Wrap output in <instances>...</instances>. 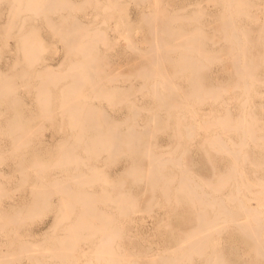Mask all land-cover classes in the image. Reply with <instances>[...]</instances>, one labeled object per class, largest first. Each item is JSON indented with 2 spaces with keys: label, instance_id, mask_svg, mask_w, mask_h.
<instances>
[{
  "label": "rangeland",
  "instance_id": "obj_1",
  "mask_svg": "<svg viewBox=\"0 0 264 264\" xmlns=\"http://www.w3.org/2000/svg\"><path fill=\"white\" fill-rule=\"evenodd\" d=\"M8 3H7V2ZM15 2H16V0H14ZM14 1L13 2H11V0H0V24L1 25H3V24H6L7 25V21H9V19L11 20V22L12 23H15L14 24V26H13V24H12V26L10 27V28H12V29H14V30H10V32H9V30H4V32L6 31V33H8V35L10 36V34H11V32H12V34H11V38L7 35V34H4L2 31H3V28H5V27H3L2 29H0L1 31H0V34L1 35H3V36H1L0 35V73H1V75H0V77H6V78H10L9 80H7V81H9V82H4L5 83V85L7 84H11L12 82L11 81H13V83H12V85H10L11 86V88H10V86L8 85V89H12V92L8 95L7 94V96L8 97H6V98H3V97H5V96H0V138H1V140H0V154H1V152H3V153H5V154H3L2 153V156L0 155V158H2V157H4L3 159H2V161L0 162V181H3V183H5V185L2 183L1 184V182H0V187H2V188H0V195L2 194V196H0V213H2L3 211H4V213L3 214H5V215H3V214H1V215H3L2 217L0 216V223H3V226H2V228L0 227V246H2V247H0V254H3V255H1L2 257H0V259H2V260H0V263H1V261L2 262H4L5 264H8V263H6L5 261L6 260H9V261H11L10 263L11 264H32V262H33V264H37L38 262H39V264H68V263H70V264H74L75 262H76V264H79V263H83V261H86V262H91L92 264H102L99 260H97L96 259V261L93 259V257H94V255L92 254V253H94V251H95V254H96V251H97V249L98 248H100V245H97V243L99 244V242L100 241H98V240H100V239H98L99 237H101V236H105V235H107V234H105V233H107V231H108V233H109V231H111V230H106V228H109L110 227V229H113L112 231H113V233H114V235H115V229H114V227L113 226H115V228H116V225H117V228H116V230L118 229L119 230V232H118V234L116 235L117 237L115 238V242H119L118 244L117 243H115V244H113L115 247H118V245H119V247H122L123 245L122 244H124L125 243V245L123 246L124 248L126 247V249H133V250H136V251H143V250H145L146 249V251L148 250L150 253H154L157 249H161V248H164V246H167L168 244H172V245H174V246H177V243H173V242H171V240L169 239V238H173L174 236H175V238L177 237V234H175V233H169L171 230H174V231H176L179 227H182V222H183V220H184V218H185V215H189L190 214V210H188V208H186L185 207V205L187 206V203H182V204H180V205H178L177 203H175L174 202V200H175V197L174 196H176V194H179V192H180V190H179V188L178 187H175L176 185H179L181 182H180V179L178 180V178L179 177H182V176H180V175H182V172H179L178 171V173H173V172H175L176 171V168L179 170L182 166H185V167H189V170L191 171H187L188 172V174H186L187 175V178H188V180H189V182H191L190 180H192L193 181V183L195 184L196 183V185H198V186H201L202 187V192H200L201 190V188L200 187H195L194 189H195V192L198 190L199 191V193L200 194H204L205 195V193L208 195V194H210L209 196H214L215 194L217 195L218 194V196H219V193L218 192H216V193H214L213 192V190H211V188H209L208 187V190L206 189L207 188V186L205 187V184H203V181H205V183H206V181H207V179H208V181H209V179H211V181H214V182H217L216 180H217V178L218 177H225V178H227V171H228V169L230 168V166L234 163H232V159L234 158L233 156H235V159L233 160V161H236V156H237V154L239 155L238 156V159H237V162H236V166L237 167H239V168H241L242 167V169H243V165L245 164V165H249L250 166V170H249V167H248V165L247 166H245L244 167V169L243 170H245V171H243V175L245 176V178H244V176H243V178H242V176L240 177V180H242V182H243V179H244V181L246 182V181H248V182H250V176L252 175V177H254L253 179L251 178V180H253V182H254V180L256 181V179L258 180V179H261V177H263V174L264 173H259V171H260V169L261 168H263L264 167V165H262V163H264L263 162V160H264V154H263V152H264V148L262 147V146H264V144H261V145H259V143H264V136H263V134H264V120H262V119H264V95H263V93H264V51H263V53H262V50H264L263 49V45H264V42H262V41H264V40H262V39H264V36H263V34L264 33H262V32H264L263 31V28H262V24L264 25V21L262 22V20H263V18H264V14H262L261 13V11H262V9H264V5H263V7H260V6H257V5H259V3L262 5V1L263 0H254V2L252 3L251 1L252 0H246V1H244L243 0V2H242V0H240V2L241 3H243V5L242 4H240V9H241V7H242V9H244L243 11H244V13L247 11V9H248V11L246 12V13H248L247 14V16L248 17H246V16H239L240 18H238L237 20H236V17H238V15L239 14H241V13H238V15L237 16H234V14H237L236 12H237V10H239V6H236L235 7V4H234V7H233V3H236V2H232L231 3V1L229 2L228 0L227 1H225V0H220L221 1V3H220V1L219 0H217V1H219V2H217L216 0H212V1H210L209 0V2L207 3V4H205V0L203 1V0H199V1H197V0H160V1H158V0H155V1H153V2H155L156 3V6H155V3H153L151 0H142L141 2L143 3V6H142V3L140 2V1H138V0H104V1H102V0H96L97 2H99V4H96V7L97 8H95L94 7V2H95V0H91L92 2H91V4H90V0H89V4H88V0L86 1L87 3H83L82 4V2H83V0H71V1H67V0H61V1H63V6H64V8H65V6H66V3H65V1L66 2H76V4H77V2L80 4H82V5H79V6H83L82 8H83V10H82V8H78V9H80V10H75V9H73L72 11H71V8H70V12H69V14L71 13L73 16H71V14H70V16H69V14L67 13V11H68V9L69 8H65L64 9V11H63V6H62V3H61V1L59 2L58 0H55V1H58L59 3H57V5H56V7L55 8H57V6H59V8L57 9V10H59V9H61L62 11H61V14L62 15H60L59 13H60V11H58L57 12V10L54 8V6H55V3H54V0H52L53 2H49V1H51V0H47V2H46V6H44L43 4L45 3V1H43V0H38V3H39V5H38V3L37 2H35V0L34 1H32V0H30L32 3H34V5H38L39 7L41 6H44V7H42V9H46L47 7H48V5L49 6H52L51 5V3H54V6L53 7H51V9L50 10H48L50 7H48L47 8V10L49 11V12H51V13H49V12H47V11H45V10H43V13H45L44 15L43 14H39V15H37V17L35 18V16H36V14L34 15V17L32 16L34 13H35V11H33L34 10V8L32 7L31 9H32V11L34 12L31 16H30V14L31 13H27V12H22L23 11V9L24 8H29L30 9V7H31V4L30 3H28V6H27V0H20V2L18 3V4H20V6H22V5H24V3H26V7H24V6H22L21 8H23L22 9V11H21V8L17 5V3H15L17 6H18V8H16L17 10L20 8V11L22 12H20L21 14L20 15H18V13H17V10H16V14H14L13 12H14V9H15V4H14ZM21 1H23V2H21ZM29 0H28V2H30ZM43 3V4H41V2ZM80 1V2H79ZM82 1V2H81ZM85 1V0H84ZM102 1V2H101ZM130 1V2H129ZM170 1V2H169ZM185 1V2H184ZM192 1V2H191ZM194 1H196V2H194ZM200 1H201V3H202V5L200 4ZM204 3H203V2ZM214 1V2H213ZM238 1V0H237ZM4 2V3H3ZM10 2H11V4H12V6L10 5ZM101 2V3H100ZM134 2V3H133ZM137 4H136V3ZM151 2L153 3V4H151ZM160 2V3H159ZM164 2V3H163ZM194 2V4H195V8H194V6H191V5H193V4H190V3H193ZM206 2H207V0H206ZM213 2V3H212ZM222 2H223V5H224V7H223V5H222ZM228 2V5L226 4V3ZM244 2H245V4H244ZM258 3L257 5H256V3ZM1 3H3V4H1ZM22 3V4H21ZM47 3H49V4H47ZM61 3V4H60ZM70 3H67V4H69V6H67V7H70L71 5H72V3L70 4ZM107 3V4H106ZM133 3V4H132ZM168 4V5H166V4ZM173 3V4H172ZM200 4L201 6H198V4ZM217 3V4H216ZM229 3H230V7H229ZM238 3V2H237ZM61 5V7H60V5ZM131 4V5H130ZM150 4V5H149ZM160 4H162V8L160 9L159 7H160ZM166 6H165V5ZM187 4V5H186ZM219 4V5H218ZM249 5V6H245L244 7V5ZM264 4V3H263ZM33 5V4H32ZM78 5V4H77ZM104 5H106V7L108 8V10H106L105 11V9L103 8V10H104V12L102 13V7H104ZM139 7H137V6ZM153 5V6H152ZM164 5V6H163ZM176 5H177V7L178 8H176ZM184 5H186V7L183 9V6ZM190 5V6H189ZM214 5H215V8H214ZM216 5H218L219 6V8H218V6H216ZM232 5V6H231ZM238 5V4H237ZM258 7V9H260V10H258L257 9V7ZM3 6V7H2ZM16 6V7H17ZM74 6H75V4H74ZM150 8H149V7ZM155 6V7H154ZM159 6V7H158ZM226 6H228V7H226ZM251 6L253 7V8H251ZM9 7V8H8ZM11 7H14L13 8V10H10V9H12ZM37 7V6H36ZM41 7L39 8L40 10H42L41 9ZM105 7V8H106ZM147 7H148V9H147ZM154 7V9H156V11L154 10V9H152ZM157 7V8H156ZM180 7H182L181 9H182V11L180 12L178 9H180ZM225 8V9H223V8ZM233 7V8H232ZM54 8V9H53ZM75 8V7H74ZM92 8H94V10L92 9ZM169 10H168V9ZM173 8V9H172ZM189 8V9H188ZM193 8V9H192ZM203 8V9H202ZM254 8H255V10H254ZM262 8V9H261ZM163 9V10H162ZM168 11V14H166L167 13V11ZM177 9V10H176ZM187 9V10H186ZM191 9H192V11H191ZM197 9V10H196ZM221 9V10H220ZM222 9L224 10V12H225V10L226 9H228V10H230L229 12H228V10L226 11L227 13H228V16H232V14H233V12H234V14H233V17H231V20H233L234 21V19H235V22H237V24L234 22V24L236 25V26H238V27H236L235 25H234V27L236 28V29H238L239 30V34L238 35H235L234 33H236L237 32V30L236 29H234L233 28V26H231V25H228L229 27H227V28H229V29H231L234 33H233V35L234 36H238L237 38L239 39H237L236 37V39L238 40V41H236V42H241L243 39H244V37H243V35L244 34H247V33H245L247 30H248V34L247 35H249L248 36V38H245L246 40L244 41L243 40V42H241V43H239V44H243V43H245L246 41V43L245 44H243L242 46L245 48H243L244 50H241V45H240V47H238L239 48V50L238 51H244L243 52V54H244V57H242V53H239L238 55H237V53H236V51L237 50H234L235 48H234V46H235V44H236V46H237V43H234L233 44V42H231L232 40L231 39H233V35H231V30H228V29H226L225 27H226V24H224L225 25V29H221L222 27V25H220V27H219V23H223L224 21V18L226 17V12L224 13V14H226V15H224L223 13V19H222V21L223 22H221V20H219V19H221V18H219L220 17V12H222ZM235 9H237L236 10V12H235ZM9 10V11H8ZM25 10V9H24ZM35 10H37V12H38V9H35ZM54 10V11H53ZM96 10V11H95ZM155 12H157V11H159L161 14H159L158 12H157V16L155 17V15L153 14V12L154 11ZM165 10V11H164ZM201 10H203V12L201 11ZM214 12H213V11ZM219 10V11H218ZM253 10H254V12H256V13H254L253 12ZM10 11H11V13H13V15H17L16 17L15 16H13L14 18H11L12 16V14L10 15ZM13 11V12H12ZM25 11H27V10H25ZM31 11V10H30ZM45 11V12H44ZM54 13H53V12ZM108 11H109V13H108ZM142 11H145V12H142ZM149 12L150 11V15H152L153 14V16L156 18V20H155V18H153V16L151 17L152 19H154L155 20V24H151L152 25V27L153 26H156V28H152L153 29V31L155 32L156 31V33L158 34V30L160 29V27L158 28V26H160V25H158L159 24V22H158V15L159 16H161V15H166L168 18H170L171 20V22H169V23H171V24H169V25H167L168 27H172V25H173V28L171 29V27H170V29H171V31L172 30H174L173 31V36L171 35L172 33L171 32H169V34L172 36V37H170V38H167L168 37V35L169 34H165L164 36L166 37L165 39L164 38H162V36L160 37V36H157V34L155 35L156 37H154L155 39H158V40H161L162 41V39H163V41H164V43H166L167 45L166 46H164V45H162L163 47L162 48H160V47H155L154 45H153V42H155L154 40H153V32H152V34H151V32L149 33V31H151V30H149V28H147V26H148V22L147 23H145L144 21H142V16L145 14H148L147 12ZM173 12V14L172 13H169V12ZM186 11V12H185ZM188 11L190 12H192V14H193V12H197V11H201L202 13H203V16H201L202 18L201 19H198L197 17V15H200V14H202V13H200V12H198L199 14H197L196 15V13H195V17H196V19H198V20H196V21H194V19L193 20H189V21H192L191 23L187 20V22L185 21V19L184 20H179V22H177V20L181 17V16H183V15H185V16H183V17H189L190 15V18L192 17V14H190L189 16L187 15L186 16V14H189L188 13ZM207 11V12H206ZM208 11H209V13H208ZM213 12V14H214V16H215V18L217 17L218 18V20L217 21H215L216 19L214 18V16H212L211 14H212V12ZM231 11H232V13H231ZM241 10H239V12H240ZM242 11V12H243ZM9 12V13H8ZM89 12H91V13H89ZM97 13L96 15L94 14V13ZM98 12H99V16H98ZM107 14H106V13ZM138 14H137V13ZM142 12V13H141ZM152 12V13H151ZM154 12V13H155ZM164 12H166V13H164ZM179 12H180V14H181V16L180 15H178L179 14ZM185 12V13H184ZM190 12V13H191ZM218 12V13H217ZM6 13H7V15H6ZM144 13V14H143ZM163 13V14H162ZM184 13V14H183ZM209 16H212V18L211 17H208V15ZM229 13H231V14H229ZM244 13H242V14H244ZM249 13H251V14H249ZM260 13V14H259ZM25 14H29V15H27V21L25 20L24 21V19H22L24 22H27V23H24L23 21V23L24 24H22L21 23V18L22 17H24V15ZM38 14V13H37ZM63 14H65V15H63ZM68 16H67V15ZM129 14V15H128ZM140 14H141V16H140ZM174 14L176 15V16H174ZM183 14V15H182ZM253 14H258V16L260 17H256V15H254L253 16ZM8 15H9V17H8ZM45 15H46V17H47V20L48 21H44V18H45ZM58 15H59V18H57L58 17ZM77 17H76V16ZM86 15V16H85ZM94 15V16H93ZM105 16V19H107V21L103 18L104 16ZM131 15V16H130ZM137 15H138V18H137ZM150 15H149V18H150ZM170 15H172V16H174V18H175V23L173 22L174 20H172V16H170ZM217 15V16H216ZM6 16L8 17V19L6 18ZM11 16V17H10ZM30 16V17H29ZM52 18H51V17ZM63 16H65V17H63ZM66 16H67V18H66ZM90 16V17H89ZM92 16V17H91ZM139 16L141 17V21H140V19H139ZM170 16V17H169ZM179 16V17H178ZM193 16V17H194ZM225 16V17H224ZM227 16V17H228ZM49 17V18H48ZM62 17H63V19L64 20H62ZM74 17V18H73ZM95 17V18H94ZM112 18V20H110L109 22H108V18ZM126 17V18H125ZM129 17H130V19L132 20V18L134 19V20H130L129 19ZM143 17H147V19H148V15L147 16H143ZM194 17V18H195ZM226 17V18H227ZM235 17V18H234ZM251 17V19H249ZM263 17V18H262ZM16 18V20L15 21H13V19H15ZM24 18H26V16L24 17ZM30 18V19H29ZM31 18H32V20H31ZM34 18H35V20H34ZM39 18V19H38ZM109 18V19H110ZM128 18V19H127ZM173 18V19H174ZM200 18V17H199ZM234 18V19H233ZM246 18V19H245ZM261 18H262V20H261ZM29 19V20H28ZM46 19V18H45ZM53 19V20H52ZM65 19H67V20H65ZM74 19H76V20H78V23L80 24V25H77V24H73L72 22L73 21H75ZM80 19V20H79ZM120 19H121V21H120ZM136 19V20H135ZM145 20H146V18H144ZM143 19V20H144ZM151 19V20H152ZM189 19V18H188ZM214 19V20H213ZM229 19V18H228ZM227 19V20H228ZM240 19V20H239ZM256 19V20H255ZM259 19V20H258ZM73 20V21H72ZM100 20H102L101 22H103L102 23V25H101V23L100 24H98L99 22H100ZM115 20V21H114ZM139 20V21H138ZM204 20V21H203ZM211 20V21H210ZM226 20V19H225ZM227 20L225 21V22H227ZM247 20V21H246ZM248 20H250V21H248ZM255 20V21H254ZM6 21V22H5ZM17 21H19L18 23H17ZM52 21H55V23L54 22H52ZM72 21V22H71ZM114 21V22H113ZM150 21V20H149ZM215 21V22H214ZM230 21V20H229ZM251 21H252V23H251ZM260 21V22H259ZM10 22V23H11ZM46 22H51V24L48 26V24H46ZM57 22L59 23H61V25H60V27H59V24H57ZM66 22V23H65ZM68 22V23H67ZM70 22V23H69ZM84 22H86V24L84 23ZM90 24H89V23ZM144 22V23H143ZM174 24H173V23ZM177 22V23H176ZM189 22V23H188ZM198 22V23H197ZM211 23V25H210V23ZM212 22H213V24H212ZM240 22V23H239ZM261 22H262V24H261ZM9 23V22H8ZM62 23L63 24H65V25H62ZM107 23V24H106ZM111 23V24H110ZM112 23L114 24L113 26H115L114 28H113V26H112ZM150 23H154V21H152V22H150ZM186 23V24H185ZM188 23V24H187ZM254 23V24H253ZM34 25V26H32V25ZM40 24H41V26H40ZM55 24V26H53ZM56 24L58 25V26H56ZM68 24V25H67ZM84 26H83V25ZM89 24V25H88ZM97 24V25H96ZM116 24V25H115ZM123 24V25H122ZM146 24V25H145ZM168 24V23H167ZM176 24H178V25H180V26H178V25H176ZM201 24V25H200ZM218 24V25H217ZM228 24V23H227ZM241 26V27H239V25ZM261 24V25H260ZM21 26L20 28H18V26ZM24 25V26H23ZM39 25V26H38ZM46 25H47V27H46ZM69 25H71V26H69ZM94 25H96V26H94ZM99 25V26H98ZM110 25V26H109ZM178 27V29L179 30H177L176 29V27ZM186 25V26H185ZM193 25H195V28H196V26L198 27V26H200V27H198V29H200V30H196V32L198 31H200V32H203V36L200 34V36L201 37H204V39L203 38H199V37H197V39L196 40H193L192 41V39H191V41H192V43H191V41H190V38L192 37V36H190V34L189 33H191V31H188L189 29L190 30H192L191 28H194V26ZM208 25H210L211 27H208ZM256 25V26H255ZM7 26H9V24L7 25ZM6 26V27H7ZM38 26V27H37ZM51 26H53V28H57V27H59L60 29H62L61 28V26H64V28L65 27H67V28H69V27H71V29H72V27L74 28L75 27V30H78V31H80L81 30V28L82 27H88V29L86 30V28H84L85 29V32L87 31V34L89 33V35H87L85 38L84 37H81V39H80V41H82V42H80V41H78V44H77V46L78 45H82L83 46V44L82 43H84L85 44V40H86V38H89V36L91 37V36H94L96 39H94V40H97L99 37L98 36H100V38H99V40L100 41H102V40H104L102 43L100 42V41H98L97 40V42H95V41H90L89 39H87V42H89V43H87L88 45L90 44V45H93L94 43L97 45V43H98V45H97V47H94L93 49H97V51H99V52H97L96 54H97V56H96V59H98V61L99 62H103V64H105L106 66H108L107 64L109 63V66L108 67H104V66H101L102 65V63L100 64L99 62H97V60L96 61H94V65H96V67L98 66V64H100L99 65V67H100V70H102L101 72L103 73V74H105L106 76H108V75H111L112 73L111 72H113V74H115L119 79H116L117 77L114 75V76H109L110 78L112 77V80L113 79H115L114 81H109V77H108V79L105 77V75L104 76H101L100 77V75H99V73H100V70L98 69V72H96V73H98V74H96L95 76H97V78L96 77H94V74L95 73H93V80H90V79H88V80H90V82L92 81L93 83H95V81H96V85L99 87V85H100V89H98V87L97 86H95L96 87V90H94V93L96 94V95H98V99L97 100H99L98 102H97V100L94 98V97H92V95H93V93H92V95H91V88L89 89L88 87H86V86H88V84H91L89 81H87V77H86V75H82V76H80V75H77L78 73L76 72L77 70H75L74 71V73H69V74H71V78H72V80H71V78H69V74H68V72H67V76H68V78H67V80L65 81L64 79H63V81H62V78H61V76L59 77V76H56L57 74H55L58 70H59V68H60V70L58 71L60 74H62V72L61 71H63V72H65L64 70H66V69H69V68H71V69H75V65H76V62H77V59L79 58V61L80 60H82V62L81 63H85V62H90L89 60H86V58H83V56H82V58H81V54L79 53V51L75 54V55H72L75 51H73V53L70 55V53H68L69 51H68V49L71 47V45H73V44H75V46H76V43L74 42L73 44H71L72 43V41L71 40H75V41H77L78 39H79V37L81 36V34H80V32H77L76 34H80L79 36L78 35H76L75 37H73V35H71V36H69V34L71 33H73L72 32V30H70V32H68L69 34H67V37H70V39L73 37V39H68L67 37H65L66 39H68L69 41H71V43H68L69 41H66L63 37V35H61L62 33H61V31H63V29L62 30H59V28L58 29H55V31L57 30H59L58 31V33H59V35L60 36H58V34H57V32H55L54 31V29H53V31L50 29V27ZM91 26V27H90ZM112 26V27H111ZM121 26H122V28H121ZM150 26V25H149ZM148 26V27H149ZM167 26H165V28L167 27ZM182 26H184V28L185 29H187V31L186 30H183L184 28L182 27ZM203 26V27H202ZM214 26H215V28H214ZM259 26H261V27H259ZM42 29H41V28ZM81 27V28H80ZM95 27L97 28V31L95 32V31H93V32H95L96 34H97V32H98V34L101 32L102 34H103V32H104V34H103V36H105L103 39H101V36H102V34L101 35H98V36H96V34H92L93 32H91L90 33V31H92V30H90L89 31V29H93V30H95ZM101 27H102V29H101ZM110 29H109V28ZM125 27V28H124ZM151 27V26H150ZM167 27V28H168ZM181 27V28H180ZM207 27V28H206ZM244 27V28H243ZM258 27H259V30H258ZM1 28V27H0ZM8 28V27H7ZM7 28H5V29H7ZM10 28H8V29H10ZM35 30H34V29ZM49 28V29H48ZM77 28V29H76ZM100 28V29H99ZM143 28H144V30H143ZM147 28V29H146ZM176 29V31H175V29ZM189 28V29H188ZM211 28V29H210ZM219 28V29H218ZM243 29V30H245V29H247V30H245V32L243 33V35H242V33L240 32V29ZM19 29H22L21 31L19 30ZM28 29V30H27ZM44 29V30H43ZM83 29V28H82ZM108 29V30H107ZM121 31H120V30ZM169 29V28H168ZM168 29L167 30H165L166 32H168ZM180 29H182L181 31H184L185 32V34L187 35V33L189 34V35H187V39L186 40H189L190 41V43H188V41H186V42H183V40H185V39H183L182 41L180 40V38H182V37H180L177 33H178V31H180ZM203 29V30H202ZM207 29H208V31H207ZM212 29H213V31L214 30H216L217 32H219V34L217 33V35H216V31H215V33H213V31H212ZM255 29L257 30V33L259 34V35H257L256 34V32H255ZM20 31L19 32V34H15V33H18V32H16V31ZM39 30V31H38ZM69 30V29H68ZM103 30V31H102ZM105 30V31H104ZM116 30V31H115ZM117 30H119L118 32H117ZM126 30V31H125ZM137 32V33H135V31ZM219 30V31H218ZM222 30H225L226 31V34H227V31H230V32H228V36L229 35H231V36H225V32H223ZM253 30V31H252ZM260 30H262V31H260ZM26 31H28V33H30V35L28 34V33H26ZM30 31H32L33 33H34V36H33V33H32V35H31V32ZM65 31H67L66 29H65ZM89 31V32H88ZM129 31V32H128ZM193 31H195V30H193ZM193 31H192V35H193ZM3 34H2V33ZM41 32V33H40ZM84 31H83V33H85ZM128 32V33H127ZM187 32V33H186ZM198 32H197V35H195V36H199L198 35ZM210 32V34H206V33H209ZM221 32V33H220ZM250 32H251V34H250ZM253 32H255V34L253 33ZM260 32V33H259ZM25 33V34H24ZM55 33V34H54ZM108 33V34H107ZM125 33V36H126V34H127V38H125V40H124V34ZM211 33H212V36H213V38L211 37ZM26 34H28L29 36L28 37H26ZM40 34V35H39ZM52 34H53V36L54 37H52ZM57 34V35H56ZM92 34V35H91ZM119 34V35H118ZM138 34L140 35V37L138 36ZM144 34V35H143ZM150 34V35H149ZM179 34H181V32H179ZM184 34V33H183ZM195 34V33H194ZM206 34V35H205ZM220 34H222V36L224 37V38H229L228 39V42H227V40L225 41V42H223V41H221V39H222V37L221 36H218V35H220ZM15 35V36H14ZM20 35H24L23 37H25L26 39H29V41L31 42V40L33 39V41H32V44H33V42L34 41H36L37 43H38V45H37V43H36V45H35V43L32 45L31 43H29V41H28V43H23V42H27L26 41V39L24 38V39H22L23 37H21V41H20V39L18 40V38H20L19 36ZM56 35V36H55ZM159 35V34H158ZM160 35H162V34H160ZM175 35V36H174ZM177 35H178V37H177ZM215 35V36H214ZM241 35V36H240ZM254 35H255V37L256 36H258L257 38H258V40L256 41V39H255V37H254ZM262 35V36H261ZM8 36V37H7ZM32 36V37H31ZM102 36V37H103ZM106 36H108V37H106ZM121 36V37H120ZM137 36L139 37L138 39H137ZM141 36H142V38H141ZM151 36H152V38H151ZM188 36L190 37V38H188ZM239 36H240V38H239ZM30 37H31V40H30ZM62 37V38H61ZM77 37V38H76ZM98 37V38H97ZM120 37V38H119ZM149 37V38H148ZM180 37V38H179ZM184 37V36H183ZM186 37V36H185ZM193 37H194V35H193ZM218 37V38H217ZM242 37V38H241ZM247 37V36H246ZM74 38H76V39H74ZM93 38V37H92ZM106 38H109V40L107 39L106 40ZM141 38V39H140ZM174 38V39H173ZM177 38H179V39H177ZM198 38L199 39H201V40H199L198 41ZM206 38V39H205ZM219 38H221L220 40H219ZM252 38H253V40H252ZM261 38V39H260ZM9 39V40H8ZM62 39V41H60ZM64 39V40H63ZM153 41H152V40ZM170 39H171V41H173V42H171V44L169 43L170 42ZM176 39V40H175ZM203 39V40H202ZM240 39H242V40H240ZM250 41H249V40ZM8 40V41H7ZM124 40V41H123ZM128 41V42H130V43H132V44H134L135 43V47H137L136 49L138 50V51H140V53L139 52H137V50L134 48V45H132V47H131V45H129V43H128V45L130 46V48H134V50H136V53L133 51V50H131V51H129L128 49L126 50V51H123V49H124V47H125V49H126V45H127V43L125 42V41ZM138 40V41H137ZM149 40H151V41H149ZM177 41V40H180V42H182V43H184V44H186L187 45V47H188V45L189 46H191L192 47V49L193 50H197L198 52H200V53H205L206 55V57H211V58H209V60H212V64L211 63H209V60H208V63L209 64H207V58L205 59V58H203V57H205V56H202V54H200L199 53V57H201L200 59H202L203 61H204V59H205V61L206 62H204V65L205 66H207V68H205L204 67V69L202 68V70L200 69L199 71H198V69H197V71H196V74L194 73V72H190L191 70V68L190 67H188L187 66V70H186V68H185V72L182 70V72L184 73H179V74H177V76L175 75V73L174 72H178L180 69H182V68H180V63H181V57L179 56L178 58H177V56L176 55H178V54H181L182 55V51H183V45H182V43H180L179 41H177L178 42V44L180 43V45H178V44H174V43H176L175 41ZM212 40V41H211ZM217 40V41H216ZM260 40V41H259ZM5 41H7V45L5 46L4 45V43H5ZM39 41H40V43H39ZM60 41V42H59ZM64 41H66V42H64ZM110 41V42H109ZM136 41V42H135ZM160 41V42H161ZM163 41L161 42V44H163ZM206 41H208V42H206ZM211 41V42H210ZM219 41V42H218ZM233 41H234V39H233ZM251 41L253 42V44H255L256 42V44L255 45H253L252 43H251ZM259 41V42H258ZM19 42H21V47L24 45L25 47H24V49L26 50V52H27V49H26V46L27 45H29V46H27L28 48H30L31 47V52L33 53L32 54V56H33V59H34V61L35 62H33V60H32V58H30V57H32L30 54H29V56L30 57H28L27 55H25V59L24 60H22V56L21 55H23V57H24V51H22L23 49V47L21 48L20 47V45H19ZM80 42V43H79ZM151 42V43H150ZM203 42H205V44L203 43ZM212 42H214V43H217L218 42V44H214V43H212ZM221 42V43H220ZM223 42V43H222ZM227 42V43H226ZM229 42H231L232 44H233V46H231L232 44H229ZM249 42H250V44H249ZM261 42L263 43V45H259V44H261ZM62 43H64V44H62ZM150 43V44H149ZM157 43H159V42H157L156 41V45H157ZM169 43V44H168ZM209 45H207V44ZM220 43V44H219ZM259 43V44H258ZM31 44V45H30ZM86 44V46L89 48V50H91L90 48H92V46L91 47H89L88 45ZM94 44V45H95ZM105 44H107V46L105 45ZM125 44V45H124ZM142 44V45H141ZM150 46H149V45ZM198 46H197V45ZM212 44H214V46H211ZM223 44L225 45V46H223ZM258 44V45H257ZM34 45H35V47H39V50L36 48L35 49V47H34ZM48 45V46H47ZM68 45H69V47H68ZM79 46L80 48L82 47V46ZM93 45V46H94ZM138 45V46H137ZM142 46V47H139V46ZM146 45H148V47L146 46ZM160 45V44H159ZM158 45V46H159ZM172 45V46H171ZM222 45V47H220ZM248 45H250V46H248V50H247V52H246V49H247V46ZM258 47H257V46ZM18 47V49L16 48V47ZM85 45L83 46L84 48L86 47ZM152 46V47H151ZM168 46H170L168 49H167V47ZM173 46H180V50H179V47H177V51L175 50H173V52H172V49H170V48H173ZM193 46H196L195 48L193 47ZM202 46V47H201ZM235 46V47H236ZM239 46V45H238ZM252 46V47H251ZM263 46V47H262ZM65 47V48H64ZM79 47L77 48V47H74L73 46V48H75V49H79ZM100 47V48H99ZM139 47V48H138ZM146 47H147V49H146ZM149 47H151V49L152 50H157V51H168V52H166V54H165V52H164V54H165V59L163 60V59H161L162 61L160 62L159 61V66H157L158 64H153V65H155L156 66V68L154 69L153 68V70H154V74H155V72H156V75L159 73L160 74V76H155L154 74V77L153 76H150V78H149V75L151 74L152 75V72L151 73H149V75H145V74H147V73H143L142 72V69L143 68H145V69H143L144 71L146 70L147 71V69L148 68H150V66H152L151 65V60H152V62L154 63V59H156V58H151L150 59V56H152V55H150L149 54V56H148V54H145V55H143V53H148V51L147 50H149L148 48ZM191 47H189V48H191ZM227 47H231V48H234V49H231V50H233V52H235L234 54H233V52L231 51V50H229ZM262 48V49H260V48ZM2 48V49H1ZM16 48V50H17V52H16V50H14ZM19 48H21L20 50H19ZM32 48L33 49H35L36 51H37V53H35L36 51L35 50H32ZM45 48H47V49H45ZM50 50H49V49ZM87 48V49H88ZM127 48H129L128 46H127ZM145 48V49H144ZM209 48H210V50L211 51H209ZM218 49V50H213V49ZM228 49L229 50V52H228V50H226V49ZM86 49V48H85ZM85 49H82V50H85ZM86 49V50H87ZM93 49L91 50V51H89L90 53L88 54L89 56H94V54H95V50H94V52H93ZM161 49H163V50H161ZM201 49H203V50H201ZM208 49V51H206ZM258 49V50H257ZM259 49H260V51H261V54L262 55H260V51H259ZM19 50V51H18ZM29 50V51H30ZM49 50V51H48ZM66 50V51H65ZM80 50V49H79ZM85 50V52H86V54H87V51ZM144 50H146V51H144ZM192 50V51H193ZM195 50V51H196ZM201 50V51H200ZM221 50H223V51H221ZM226 50V51H225ZM251 50V51H250ZM255 50H257V51H255ZM21 51V52H20ZM68 51V52H67ZM81 51V50H80ZM144 51V52H143ZM179 51V52H178ZM180 51H181V53H180ZM191 51V52H192ZM195 51H193L192 53H189V54H191L192 56H194V54L196 55V53H198V52H195ZM205 51V52H204ZM213 51H215L214 53H213ZM218 51V52H217ZM258 51H259V54H257L258 53ZM65 52H67L66 54H65ZM71 52V51H70ZM143 52V53H142ZM150 52V51H149ZM152 52V51H151ZM150 52V53H151ZM154 52V51H153ZM195 52V53H194ZM207 52V53H206ZM222 54H221V53ZM18 53V55H16ZM84 53V52H83ZM92 53V54H91ZM100 53V54H99ZM129 53V54H128ZM194 53V54H193ZM210 53V54H209ZM224 53H226L227 54V56H226V54H224ZM232 53V56L230 55ZM14 54H15V56H14ZM25 54H27V53H25ZM85 54V53H84ZM104 54V55H103ZM154 54V53H153ZM168 54H169V58L167 57V59H170V60H166V55L168 56ZM214 56H213V55ZM221 54V55H220ZM241 54V57H242V59H243V61H245V60H248V61H245V64L246 65H249L247 68L245 67V65H244V67L246 68V69H253V71L254 70H256V71H251L250 70V72H248V71H245L244 69H239L240 71H238V69L236 68V66L237 65H234L235 66V68L234 67H232V65L233 64H231L232 63V61H230L231 59H233L236 55L238 56L237 57V59L239 58V55ZM247 54V55H246ZM255 54H256V56H255ZM107 55V56H106ZM128 55V56H127ZM204 55V54H203ZM208 55V56H207ZM223 55V56H222ZM232 57H230V56ZM234 55V56H233ZM260 55V56H259ZM27 56V57H26ZM88 56V57H89ZM99 56V57H98ZM171 56V57H170ZM175 56V57H174ZM219 56V57H218ZM225 56H226V58H225ZM246 56H248V57H246ZM255 57V60H254V58H252V57ZM258 56V57H257ZM15 57H16V59H15ZM85 57V56H84ZM100 57H102V58H100ZM105 57H107V58H109V59H107V60H105ZM128 57V58H127ZM174 57V58H173ZM196 58H197V56H195ZM198 57V58H199ZM215 58V60H214V58ZM222 57V58H221ZM223 57L225 58V59H227L228 58V61L230 62H228L227 60L224 62V59H223ZM241 57L239 58V61H235V63L237 62V63H239L238 64V67L240 68H243V66L241 65L243 62H242V60H241ZM257 57V58H256ZM262 57H263V59H262ZM81 58V59H80ZM95 58V57H94ZM147 58V59H146ZM172 58V59H171ZM175 58H177V59H175ZM180 58V59H179ZM195 58V60H200V59H196ZM246 58V59H245ZM249 58V59H248ZM14 59H15V61H14ZM20 60V62H17L18 60ZM32 60V62H33V65H32V63H31V65L30 64H27V63H25V62H28V63H30L31 62V60ZM90 59H91V57H90ZM173 59H174V62L177 60V63H173ZM179 59V60H178ZM220 60V62H218L217 60ZM223 61H222V60ZM253 59V60H252ZM25 60H27V61H25ZM30 60V61H29ZM72 60V61H71ZM73 60L75 61L74 62V64L72 65V62H73ZM93 60V59H92ZM109 60V61H108ZM138 60V61H137ZM139 60L141 61L140 63H142V65L140 66V63H139ZM144 62H143V61ZM172 60V61H171ZM200 61V62H202L203 63V61ZM234 60H236V57L234 58ZM240 60H241V62L242 63H240ZM25 61V62H24ZM85 61V62H84ZM164 61H165V63H164ZM178 61H179V63H178ZM198 61H197V64H198ZM257 61H262L263 62V64L260 62V64L259 63H256ZM69 62L71 63V64H69ZM92 62V61H91ZM90 62V63H91ZM97 62V63H96ZM108 62V63H107ZM149 62V63H148ZM170 62H172L173 63V65H172V63H170ZM213 62H215V63H213ZM222 62V63H221ZM224 62V63H223ZM251 63V64H247V63ZM15 63H16V65H15ZM81 63H79V65L81 64ZM155 63H158L157 62V60L155 61ZM162 63V64H161ZM218 63V64H217ZM229 65H228V64ZM257 64L258 66L257 67H255V65L254 64ZM12 64H13V66L15 67V69H14V67L12 66ZM20 64V65H19ZM30 65L29 66V68H27L26 69V67H25V65ZM85 64H89V63H85ZM139 64V65H138ZM146 64V65H145ZM150 64V65H149ZM221 64V65H220ZM226 64V65H225ZM19 65V66H18ZM26 65V66H27ZM68 65V66H67ZM77 65H78V63H77ZM77 65H76V68H79V67H77ZM92 66H94L93 64H91ZM143 65H144V67H143ZM165 65V66H164ZM175 65H177V67L179 68H176V66ZM200 65H202V64H200ZM200 65H198L199 67H200ZM212 65V66H211ZM228 65V66H227ZM10 66V67H9ZM21 66H23L24 68H22ZM66 66H67V68H66ZM87 66V65H86ZM163 66L165 67V68H167V71H169V72H167L166 71V69L165 68H163ZM174 66H175V68H174ZM210 66V67H209ZM224 66H225V68H227V67H229V69L227 68V71H226V69H224ZM227 66V67H226ZM251 66H252V68H251ZM253 66H254V68H253ZM261 66V67H260ZM13 68V70H12V68ZM17 67V68H16ZM51 68V71H49L50 72V74H48V72H46L47 71V69H49L50 70V68ZM84 67V66H83ZM141 67V68H140ZM143 67V68H142ZM160 68V69H157V68ZM216 67V69H214ZM220 67H223V68H220ZM259 67V68H258ZM11 70H10V69ZM30 68H32V69H30ZM65 68V69H64ZM85 68V67H84ZM84 68H82V69H84ZM91 68V67H90ZM103 68V69H102ZM105 68H108V69H105ZM140 69V70H137V69ZM212 68V69H211ZM257 68V69H256ZM9 69V70H8ZM21 69V70H20ZM23 69H24V71H26V70H29L30 72H28V71H26L25 73L27 74V75H30L29 77L27 76V75H25V73H23L24 71H23ZM37 69V70H36ZM57 71H56V70ZM80 69V68H79ZM79 69H78V71H79ZM86 69V68H85ZM96 69V70H97ZM136 71H135V70ZM171 69V70H170ZM174 69V70H173ZM196 69V68H195ZM207 69V70H206ZM209 69V70H208ZM223 69H224V71H223ZM7 72H6V71ZM18 70H20V71H18ZM38 70H40V71H38ZM46 70V71H45ZM52 70H53V74H51V72H52ZM107 70V71H106ZM116 70H118L119 72H121V73H119L118 71H116ZM126 70H128V71H126ZM151 70V69H150ZM152 70V71H153ZM156 70V71H155ZM176 70V71H175ZM241 70H244L245 72H248L247 74L248 75H250L248 78L245 76V72H243L244 74V76H245V78H243V75H241V74H239V73H241L242 71ZM4 71V72H3ZM17 72V76H14V75H16V73L15 72ZM35 71H37V72H39L38 74H40V75H38L37 74V76H36V74L35 73H37V72H35ZM67 71V70H66ZM80 71H81V69H80ZM84 71V70H83ZM87 71V70H86ZM95 71V70H94ZM115 71V72H114ZM135 71V72H134ZM157 71H159L158 73H157ZM166 73H165V72ZM192 71H195V70H193V68H192ZM209 71V72H208ZM211 71V72H210ZM222 71V72H221ZM234 71H236V73H238L239 75H241V76H239L238 74H234ZM12 72H14V73H12ZM55 72V73H54ZM57 72V73H58ZM69 72H71V70L69 71ZM190 72V73H189ZM198 72V73H197ZM208 72V73H207ZM229 72V73H228ZM3 73H6V74H4L3 75ZM10 73V74H9ZM24 74L26 77H22V79H21V77H20V75H22V74ZM29 73V74H28ZM66 73V72H65ZM64 73V74H65ZM83 73V72H82ZM85 73V72H84ZM106 73H108V74H106ZM117 73H119V74H117ZM128 73V74H127ZM143 73V74H142ZM164 73V74H163ZM211 73H212V75H211ZM220 73H221V75H220ZM227 73H228V75L230 74L232 77H230V75H229V77H228V75H227ZM7 74H8V76H10V77H8L7 76ZM13 74V75H12ZM19 74V75H18ZM46 74V75H45ZM101 74V73H100ZM102 74V75H103ZM126 74V75H125ZM166 74V75H165ZM167 74H169V75H167ZM182 74H183V77H182ZM203 74V75H202ZM205 74V75H204ZM255 74V75H254ZM258 74V75H257ZM6 75V76H5ZM43 75V76H42ZM45 75V76H44ZM48 75L49 76H51L52 75V78L50 79V77H48ZM55 75V76H54ZM59 75V74H58ZM72 75H74L73 77H74V79L75 78H79L81 81H82V83H81V81L80 80H78V79H76V81L78 80V82H76V85H77V83L79 84L78 86H80L81 87V92H82V94H85L86 96H87V98H86V96H85V98L84 99H86V100H84V99H82L83 97H84V95H81L77 90V92H76V94H75V92H72V94H75V95H77V94H80V97H82V98H79V97H77V96H75L74 97V95H73V97H69L70 99L71 98H76L77 99V101H75L76 103H77V106H78V104H79V106L78 107H75L74 105H76V103L75 104H72V106H71V104H70V107H72V108H70V110H71V112H69V111H67V112H69L70 114H72V115H74V117L76 118V116H75V114H77V117L79 116V114H80V116H82V118H78V119H75L74 121H75V123L73 122V119H71V118H73V116L72 115H69L68 113H66V111L64 110V109H66L67 108V104L69 105V103H67L66 104V102L67 101H69L70 99L67 97V94L65 93V92H68V91H66V89L64 88V87H66L67 88V86L69 85V88H67V89H71V91H73V90H75L76 89V86H74L75 84V80L73 79V77H72ZM87 75H88V73H87ZM91 75H92V73H91ZM90 75V76H91ZM99 75V76H98ZM185 75V76H184ZM189 75V76H188ZM197 77H196V76ZM208 75V76H207ZM210 75V76H209ZM224 75V76H223ZM234 75V76H233ZM260 75V76H259ZM263 75V76H262ZM41 76V77H40ZM89 76V77H90ZM123 76V77H122ZM173 76V79L175 78V80H172V77ZM199 78L200 79V81L198 82V83H201V81H202V89H199L200 90V92L202 91V90H205L206 91V89L208 90V88L211 90L212 89V91L214 92H212V91H209V92H207V93H212L213 94V99H211L210 97V100H209V98H206L208 95H205L206 97V99H207V101H206V103L203 101H201L200 103L202 104H199V102H196L195 101V98L194 99H192V101L189 99L188 101H186V103L188 104L186 107H185V109H184V106L182 105V103H181V99H182V97H183V95L185 96V95H187L190 91H192L191 90V88H193L191 85H189L190 84V80H191V78ZM262 76V77H261ZM13 77V78H12ZM20 79H19V78ZM34 77H36V79L34 78ZM43 77H47V78H45L46 80H45V83H46V81L47 80H54V78L56 79V78H58V81H59V84H57V86L55 87V89L53 88L54 87V85H49V83L47 84V85H49L47 88L48 89H45V87H46V84H43V82H44V78ZM54 77V78H53ZM92 77V76H91ZM122 77V78H121ZM132 77V78H131ZM148 77V78H147ZM153 77V78H152ZM159 77H161L160 79H159ZM177 77V78H176ZM179 77H181V78H179ZM187 77H189L188 79H187ZM203 77H205V78H203ZM207 77V78H206ZM236 77L238 78V77H241V79L238 81V79H236ZM37 78H40V81L42 82L41 84H40V81H39V79H37ZM60 78V79H59ZM95 78V79H94ZM106 78V79H105ZM138 78V79H137ZM139 78H141V79H139ZM144 78L146 79V80H144ZM163 78V79H162ZM203 78V79H202ZM227 78V79H226ZM233 78V79H232ZM255 78H257V79H255ZM262 78V79H261ZM2 79V78H1ZM12 79V80H11ZM16 79H18V80H16ZM29 79V82L31 83V86H30V83L27 81ZM34 79V80H33ZM97 79V80H96ZM103 79H105V80H103ZM124 79H126V81L124 80ZM128 79V80H127ZM150 79V80H149ZM157 81H156V80ZM176 79H177V81H176ZM205 79H207L206 81H204ZM211 79V80H210ZM219 79H221V80H219ZM231 79V80H230ZM251 79H255L256 81H257V86H256V84H255V82L256 81H254V83H252L253 81H250V82H248L247 83V81L248 80H251ZM3 80V79H2ZM22 80H23V82H22ZM36 80V81H35ZM74 80V81H73ZM100 80V81H99ZM101 80H103V82L101 81ZM136 80V81H135ZM156 82H155V81ZM159 80L161 81L162 80V82H159ZM171 80H172V82H171ZM215 80V81H214ZM224 80V81H223ZM227 80V81H226ZM234 80V81H233ZM258 80H259V82H258ZM17 81V82H16ZM20 81L22 82L21 84H20ZM25 81H26V84H25ZM57 81V80H56ZM54 82L55 84L57 83V82ZM62 81V82H61ZM65 81V82H64ZM70 81V82H69ZM84 81V82H83ZM98 81H99V85H98ZM119 81V83H117ZM133 81V82H132ZM144 82V84H143V82ZM147 81V82H146ZM149 81V82H148ZM151 81H152V83H155V84H152L153 86H151L150 87V85H151ZM175 81V82H174ZM189 81V82H188ZM218 81H220V83H217ZM263 83H262V82ZM11 82V83H10ZM18 84V85H16V83ZM71 82L73 83L72 85H70L71 84ZM89 82V83H88ZM113 82V83H112ZM138 82H140V83H138ZM146 82V83H145ZM164 82H165V84H164ZM169 82L170 83V86L171 87H176L177 86V84H178V86L176 87V88H172L174 91H176V92H173L172 90L170 91V89L169 90H163L161 87H158L159 86V83L160 84H164L165 86H163V87H165L166 89L167 88H171V87H169L168 86V84L167 83ZM209 82V83H208ZM215 82V83H214ZM225 82V83H224ZM227 82V83H226ZM229 82V83H228ZM234 82H237V83H233ZM0 83H2L1 82V80H0ZM15 83V84H14ZM65 83H68V85L66 86V84ZM84 83H88L87 85L86 84H84ZM105 84V86H104V84ZM129 83L131 84L130 86H129ZM149 83H150V85H149ZM192 83V82H191ZM204 83V84H203ZM230 83H231V85L233 86H231L230 85ZM244 83H246V84H248L249 86L251 85L250 83H252V84H254L255 86L253 87V88H251V86L250 87H248V85H246L247 86V90L248 91H250L251 89V93H253V95H250V93L248 92V95H247V92H245V89H244V92L243 91H241L240 89H242L243 88V84ZM16 85V86H14V85ZM23 84H25L26 86L28 85L29 87H26L25 85H23ZM37 84H40L41 86H45L42 90L40 89V85H39V91H40V93H41V91H42V94L43 95H46V96H49L48 97V99H50V103H49V100L48 99H46L47 101H48V103H49V108H48V111H43L44 109H43V106L42 105H44L45 107L48 105V103H47V105L45 104V102H47L44 98V100H45V102H39V101H41V99L42 98H40L41 97V95L39 94V91H37ZM43 84V85H42ZM83 84V86H81ZM115 84V86H112V85H114ZM140 84V86H144V89H146V90H144L143 88H140V87H138V85ZM143 84V85H142ZM147 84V85H146ZM186 84V85H185ZM211 84V85H210ZM220 84V85H219ZM240 84H242V85H240ZM259 84V85H258ZM4 84L1 86V84H0V87L2 88V91H3V86H5ZM21 85L22 86H24L25 88H21ZM37 85V86H36ZM93 84H91V85H89V86H92ZM107 85V86H106ZM155 85H157V89L156 90H158L159 88V91H157L156 92V90L154 91V89H152V87L153 88H156V86ZM174 85V86H173ZM176 85V86H175ZM200 85H198V86H200ZM213 85H214V87H213ZM220 86V87H216V86ZM260 85H263V86H260ZM12 86H14V87H12ZM20 86V87H19ZM34 86H36V87H34ZM72 86V87H71ZM73 86L75 87V89L73 88ZM93 86V87H94ZM125 86V87H124ZM135 86H137V87H135ZM146 86H147V88H146ZM182 86V87H181ZM190 86H191V88H190ZM200 86V87H201ZM212 86V88H210ZM222 86V87H221ZM228 86V87H227ZM238 86V87H237ZM253 86V85H252ZM5 87H7V86H5ZM50 87V88H49ZM60 87L61 88H63V89H65V92H64V95H63V93H62V89H61V91L59 90L60 89ZM85 87V88H84ZM102 87H103V90H101L102 89ZM106 87V88H105ZM111 87V88H110ZM114 87V88H113ZM129 87V88H128ZM180 87V88H179ZM185 87V88H184ZM229 87H231L230 89L231 90H228L229 89ZM0 88V89H1ZM18 88V89H17ZM19 88H20V90H19ZM34 88V89H33ZM42 88V87H41ZM78 88V90H80V88L79 87H77ZM82 88L84 89V91H86V92H84L83 90H82ZM113 88V89H112ZM115 88H118V90L117 89H115ZM122 88V89H121ZM128 88V89H127ZM134 88L137 90H134ZM138 88H140L139 90H140V92L138 91ZM183 88V89H182ZM204 88V89H203ZM213 88H215V90L213 89ZM216 88H219L218 89V91H219V93H220V97H221V95H222V98H220L219 96V98L215 95V93H217L218 94V92H216ZM220 88H222V89H224L225 91V93L224 92H222L223 90H221ZM234 88V89H233ZM238 90V92L237 91H235L236 89ZM245 88V87H244ZM248 88H250V89H248ZM6 89V88H5ZM8 89H6V90H4L3 92L5 93V91L6 92H8L9 90ZM15 89V90H14ZM44 89H45V91H44ZM86 89H89L90 91L88 92ZM117 90V91H119L120 89V91H119V93L118 92H114L115 90ZM180 89V90H179ZM233 89V90H232ZM254 89V90H253ZM52 90H53V92H55V90H56V94L54 93V95H56L55 97H57L56 98V100H53V98L51 97L52 96ZM98 90H101L102 92L100 93V92H98ZM105 90V91H104ZM123 90V91H122ZM129 90H131V91H129ZM134 90V91H133ZM150 90V91H149ZM163 92H161V91ZM178 90V91H177ZM181 90L184 92H182L181 93ZM188 90V91H187ZM221 90V91H220ZM228 90V91H227ZM240 90V91H239ZM243 90V89H242ZM246 90V91H247ZM15 91V93H16V95H15V93H13ZM44 91V92H43ZM70 91V92H71ZM104 91V92H103ZM106 91L107 92H109V94L108 93H106ZM114 92V96H113V92ZM168 93H167V92ZM187 91V92H186ZM195 91H197V90H195ZM230 91H232V95H229V94H231V92ZM260 91H261V93H260ZM10 92V91H9ZM30 92V93H29ZM36 92V94H37V92H38V94H39V97L38 98H40L39 100H38V102L39 103H36L37 101H35L34 99V97H36L37 98V96H34V93ZM51 92V93H50ZM61 92V93H60ZM69 92V96H72V94ZM84 92V93H83ZM98 92V93H97ZM129 92V93H128ZM138 92V93H137ZM152 94H150V93ZM153 92V93H152ZM159 92H160V95H159ZM172 92V93H171ZM227 92H229V93H227ZM234 92V93H233ZM239 92L241 93L242 92V98H244L245 96V98H248L249 99V97H250V99L252 98V100L250 101V99H249V101H248V99H247V103H245L246 101H242V100H240L239 98H240V95L241 94H239ZM255 92V93H254ZM257 92V93H256ZM2 93V92H1ZM0 93V94H1ZM13 93V95H11ZM22 93V94H21ZM88 93V94H87ZM117 93H118V95H117ZM122 93V94H121ZM133 95H132V94ZM137 93V94H136ZM156 93V94H155ZM162 93V94H161ZM164 93H166V95L164 94ZM169 93H170V95H169ZM194 93V92H193ZM197 93H199L198 91H197ZM197 93H195V94H197ZM206 93V94H207ZM223 93V94H222ZM236 93H238L239 94V96H238V101H240L241 103H242V106L243 107H247L248 108V111L246 112V110H245V108H242V106L241 105H239V104H241V103H237V101H236V99H237V95H236ZM244 93V94H243ZM19 94L20 95H22V96H19ZM35 94V95H36ZM58 94V95H57ZM71 94V95H70ZM107 94H108V96H110V98L109 97H107ZM122 96H121V95ZM131 94V95H130ZM135 94V95H134ZM143 94H145V95H143ZM147 94H149V95H147ZM157 95L158 97H156V96H154V95ZM173 94V95H172ZM175 94V95H174ZM179 95V94H182V96L181 95H179V97L177 96V95ZM201 94V93H200ZM203 94V93H202ZM226 94H227V96H226ZM246 94V95H245ZM261 94L263 95V96H261ZM3 95V94H2ZM18 95V96H17ZM43 95H42V97H43ZM64 96V98H62L61 96ZM95 95V97H97ZM116 95V96H115ZM137 95V96H136ZM141 95H143V97L141 96ZM162 95L164 96V98H162V100L160 101L159 99H157L156 100V98H159V96H161L162 97ZM169 97H168V96ZM191 95V93L189 94V96ZM193 95V94H192ZM211 95V94H210ZM209 95V96H210ZM224 95H225V97H224ZM233 95L236 97L235 99H233L234 97H233ZM243 95H244V97H243ZM250 95V96H249ZM46 96H44V97H46ZM94 96V95H93ZM106 96V97H105ZM126 96H128V98H130L129 100H130V102H128L127 100V97ZM131 96H133V97H135V98H133V97H131ZM172 96V97H171ZM174 96V97H173ZM176 96V97H175ZM194 96V95H193ZM204 96V95H203ZM230 97L229 99L231 100V102H233V103H231L230 101H229V99H227L226 97ZM233 98H232V97ZM13 97V98H12ZM21 97V98H20ZM55 97H54V99H55ZM58 97H59V99H58ZM60 97H61V100L62 99H64V101H62V102H64V105H61L60 104ZM66 97V98H65ZM101 97V98H100ZM120 97V98H119ZM160 97V98H161ZM212 97V96H211ZM254 97V98H253ZM261 97H263V98H261ZM34 98V99H33ZM69 100H68V99ZM105 98V99H104ZM113 98V99H112ZM123 98V99H122ZM125 98V99H124ZM139 98V99H138ZM154 99V102H153V99ZM172 98H174V99H172ZM204 98V97H203ZM217 98V99H216ZM232 98V99H231ZM241 98V99H242ZM11 99H13V102H14V99H15V101H16V99H18L17 101H16V105L14 104V106H13V104L11 105V103H10V100ZM42 99V100H43ZM66 99V100H65ZM76 99H74V100H76ZM92 99V100H91ZM101 99V100H100ZM103 99V100H102ZM115 99H117V101H118V99H119V101L121 102H117V101H114ZM127 99V100H126ZM132 99V100H131ZM171 99V100H170ZM225 99H227V100H225ZM52 100V101H51ZM74 100H72V102L74 103ZM78 100H81L80 102L78 101ZM89 100H91V101H89ZM94 100V101H93ZM96 100V101H95ZM111 102H110V101ZM140 100H141V103H138V102H140ZM174 100V102H172ZM178 100V101H177ZM200 100V99H199ZM216 100H218V101H216ZM225 100V101H224ZM243 100H245V99H243ZM9 101V102H8ZM56 103L55 105L57 106H55L54 104H51V103H54V102ZM84 101V102H83ZM86 101V102H85ZM104 101H106V102H104ZM127 101V102H126ZM136 103H134V102ZM138 101V102H137ZM149 101V102H148ZM156 101H157V103H158V105H157V103H156ZM180 101V102H179ZM222 102V103H220L221 104V106H220V104H219V102ZM27 102V103H26ZM32 102V103H31ZM90 102V103H89ZM93 103V105H92V103ZM108 102H110V103H108ZM116 102V103H115ZM123 102V103H122ZM125 102V103H124ZM160 102H162V103H160ZM209 102V103H208ZM212 102V103H211ZM245 104H244V103ZM248 102H250L249 103V105H250V107H249V105H248ZM253 104H252V103ZM3 103V104H2ZM82 103H84L83 105H82ZM87 103H88V105L90 104V107L87 105ZM107 103V104H106ZM117 103H119L118 105H117ZM130 103H133V104H130ZM171 103L172 104H175V103H177V104H179L178 106H181L180 108L179 107H177V108H173L172 106H170V107H172L171 109H167L171 114H169V112L165 109L166 108V106H167V108H168V104H170L171 105ZM181 103V104H180ZM191 103H192V105L194 106H192V113L190 114L189 113V111L188 110H190L191 108H189V106L191 105ZM197 103V104H196ZM204 103V104H203ZM211 103V104H210ZM223 103H225V105L223 104ZM228 103H231L232 104V106H233V108H230L231 107V105H229ZM29 104V105H28ZM103 105V106H98V105ZM126 104V105H125ZM129 106H128V105ZM138 104V105H137ZM142 104H144L143 106H142ZM149 104V105H148ZM152 104V105H151ZM153 104H155V106L153 105ZM161 104V105H160ZM176 104V105H177ZM209 104V105H208ZM226 104H228L227 105V107H226ZM237 104V105H236ZM247 104V105H246ZM51 105H52V107H51ZM85 105H86V108L88 109L87 111H85ZM109 105H111V106H109ZM115 105V106H114ZM133 105L135 106L134 108H136L137 106L139 107L140 105H141V107H139L138 109H142V111H144L143 110V108L145 107V109L147 108L148 109V111L147 112H142V111H137L136 113H138L137 115H136V113H135V115L136 116H138V117H134V120L135 121H133V117L131 118V121H130V118L129 117H131L132 115H133V113L132 112H134V111H129V110H135L134 108H132L133 107ZM145 105H147V106H145ZM150 105H151V107H150ZM165 105V106H164ZM211 105H213V106H211ZM239 105V107L241 108V111H240V108L238 109V106ZM257 106L256 107V109H254L255 108V106ZM12 106L14 107V108H12ZM24 106V107H23ZM32 106V107H31ZM41 106V107H40ZM58 106H63L64 108H62L63 109V111H64V113H60L59 111H62V109L61 110H57V113H56V109H59V107ZM75 108H74V107ZM83 106V107H82ZM130 106H131V108H130ZM153 106L156 108H153ZM156 106H160V108L158 107H156ZM174 106V105H173ZM253 108H252V107ZM260 106H263V107H260ZM10 107V108H9ZM79 107H81V108H79ZM95 107V108H94ZM143 107V108H142ZM164 107V108H163ZM175 107V106H174ZM210 107V108H209ZM212 107V108H211ZM236 107V108H235ZM260 107V108H259ZM21 110H20V109ZM40 108V109H39ZM83 108V109H82ZM151 108V109H150ZM182 108H183V111H181L182 110ZM189 108V109H188ZM200 108V109H199ZM203 108V109H202ZM226 108V109H225ZM249 108H250V117L252 116V115H254L251 119H253V121L252 120H249L250 119V117H246V115H247V113H249ZM263 108V109H262ZM23 109H24V111H23ZM54 109H55V111H54ZM68 109V108H67ZM89 109H90V111H89ZM104 109V111L107 113V117H109L108 119H106V118H104V119H101V116H103L104 114H105V112L104 111H102V110ZM114 109V110H113ZM137 109V110H138ZM151 111H150V110ZM179 109V110H178ZM181 109V110H180ZM195 109V110H194ZM204 109H205V111H204ZM228 109V110H227ZM239 110V111H236V110ZM242 109H244L243 111H242ZM20 110V111H19ZM28 110L30 111V112H28ZM35 111V112H33V111ZM45 110H46V108H45ZM50 110V111H49ZM53 110V111H52ZM69 110V109H68ZM112 110V111H111ZM154 111V114L157 116V120H156V118H155V120H156V122H157V124H155V125H153L151 122L149 123V120L151 119V118H148V116L150 117V115H152L153 114V111ZM163 110V111H162ZM165 110L167 111V112H165ZM171 110V111H170ZM200 110V111H199ZM208 110H209V112H211L210 114H212L213 112L215 113V114H213V115H209V112H208ZM211 110V111H210ZM14 111V112H13ZM74 111V112H73ZM108 111V112H107ZM150 111V112H149ZM162 111V112H161ZM177 111H180V113L179 112H177ZM190 111V112H191ZM197 113H196V112ZM222 111V112H221ZM225 111V112H224ZM227 111H228V113H227ZM232 111V112H231ZM256 111H257V113H256ZM5 112V113H4ZM33 112V113H32ZM43 113V115L44 114H46V115H49V114H51L50 116H54L55 115V113H56V115H57V117L56 116H54L55 118H53L52 119V121H53V124H51L50 122H52V121H47L46 119H48L50 116H48L46 119L44 118V117H42V118H40L41 116L39 115V113ZM51 112V113H50ZM75 112H77V113H75ZM85 112V113H84ZM86 112L88 113V112H90V113H88L87 115L88 116H85L84 114H86ZM104 114H103V113ZM152 112V113H151ZM160 114H159V113ZM181 112H182V114H181ZM195 112V114H194V116H193V113ZM234 112H236V113H234ZM246 112V113H245ZM32 113V114H31ZM40 113V114H41ZM52 113H54L53 115H52ZM75 113V114H74ZM79 113V114H78ZM101 113L103 114V115H101ZM111 115H110V114ZM112 113H113V116H115V118L112 116ZM146 114L145 116H144V114ZM157 113L159 114V115H157ZM163 113H165L164 115L165 116H163ZM177 113H178V116H177ZM188 115L184 120L183 119H181V115H182V118L183 117H185V115ZM224 113H227V114H224ZM233 113V114H232ZM239 113H243V115H241V114H239ZM251 113H253L252 115H251ZM260 113H261V115H260ZM263 113V114H262ZM23 114H25V115H23ZM31 114V115H30ZM34 114L36 115V117L34 116ZM61 116H63V115H69V116H72V117H69L70 119H68V117L66 116V118H65V116H63V117H60V115ZM63 114V115H62ZM130 116H129V115ZM162 114V115H161ZM197 114V115H196ZM224 116H223V115ZM257 114H259V116H260V118H258L259 116H257ZM13 115V116H12ZM33 115V116H32ZM125 115H127V117H125ZM166 115H169V118H168V120H165V119H167L166 118ZM170 115H171V120H170ZM190 115L191 116H193V118L191 117L190 118ZM215 115V116H214ZM226 115V116H225ZM227 115H228V117H227ZM231 115V116H230ZM234 115V116H233ZM239 115H240V117L241 116H245L244 117V119H245V122H247V123H251V124H253V127H252V125H249V126H251V127H248V124H247V126L245 125V123H243V121H241V123H240V120H238V119H240V117H239ZM24 116H26V117H24ZM79 116V117H80ZM94 116V117H93ZM129 116V117H128ZM159 116H160V118H161V116H162V118H161V120H160V118H159ZM210 116H212V118L210 117ZM215 118H214V117ZM221 116V117H220ZM248 116V115H247ZM261 116H262V119H261ZM24 117V118H23ZM30 117V118H29ZM89 117H90V119H89ZM104 117V116H103ZM111 117V118H110ZM146 117V118H145ZM151 117H155V116H151ZM165 117V118H164ZM233 117V118H232ZM243 117H242V119H243ZM9 119V120H7V119ZM44 118V119H43ZM52 117H50L48 120H50ZM56 118L58 119V121L56 120ZM86 118H88V119H86ZM115 120H114V119ZM124 118H128L129 120H127V122L125 123V121L126 120H124V123L125 124H122V127H121V123H122V120L124 119ZM136 118H138V119H136ZM144 118H145V120H144ZM178 118H180L181 120H182V122L180 121V119H178ZM208 118H209V120H211L212 121V123H211V121L209 122V120H208ZM211 118V119H210ZM224 119L223 121L224 122H226V124H224L223 123V121H222V123L224 124L223 125V127H225V128H228V127H230V125H231V128L233 127V129H234V127H239V128H241V124H243V127H248L247 129H249V128H251L252 129V132H253V130H254V132L256 131L255 129L257 128V131L255 132V133H253V134H251V130L249 129V131L246 129H243V130H245V132L244 131H242V134H245L244 136L246 137V138H244V136H242V139H241V129H239V132H240V134H239V132H237L236 131V134L235 133H232V132H234L235 130H233V129H231V128H229L228 130H229V132H227V134H228V136H225V132L226 131H228L227 129L225 130L223 127H221V126H219V124H222V123H220V121H219V123H218V121H217V123L215 124L213 121H216V119ZM227 118V119H226ZM236 118V119H235ZM238 118V119H237ZM257 118V119H256ZM14 119V120H13ZM55 119V120H54ZM60 119H62L64 122H65V124L63 123V121L62 120H60ZM84 119L85 120H87V122L86 121H84ZM101 119V120H100ZM122 119V120H121ZM149 119V120H148ZM153 119V118H152ZM177 119V123H176V120ZM241 119V120H242ZM248 119V120H247ZM23 120V121H22ZM40 120V121H39ZM77 120H78V123H76L77 122ZM110 120H111V122H110ZM120 120V121H119ZM148 120V121H147ZM155 120H150V121H154L153 123H156L155 122ZM163 120H165V121H167L166 123H165V121L163 122ZM204 120V121H203ZM229 120H230V122H229ZM235 120V121H234ZM7 121V122H6ZM28 121H30V122H28ZM39 121V122H38ZM46 121L48 122V123H46ZM60 121V122H59ZM68 121V122H67ZM103 121V122H102ZM107 121V122H106ZM115 121V122H114ZM129 121H130V123H129ZM146 121H147V123H146ZM189 121H191L192 123L193 122H195L194 124H193V128H191V130H189V131H191V133H192V131H193V133L192 134H194V135H192V134H188V131H187V134L190 136H187V134H184L183 136L180 134L181 133V129L183 130V131H185L184 130V126H185V129L186 130H188V128H189V126L190 125H192V123H190ZM203 121V122H202ZM207 121V122H206ZM228 121V122H227ZM239 121V123H237ZM256 121V122H255ZM10 122H11V124H10ZM15 122V123H14ZM45 122V123H44ZM73 122V124H75L76 125V127L75 128H77V129H74V127H73V125L71 126V123ZM90 123V125H88L89 123ZM93 124H92V123ZM106 122V123H105ZM133 122V124L136 122V126L134 127V125L132 126V123ZM139 124H138V123ZM170 122V123H169ZM174 122V123H173ZM197 122V123H196ZM200 122V123H199ZM234 124H233V123ZM7 123L8 124H10L9 125V127H5V125H7ZM35 123V124H34ZM62 123H63V125L64 126H62ZM67 123H68V125H70L69 127H67L68 125H67ZM114 123V124H113ZM116 123H117V125H116ZM119 123V124H118ZM149 124L148 126H147V128H145L144 127V124ZM168 123L170 124L169 126H168ZM181 123H182V125H181ZM189 123H190V125H189ZM215 125H214V124ZM230 123V125H228ZM41 124H42V126H41ZM49 128H46V130H45V125ZM49 124H51V125H53V128L51 129V126H49ZM77 124H79L78 126H77ZM103 124H104V126H103ZM105 124H106V126H105ZM143 124V125H142ZM176 124L178 125V124H180V125H178L177 127H175L176 126ZM198 124H199V127H200V125H201V127H200V129H199V127H197L198 126ZM11 125H12V127H11ZM17 125H19V126H17ZM32 125V126H31ZM38 125V126H37ZM55 125V126H54ZM61 125V126H60ZM81 125V126H80ZM84 125H86V126H84ZM107 125H109V127H110V131L111 130H113V131H111V133L110 134H112V132H114V134H115V132L116 131H114V127H116V128H120V130H118L117 129V132H116V134L119 136V137H117V135H115L116 136V140L114 141L113 140V138H111V137H113V135L114 134H112V135H110V134H108V130H109V127H108V129H106L107 128ZM124 125H125V128H124ZM128 125V128H130L131 127V129H130V132H132V133H130L129 132V129L128 128H126V126ZM141 125V126H140ZM153 125V127L151 128V126ZM163 126V129L161 128V126ZM165 125H167L166 126V128H165ZM195 125H196V127H195ZM203 125V126H202ZM207 125H211L210 127L208 126V128H206L207 127ZM226 125V126H225ZM238 125H241V126H238ZM258 125V126H257ZM14 126H17V128L16 129H14ZM23 126V127H22ZM66 126V127H65ZM99 127V128H97L98 129V132H97V130L95 129L96 127ZM113 128H112V127ZM138 126H140V128L138 127ZM150 126V127H149ZM156 126L158 127V128H156ZM159 126H160V128H159ZM181 126V127H180ZM219 126V127H218ZM228 126V127H227ZM257 126V127H256ZM5 127V128H4ZM18 127H20V128H18ZM27 127V128H26ZM33 128L34 129V127H35V131H37L36 133H38V134H36L35 132H33L34 130H32V133H30V131H28L29 129L28 128ZM60 127V128H59ZM70 127H72L73 128V130L70 128ZM133 127H134V129H133ZM142 127H144V128H142ZM188 127V128H187ZM202 127H204V129L206 128V130H204V129H201ZM254 127H256L255 129H254ZM263 127V128H262ZM8 128H11V129H9L10 131H12L13 129V131L10 133L11 134V136H10V138H9V136H8V132L9 131H7L8 130ZM27 130H26V129ZM44 128V129H43ZM69 128H70V130H69ZM91 128H92V130H91ZM122 128V129H121ZM135 128H137V131H134L135 130ZM138 128H139V130H138ZM176 128H179V129H177L176 130ZM196 128H197V130H196ZM221 128V129H220ZM263 129V132H262V134H261V132L260 131H262V129ZM2 129V130H1ZM17 129H19L18 130V132H17ZM21 129V130H20ZM30 129V130H31ZM37 129H39V130H37ZM54 129V130H53ZM62 129V130H61ZM64 129H67V130H64ZM126 129V131H127V129H128V133L132 136V137H130V135L128 134V136H127V133H126V131H123V130H125ZM156 129L158 130V129H160V131H158V132H155L156 131ZM207 129H208V131H209V134H208V131H207ZM212 129H215V131H217V133L214 131L213 133H214V135H212ZM218 129H220V130H218ZM223 129V130H222ZM230 129H231V131H230ZM235 129H237V128H235ZM15 130H16V132H15ZM45 130V131H44ZM61 132H60V131ZM64 130V131H63ZM72 130V131H71ZM93 130H94V132H93ZM116 130V129H115ZM122 130V131H121ZM143 130H145L144 132H143ZM154 132H153V131ZM165 130V131H164ZM174 130V132H172ZM225 130V131H224ZM233 130V131H232ZM260 130V131H259ZM21 131V132H20ZM26 131H28L29 132V134L30 135H27V137L29 136V138H27L26 136H24V142H23V145H25L26 143V145H25V147L26 148H24L21 152H19L18 150V152H19V154H17V151H16V149H15V146H17L16 144H18L16 141H14L13 140V135H14V137H16V136H20V135H22V134H24ZM42 131V134L40 133ZM71 131V132H70ZM77 131H80V132H78L77 133ZM87 131V132H86ZM90 131H92V132H90ZM105 131L107 132V133H105ZM139 131V132H138ZM176 131H178V133L176 132ZM196 131H199V133L198 132H196ZM207 131V132H206ZM223 131H224V133H223ZM7 132V133H6ZM15 132V133H14ZM21 134H20V133ZM24 132V133H23ZM74 132V134L75 133H77V134H75V135H72V133ZM84 132V133H83ZM105 133V135H104V133ZM122 132H124V133H122ZM160 132V133H159ZM171 132V133H170ZM196 132V133H195ZM220 132H222L221 134H220ZM18 133H19V135H18ZM27 133V132H26ZM26 133H25V135H26ZM45 133V134H44ZM69 133H71V136H73L72 138H71V136H70V134ZM92 133V134H91ZM126 133V134H125ZM137 133V136H138V139H137V141H138V144H135V143H137V142H135V143H132V141L134 142V140H136V134ZM149 133H152V134H149ZM155 133H157V134H155ZM174 135H173V134ZM219 133V134H218ZM250 133V134H249ZM256 133H258V134H256ZM9 134V135H10ZM15 134H17V135H15ZM28 134V133H27ZM67 134H69V136H68V138H67ZM85 134H88V136L89 137H87V135L85 136ZM90 134V135H89ZM97 135V134H99V136L97 137V136H95V135ZM108 134V137H105L106 135ZM172 134V135H171ZM177 134L178 135H180L179 136V138H181V139H179L178 138V140L180 141V143H178L177 141L178 140H176L177 139ZM197 134H199V135H197ZM224 134V135H223ZM226 134V135H227ZM233 134V135H232ZM239 134V135H238ZM255 134V135H254ZM36 135V136H35ZM44 135H46V136H44ZM145 135V136H144ZM149 135V136H148ZM150 135H151V137L154 135H156L155 136V138H154V136L151 138L150 137ZM167 135V136H166ZM169 135V136H168ZM172 136V139H171V136ZM209 135V136H208ZM211 135V136H210ZM215 135H217L218 137L217 138H220L221 139V141H223V143H225V146L223 147L222 145H221V143L219 144V140L220 139H216V141L218 140V144H216L215 146L217 147V148H219V149H223V151H221L222 153H224V154H222V153H220V150L219 149H215L214 147V144H213V146L212 147H208V142L209 141H211L210 139L212 138H215L216 136ZM236 135H238V136H236ZM248 135V136H247ZM251 135L253 136V138H254V140H253V145H254V147H256L257 145H259L258 147L260 148V150H259V148L258 147H256L255 149H254V147H253V145L251 146V144H250V142H252V137H251ZM259 135H261V136H259ZM23 136V135H22ZM34 136V137H33ZM78 136H80L81 137V140L83 141H80V140H78L79 139V137ZM104 136V137H103ZM158 136V137H157ZM175 136V137H174ZM182 136V137H181ZM192 136V137H191ZM194 136V137H193ZM202 138H201V137ZM206 136H208V137H206ZM213 136V137H212ZM223 136H225V137H227V139H228V141L223 137ZM234 136V137H233ZM18 137L17 138H15V140H17L18 141ZM33 137V139L31 140V138ZM47 137V138H46ZM58 137L59 138H61V139H58ZM75 137H77V138H75ZM93 137V138H92ZM97 137V139H95ZM102 137V142H105V141H103V140H106V143H102L101 141H100V138ZM131 139L130 140V142H129V138ZM149 137H150V140H149ZM167 137H169L168 138V140L166 139ZM206 137V138H205ZM209 137H210V139H209ZM223 137V138H222ZM229 137V138H228ZM238 138V140H237V138ZM249 137H251L250 139H251V141H250V139L248 140L247 138H249ZM259 137H261L260 139H262L261 141L259 140L258 141V138ZM20 138L21 137H19V140H20ZM36 138V139H35ZM43 138V139H42ZM64 138H67V139H64ZM86 138V139H85ZM91 138V140H89ZM135 138V139H134ZM160 138V140H158ZM185 140H184V139ZM198 138V139H197ZM200 138V139H199ZM203 138H205V140H206V142H204V139ZM235 138H236V141H234L235 140ZM243 138H244V143L245 144H247V145H245V146H243L242 145V143H241V145L243 146V147H241V145H240V143L238 142V141H243ZM257 138V139H256ZM2 139H3V141H2ZM12 139V140H11ZM23 139V138H22ZM22 139H21V141H22ZM63 139V140H62ZM74 139H77L78 141H79V144H77V145H79V146H77V148H80V149H76V152L78 153V155H77V153L75 152V146H76V143L78 142L77 140V142L76 141H74ZM92 139H94V140H92ZM114 141V142H112V140ZM115 139V138H114ZM118 139V140H117ZM144 139V140H143ZM152 139V140H151ZM169 139H171V141L169 140ZM58 140V141H57ZM61 140V143H63V144H61L62 146H59L60 144L58 143L59 141ZM69 140H71V141H69ZM85 140V141H84ZM191 140H192V143H191ZM195 140V141H194ZM198 140V141H197ZM201 140V141H200ZM202 140H203V142H202ZM224 140H226L227 142H225ZM231 140V141H230ZM248 140V141H247ZM30 141V143H28ZM32 141V142H31ZM34 141V142H33ZM45 141H47V142H44ZM49 141V142H48ZM92 141H96V144L98 145V142L97 141H99V143L101 142V144H99L98 146H96V144L95 145H93L95 142H93V143H91ZM117 141V142H116ZM154 141V142H153ZM176 141V142H175ZM183 143H182V142ZM257 141V142H256ZM3 142V143H2ZM11 142H14L13 143V147H12V145L10 144ZM20 142V141H19ZM67 142V143H66ZM70 142V143H69ZM72 142V143H71ZM116 142V144L119 142V145H117L116 146V144H113V143H115ZM161 142V143H160ZM168 142L170 143V144H168ZM212 142H214L213 140L211 141V143ZM229 142V143H228ZM230 142H232V143H230ZM237 142V143H236ZM21 143V142H20ZM74 143V145H72ZM84 143H86L85 145H84ZM109 143H112L113 145H115V147L117 148L118 146H120V147H118V148H120V152L121 153H123L122 155L120 154V152H118V151H116V152H113L112 153V149H109V148H114V147H111V146H113L112 144H110L109 146H108V144ZM140 143V144H139ZM149 143V144H148ZM155 143V145L157 146H154V145H150V144H154ZM160 143V144H159ZM163 143V144H162ZM176 143H178V146H177V144ZM195 143V144H194ZM196 143H198V144H196ZM201 143V144H200ZM217 143V142H216ZM233 143H234V145L235 144H239L240 145V147L241 148H238V146H237V149H241V151H242V149H244L245 147V151L243 150L242 152H240V150L238 151V152H240V154H242V155H240L238 152L236 153V155H234L233 154V156H231L230 154L229 155H226V153H225V147L229 144V146H227V152H229V151H231V149H233V147H234V150H233V152H235L237 149H236V147L233 145ZM257 145H256V144ZM31 144V145H30ZM34 144H35V146H34ZM36 144H38V145H36ZM44 144V145H43ZM58 144V145H57ZM69 144V146H67V145ZM106 145L107 147H108V149L110 150H107V147L105 146V148H106V151L104 150V146L103 145ZM127 144V146H125ZM144 145V147L146 148L147 147V144L149 145V146H151V147H149L150 148V150H152L151 152H152V154H154L155 155V157H156V154L155 153H157V155L159 156V155H161V161H162V163L164 162V164H163V166L165 167V171H167V172H165V171H162V170H164L163 169V167L161 166V169H160V174H162V175H165L166 174V176H167V174H168V176H170V177H166V178H164L165 179V181L166 180H168L169 179V181H171V182H169L168 181V193H167V191H165V187H163V185H161L162 187L160 188V181L162 180V184H163V182H164V179H156L157 181H159V182H155L156 180L155 179H152L151 180V177H150V180H149V176L148 177H145L148 173L147 172H149V169L151 170L150 171V173L149 174H151V172L152 173H155V171L154 170H152V167H154V166H156L157 164H153V166H149L148 167V162H149V164L151 163V160H150V158L148 159V156H152V154H150L149 152H148V156H146L145 154H143V151H142V149H143V145ZM159 144V145H158ZM172 144V145H171ZM174 144V145H173ZM176 144V145H175ZM181 144H183V146L181 145ZM199 144H200V146H199ZM204 146H206V148L205 147H203V145ZM232 144V145H231ZM250 144V145H249ZM20 145V144H19ZM27 145H29V146H27ZM43 145V146H42ZM47 145L49 146L48 148H47ZM55 145H57V146H59V147H57V146H55ZM93 145V146H92ZM130 145V146H129ZM167 145V146H166ZM169 145V146H168ZM192 145V146H191ZM6 146L8 147V148H6ZM22 146V145H21ZM21 146H19V150L21 149V148H23V147H21ZM34 146V147H33ZM65 146V148H66V146H67V148L69 149V151H68V149L66 150L65 148H63V149H65L64 150V154L63 153H60V152H62L63 151V149H62V151H61V148L62 147H64ZM70 146H72V148H73V153H72V151H71V147ZM84 146H85V148H84ZM101 146H103V147H101ZM132 146V147H131ZM154 146V147H153ZM162 148H161V147ZM168 148H170L171 149V147H174V146H177V149L175 150H173V152H171L172 151V149L170 150V149H168V150H166V147ZM171 146V147H170ZM182 146V147H181ZM185 146V147H184ZM201 146L203 147V148H201ZM39 147H41V148H39ZM46 147V148H45ZM55 147V148H54ZM61 147V148H60ZM82 147L84 148L83 149V151H85V152H83L82 151ZM97 147V148H96ZM102 149H101V148ZM127 147H129L128 149H126ZM159 147V148H158ZM164 147V148H163ZM183 148L182 150H180V151H182V153L181 152H179L178 151V149H181V148ZM197 147H199V149L197 148ZM230 147V148H229ZM232 147V148H231ZM251 149H250V148ZM10 148L14 151H12V150H10ZM39 148V149H38ZM60 148V150H58ZM71 148V149H70ZM134 148V149H133ZM136 148H138V149H136ZM155 148V149H154ZM189 150H188V149ZM195 149V150H192V149ZM201 148V149H200ZM211 148H212V150H211ZM225 148V149H224ZM263 148V149H262ZM9 150V151H7V150ZM34 149V150H33ZM126 149V150H125ZM165 149V150H164ZM188 150V151H186V150ZM198 149V150H197ZM202 149H204V150H202ZM230 149V150H229ZM248 149V150H247ZM31 152H30V151ZM87 150V151H86ZM104 150V151H103ZM118 150V149H117ZM128 150V151H127ZM144 150V149H143ZM153 150H155V151H153ZM185 150V151H184ZM192 150V151H191ZM200 150V151H199ZM208 150V151H207ZM214 150V151H213ZM258 150L259 152H256V151ZM262 150V152H260ZM27 151H28V153H27ZM34 151V152H33ZM65 151H67L68 153H72L71 155H69L68 153V155H69V157H68V159H70V160H68V159H62V157L61 156H63V158H67L66 156H67V154H66V156L64 157V155H65ZM71 151V152H70ZM91 151H96L97 153H96V155H95V152H91ZM113 151H114V149H113ZM126 151V152H125ZM135 151V152H134ZM147 151H148V149H147ZM159 151V152H158ZM163 151H165L164 153L166 154V153H168L169 151H170V153H169V155H170V157L169 156H167V155H165L164 153H163ZM167 151V152H166ZM176 151H177V154H178V152L179 153H181L180 155L178 154V156L180 157V160H179V163L178 162H176V164L178 165L179 164V166L180 167H178L176 164V166L175 165H171L170 163H168V160H165V159H167V158H170L169 159V161H173V162H175L174 160V158H176L177 160H178V156L177 157H174V156H176L177 154H176ZM184 151V152H183ZM196 151V152H195ZM205 151H207V152H205ZM216 151V152H215ZM23 152H26V153H23ZM74 152H75V156L77 157L78 156V158L81 160V162H83L82 164H84V165H86L87 167H83V165H80L81 164V162H79V164H78V162H77V160H76V162L77 163H75V161L73 160L74 159ZM80 152V153H79ZM83 152V153H82ZM89 152V153H88ZM104 152V153H103ZM111 152V153H110ZM128 152V153H127ZM154 152V153H153ZM198 152V153H197ZM218 152V153H217ZM14 153V154H13ZM86 153H88L87 155H85ZM105 153H109L110 155H106ZM116 153V154H115ZM119 153V154H118ZM145 153L147 154V152H146V150H145ZM159 153V154H158ZM174 153V155H173V159H172V154ZM184 153V154H183ZM197 153V154H196ZM207 154V156H206V154ZM257 155H256V154ZM261 155H260V154ZM21 154V155H20ZM62 154V155H61ZM90 154V156H92V154H93V156L92 157H90V156H88ZM198 154H199V156H198ZM244 154H246L247 156H249L250 154H251V156H249V159L247 160V156H245L246 157V159H245V162H241V160L243 159V158H241L242 156H244ZM15 155V156H14ZM97 155H98V158L100 159H98V158H96L97 157ZM103 155V156H102ZM106 155V156H105ZM133 155V156H132ZM135 155V156H134ZM145 155V156H144ZM186 155V156H185ZM188 155V156H187ZM194 155H195V157H194ZM216 155H217V157H219V158H217L216 157ZM256 155V156H255ZM21 156V157H20ZM29 156V157H28ZM72 156V157H71ZM83 156V158L81 159V157ZM96 156V157H95ZM126 156V157H125ZM164 156H167L166 158L164 157ZM183 156V157H182ZM185 156V157H184ZM192 156V157H191ZM211 157V159H210V157ZM222 156H224V157H222ZM229 156V157H228ZM254 156V157H253ZM257 156H258V160H257ZM260 156H263V158L262 157H260ZM20 157V158H19ZM27 157V158H26ZM44 157V158H43ZM47 157V158H46ZM55 157H57V159H56V161H55ZM71 157V158H70ZM75 157V158H76ZM86 157H88V158H86ZM103 157H104V162H105V164L107 163L108 164V160H109V164L106 166L104 163H103ZM108 157H109V159H108ZM145 157H147V159L145 158ZM153 157L154 156H152V158L151 159H153ZM154 157V158H155ZM160 157V156H159ZM165 159H164V158ZM182 157V158H181ZM209 159H208V158ZM220 157H221V159H220ZM232 157V158H231ZM256 157V158H255ZM21 158H22V160H21ZM29 158V159H28ZM93 158V159H92ZM107 158V160L105 161V159ZM112 158H113V160H112ZM121 158V159H120ZM123 158V159H122ZM125 158V159H124ZM133 158V159H132ZM241 160H240V159ZM37 159V160H36ZM58 159H61V161L62 160H64V162H66V163H71L70 165L71 166H69V168L71 169H69L68 168V166L67 165H65V166H63V165H61V167H59V169H58V165H57V163L56 162H61L60 160H58ZM85 159V160H84ZM87 159H89V161L88 162H86V160ZM98 159V160H97ZM119 159V160H118ZM127 159H128V161H127ZM130 159V160H129ZM132 159V160H131ZM135 159V160H134ZM158 159V158H157ZM159 159V160H160ZM194 159V160H193ZM208 159V160H207ZM263 159V160H262ZM1 160V159H0ZM18 160H19V163H18ZM52 160H53V162H52ZM58 160V161H57ZM68 160V161H67ZM90 160H91V162H90ZM125 160V161H124ZM134 160V161H133ZM150 160V161H149ZM176 160V161H177ZM181 160H182V162H181ZM202 160V161H201ZM215 160H216V162H215ZM225 160V161H224ZM226 160H228V161H226ZM244 160V159H243ZM250 160V161H249ZM255 162H254V161ZM4 161V162H3ZM21 161V162H20ZM79 161V160H78ZM133 161V162H132ZM144 161V162H143ZM247 161V162H246ZM17 162V163H16ZM23 162V163H22ZM37 162H39L38 163V167H35L36 165H35V163L37 164ZM51 162H52V165H53V163L55 164V168L54 167H52L53 168V170L51 169L50 170V166H52L51 165ZM86 162V163H85ZM124 162V163H123ZM130 162H132V163H130ZM193 162H194V164H193ZM218 162V163H217ZM231 162V163H230ZM241 162V163H240ZM258 162V163H257ZM25 163V164H24ZM32 163H34V164H32ZM48 163V164H47ZM58 163V164H59ZM63 163V162H62ZM61 163V164H62ZM90 163H92L91 164V167H93V169L95 168V170L96 171H99V174L100 173H102V176L103 175H106V177L104 178L103 177V179H105V181L106 182H104V181H101L102 180V177L99 175V174H93L92 172H91V167H90ZM95 163V164H94ZM105 165L104 167L102 166L103 164ZM111 163H113V165L111 164ZM115 163V164H114ZM160 163V165H162L161 164V162H159ZM21 164V165H20ZM39 164H41V166H39ZM43 164H47V165H44L43 166ZM99 166V167H97V165ZM125 164V165H124ZM126 164H128V165H126ZM144 164H145V168H143L144 167ZM181 164H182V166H181ZM184 164V165H183ZM211 164V165H210ZM218 164L220 165V166H218ZM229 164H230V166H229ZM238 164H239V166H238ZM241 164H242V166H241ZM254 164V165H253ZM2 165V166H1ZM18 165H19V167L20 168H22L21 170L22 171H19L20 169L18 168ZM32 165V167L31 168H29L30 166ZM50 165V166H49ZM100 165H101V167H102V169L100 168ZM151 165V164H150ZM159 165V164H158ZM201 165V166H200ZM223 165V166H222ZM225 165V166H224ZM227 165V166H226ZM253 165V166H252ZM258 165V166H257ZM259 165H262V166H259ZM45 166L47 167L48 166V171L46 170V168H45ZM62 166L64 167V168H62ZM74 166H76V167H74V169L75 168H78L80 171H78L77 169H73V167ZM88 166H89V168L90 169H88ZM121 166H123V167H121ZM126 166V167H125ZM213 168H212V167ZM229 166V167H228ZM241 166V167H240ZM255 166H257V168H255ZM27 167H28V169H27ZM40 167H43L45 170H43V168H41V170H42V172H44V173H46V172H48V173H46V174H44L43 173V176H42V173L41 172H37V171H39L40 170ZM50 167V168H49ZM125 167V168H124ZM131 167V169H132V171H133V173L132 172H129L130 170H129V168ZM134 167V168H133ZM148 167V169H146ZM160 167V166H159ZM228 167V168H227ZM246 167H248V169L246 168ZM258 167L260 168L259 170H258ZM12 168H13V171L14 172H12ZM15 168H18L17 169V171H16V169ZM24 168H26L25 170H27V172L29 171V173H27L26 172V175H24V177L23 178H21L22 177V175L25 173V171H24ZM33 168H35V169H33ZM38 168H39V170H38ZM60 168H62V170L60 169ZM69 170H68V169ZM82 168V169H81ZM99 170H98V169ZM167 168H168V170H167ZM171 170H170V169ZM172 168H173V170H172ZM216 168V169H215ZM31 171H30V170ZM33 169V170H32ZM59 171H58V170ZM89 171H88V170ZM114 169V170H113ZM137 171H136V170ZM221 169V170H220ZM227 169V170H226ZM248 171H250V172H248ZM251 169H253V171H255L256 169H257V171L258 172H256L255 171V173L253 172V174H252V171H251ZM1 170H4V171H1ZM36 171L37 173H35V172H33V171ZM40 170V171H41ZM57 171V173L55 172V171ZM61 170V171H60ZM81 170L83 171V172H81ZM105 170V171H104ZM121 170V171H120ZM148 170V171H147ZM193 170V171H192ZM214 170V171H213ZM216 170V171H215ZM218 170V171H217ZM225 170V171H224ZM261 170H263V171H260V172H264V168L263 169H261ZM16 171V172H15ZM24 171V172H23ZM51 171V172H50ZM62 171H66V172H62ZM70 171V172H69ZM77 171V172H76ZM104 171V172H103ZM109 171V172H108ZM114 171V172H113ZM115 171H118V172H115ZM126 171V172H125ZM134 171H135V173H134ZM147 171V172H146ZM172 171V172H171ZM221 171V172H220ZM247 171V172H246ZM7 174H6V173ZM20 172V173H19ZM60 172V173H59ZM70 174H69V173ZM73 172V173H72ZM94 173H95V171H93ZM121 172H123V173H121ZM137 172V173H136ZM141 172V173H140ZM145 172L147 173L146 175H145ZM164 172V173H163ZM221 173V174H219V173ZM226 174H225V173ZM249 173V174H246V173ZM5 173L6 175H3V174ZM8 173H10L9 175H8ZM53 173V174H52ZM66 173H67V175H66ZM76 173V174H75ZM78 173H81V175L83 174L84 175V177L86 178V177H89V175H91V176H93L94 178H95V176L94 175H98L99 176V178H100V180H98V181H101V182H98L99 183V185L102 187H100L99 185H98V183H95L96 182V180L97 179H99V178H97L95 181L93 180V178L91 179V177H89L90 178V180H91V184L89 183H87V179H89V178H87V179H85L84 177H83V175H82V177L84 178V179H82V177H78V176H76V175H79ZM86 173H88V174H86ZM105 173V174H104ZM119 173V174H118ZM173 173V174H172ZM190 173V174H189ZM191 173H192V175H191ZM196 175H194V174ZM257 173V174H256ZM18 174L20 175V174H22V175H20V176H18ZM37 174H39V176L37 175ZM51 174V176H49V175ZM57 174V175H56ZM58 174H60V175H58ZM74 175L75 174V176L77 177V179L76 180H78V181H76L75 180V178L74 179H72V180H75L77 183L79 182V178H80V185H82V187H85V189H87L86 191H88L89 192V190L91 191L90 193H95L96 191V193H95V195H93V194H91V195H93L92 196V198H94V200L92 199V201H95L96 199H95V197L94 196H97L96 198H97V200L100 202L101 200H102V202L105 204V206L103 205H101V203L102 202H98V204L96 203V205H95V207H92L93 205H94V203L90 206V207H88L89 206V203L91 202L92 203V201H91V196H87V194L88 193H85V195L84 194H82V193H84L85 192V190H84V188H83V190H84V192H82L83 190H82V187L80 186V185H78V184H74V181H69V182H65V180H69L68 178L70 177V175ZM131 174H133L132 175V177L130 176ZM138 174H139V176H138ZM216 174H218V175H216ZM8 175V176H7ZM33 175H37L38 176V178L40 179L39 181H40V183H42V186L44 185V186H46L45 188H44V186L42 187L41 186V184H39V183H37V181H36V177L35 176H33ZM46 175V176H45ZM65 175V176H64ZM87 175V176H86ZM112 177H111V176ZM117 175V176H116ZM141 175V176H140ZM145 175V176H144ZM212 175H213V178H211L212 177ZM217 177H215V176ZM219 175H221V176H219ZM224 175V176H223ZM250 175V176H249ZM257 175V176H256ZM258 175H260L259 177H258ZM6 176V177H5ZM28 178H27V177ZM32 176H33V178H32ZM58 176V177H57ZM74 176V177H75ZM97 176V177H98ZM108 176H110V178L111 179H108ZM189 176V177H188ZM191 176H195L194 178L193 177H191ZM201 177L200 179H199V177ZM248 176H249V178H248ZM15 177V178H14ZM19 177H20V180L22 179V181H18V179H19ZM25 177H26V179H25ZM34 177H35V179H34ZM43 179H46V178H48L49 180H54L55 179V177H56V181L57 180H59V181H61V182H65L66 183V185H67V189H69L70 187H72L73 189L71 190V191H73V192H75V194L76 193H80V195H79V193L78 194H76V195H74V196H72L71 197V199H73V201H69L71 204H73V202H75V203H77L76 201L78 200L79 202H80V204H81V202L83 203V201L84 200H86V199H84L83 201H82V199H83V196H84V198H85V196L87 197V200L88 201H90L89 203H88V201L86 202V203H84V205H82L81 204V211L79 210V205L78 204H76V206L78 205V208L77 207H75L74 206V204H73V206H74V208H72L73 206L71 205H69L70 206V208H72L73 209V211H72V209H70L71 211H68L69 209L67 208V206H68V203H67V205H66V207H65V205H64V208H62L61 206H60V204L62 203V202H64L65 200H66V197H68V194L71 192L70 190H69V193H67L66 191V193H67V195L65 196L64 194H61V193H59V194H56L58 191H61V190H58V189H60V188H58L59 186H58V183L56 182V184H57V188L55 187V188H53L52 187V189L53 190H51L50 189V191H49V189L48 188H50L49 186H47V185H45V183L46 182H48L49 184L48 185H50V184H52V183H54V181L53 182H51L50 183V181L48 180V179H46V180H48V181H46V180H44L43 179V182L41 181V178ZM52 178V179H50V178ZM65 177H67V179L65 178ZM113 177H114V180H113ZM122 177H123V181H122ZM139 177H141V179L139 180V179H137V178H139ZM145 177V178H144ZM198 177V178H197ZM215 177V178H214ZM13 178V179H12ZM17 178V179H16ZM38 178H37V180H38ZM58 178V179H57ZM61 178V179H60ZM65 180H64V179ZM73 178V177H72ZM116 178H119L120 179V181H121V183H123V186L120 188V181H119V179H116ZM125 178V179H124ZM172 178H174V179H172ZM190 178H192V179H190ZM11 179V180H10ZM23 179H24V181L26 182H23ZM115 179L117 180V181H115ZM134 179V180H133ZM145 179H148L147 181L145 180ZM182 179V178H181ZM201 179H202V181H201ZM214 179V180H213ZM30 180V181H29ZM34 180H35V182H34ZM82 180H84L85 181V183L87 184V186L90 188V186L92 185H94L93 187L91 186V189H89L88 187H86L84 184L85 183H83V181ZM89 180V181H90ZM93 180V181H92ZM111 180V181H110ZM173 180V181H172ZM175 180V181H174ZM179 181V184H177V181ZM262 180H263V178H262ZM18 181V182H17ZM110 181V182H109ZM145 183H144V182ZM149 181H152L151 183L149 182ZM154 181V182H153ZM195 181V182H194ZM12 182H14V183H12ZM19 183V184H17L16 185V183ZM61 182H60V184H61ZM63 182V183H64ZM102 182H104L103 184H102ZM111 183L110 184V186H108V184L109 183ZM112 182H115V183H112ZM126 182V183H125ZM198 182V183H197ZM252 182V181H251ZM252 182V183H253ZM33 183V184H32ZM93 183H95V184H93ZM108 183V184H107ZM129 183V184H128ZM150 183V184H149ZM154 183H155V186L156 187H153L154 188V190H152L153 188L150 186V185H154ZM166 183V182H165ZM169 183H171V185L173 186V187H171L170 186V184ZM209 183V182H208ZM47 184V183H46ZM59 184V185H60ZM72 184V185H71ZM96 184L99 186H96ZM107 184V185H106ZM114 184V185H113ZM145 184V185H144ZM201 184V185H200ZM263 184H264V180H263ZM30 185H33V186H30ZM118 185V190H122L125 194H124V199H123V201H124V205L122 204L121 206L122 207H124V209L123 210H126V215L125 214H122V213H125V211L124 212H122L121 210H118V207H119V205L117 204V207H116V204L115 203H117L116 202V197H114L113 196V192H115V196L118 194V190H117V186ZM136 185V186H135ZM29 186H30V188H29ZM52 186H55V184L54 185H52ZM108 188H107V187ZM135 186V187H134ZM143 186V187H142ZM7 187V188H6ZM9 187H10V189H9ZM18 187V189H13V188H17ZM61 187V186H60ZM69 187V188H68ZM98 187V188H97ZM111 187V188H110ZM150 187L152 188L151 189V192H150ZM159 187V188H158ZM180 187H181V185H180ZM32 188V191L30 190ZM47 188V189H46ZM63 188V187H62ZM61 188V189H62ZM66 188H63V189H66ZM105 188H107L108 190H113V189H115V191L113 190L112 192H111V190L110 191H108L107 189H105L106 190V192H104L105 190L104 189ZM134 188V189H133ZM148 188V189H147ZM158 190H156V189ZM167 188V187H166ZM171 188V189H170ZM200 188V189H199ZM203 188H205V189H203ZM5 189V190H4ZM6 189H8L9 191H11V189L13 190V191H11V192H8ZM43 189H45V191L43 190ZM57 189V190H56ZM62 189V190H63ZM71 189V188H70ZM171 191H170V190ZM176 189H178L177 191L178 192H175L176 191ZM6 191L7 193H4V192H1V191ZM38 191L37 193H39V194H42V193H46V194H48V197L46 196V198H45V196L44 195H46V194H43V195H41L40 196V198H41V200H43L44 198L48 201V202H46V205L48 204V207L47 208H45V207H43V206H41L42 204L44 205L45 203V201L43 202V203H40L41 202V200L40 199H38L39 198V195H36V193H35V191ZM96 190V191H95ZM101 190V191H100ZM118 192H117V191ZM134 192H133V191ZM175 190V191H174ZM205 190H206V192H205ZM39 191H43L42 193L41 192H39ZM56 191V192H55ZM78 191V192H77ZM81 191V192H80ZM95 191V192H94ZM99 191H100V193L102 192V193H107V192H109V194L107 195V197L106 198H104L105 196L103 195V194H101V196H100V194H98L99 193ZM144 191V192H143ZM153 191V192H152ZM198 191L196 192V194H198L199 195V193H198ZM213 192V193H207V192ZM31 193V195L32 196H30V194L29 193ZM50 192H51V194H50ZM53 192H54V194H53ZM116 192H117V194H116ZM161 192V194H159ZM174 192H175V194H174ZM72 193V192H71ZM129 194V196L130 197H128V194ZM135 194V197L132 195V194ZM141 193V194H140ZM152 193V194H151ZM169 193H171L170 195H169ZM173 193V194H172ZM3 194H5V196L3 195ZM7 194V195H6ZM28 194H29V197H28ZM51 196H50V195ZM72 194H74V193H72ZM71 194V195H72ZM112 194V195H111ZM155 194H157V195H155ZM168 194V195H167ZM202 194V195H203ZM10 197H9V196ZM60 195V196H59ZM63 195V197L62 198H64L65 197V199H62L61 198V196ZM79 195V198L78 197H76V196H78ZM81 195H83L82 196V199L81 200H79L80 199V196ZM89 195V194H88ZM152 195V196H151ZM54 196V197H53ZM56 196H58V197H56ZM104 196V197H103ZM109 196L111 197V198H109ZM115 198H113V197ZM125 196L126 197H128V198H126L127 199V202L128 201H130V200H132L131 198H133V200H132V202L134 203V205L136 206H134V208H136V209H134L133 208V210L131 211V210H127V207L126 206H128V203H126V200H125ZM155 196L157 197V198H155ZM161 196V197H160ZM165 196H167V200L168 201H166V197ZM171 198H169V197ZM208 196V197H209ZM31 197H35V200L37 199V200H39V201H37V205H36V201L35 200H33L34 198H31ZM73 197H75V199L73 198ZM98 197H101V199H98ZM103 197V198H102ZM152 197V198H151ZM153 197H154V199H153ZM180 197V196H179ZM252 197V198H251ZM250 197V195H248V200L249 199H253V196H251ZM7 198V199H6ZM48 198V199H47ZM52 198V199H51ZM70 197H68L67 199H69ZM76 198H78V199H76ZM90 200H89V199ZM151 198V200L149 201V199ZM30 199V200H29ZM44 199V200H45ZM51 199V200H50ZM59 199V200H58ZM110 201L111 199V201H110V204H112V206L109 204V202L107 201ZM110 199V200H109ZM130 199V200H129ZM145 199V201L143 202V200ZM156 199V200H155ZM166 201H164V200ZM174 199V200H173ZM1 200H2V202H1ZM15 200H16V202H15ZM31 200H33L32 202H33V205L31 204V203H29ZM63 200V201H62ZM76 200V201H75ZM96 200V201H97ZM114 200V201H113ZM140 200V201H139ZM152 200H154V202H156V204L155 203H153V201ZM164 202H163V201ZM255 202H256V200L255 199H253ZM107 201V202H106ZM112 201L114 202V208H113V203H112ZM149 201V202H148ZM158 201H159V203H158ZM161 201V202H160ZM171 201H173L174 203H171V206L169 205V203L171 202ZM10 202V203H9ZM26 202H28L27 203V205L26 204H24V203H26ZM78 202V203H79ZM85 202V201H84ZM145 202H147V205H146V203ZM255 202H253V201H249L248 203H250V204H248L247 203V201H246V203L250 206L251 205V207H255V205H257V204H255ZM5 203V204H4ZM9 205H8V204ZM18 203V204H17ZM39 203V204H38ZM53 205H52V204ZM55 203V204H54ZM60 203V204H59ZM65 204H66V202H64ZM88 203V204H87ZM109 205H108V204ZM167 203H168V206H167ZM11 204V205H10ZM17 204V205H16ZM25 206H23V205ZM58 204V205H57ZM85 204H87V205H85ZM127 204V205H126ZM142 204V205H141ZM153 204H155V205H152ZM160 204V205H159ZM185 204V205H184ZM252 204H254V206H252ZM8 205V206H7ZM16 205V206H15ZM20 207H19V206ZM28 205H30V206H28ZM37 206V207H34L35 209H33V206ZM62 205V204H61ZM100 207H98V206ZM101 205V206H100ZM148 205H150V206H148ZM162 205H164V206H162ZM175 205L177 206L176 208H175ZM2 206V207H1ZM13 206V207H12ZM32 206V207H31ZM49 206H51V207H49ZM53 206V207H52ZM58 206H60L59 208H58ZM63 206V205H62ZM83 206V207H82ZM87 206V207H86ZM96 206H97V208H96ZM158 206L160 207H164V208H158ZM167 206V207H166ZM183 206V207H182ZM231 206V205H230ZM8 207V208H7ZM10 207V208H9ZM14 207H18L17 209H14ZM30 207H31V209H33L32 210V212H31V209H30ZM41 207V208H40ZM55 207V208H54ZM110 207V208H109ZM112 207V208H111ZM117 209H116V208ZM126 207V208H125ZM147 207V208H146ZM149 207V208H148ZM152 207H153V209H152ZM173 207V208H172ZM4 208V209H3ZM30 209V211H29V209ZM44 208V209H43ZM50 208H51V212H50ZM66 208L68 209V210H66ZM93 208V209H92ZM95 208V209H94ZM102 208H103V211L105 212V213H107V210H108V215H110V214H112V216H111V218H110V221L112 220V221H114V222H111L110 223V226H109V224H107L108 225V227L106 226L105 227V230L103 229V227L104 226H102L101 225V230H100V233L99 232H97L98 231V228H95V227H93L94 229H95V231H93V229H91L92 228V225L93 226H97V224L100 226V224L99 223H101L100 221H99V223H98V221L97 220H99L100 218L102 219V217H107L108 215L106 214L105 215V213H103L104 214V216H102ZM143 208V209H142ZM185 208H186V210H185ZM1 209H3V210H1ZM12 209H14V210H12ZM37 209V210H36ZM43 209V210H42ZM47 209V210H46ZM75 209V210H74ZM93 210V212H94V210H96V209H99V210H101V211H97V213H96V211H95V214H93V212H92V214H91V216L89 215V213H91L90 211H88V210ZM109 209H113V213H112V210H109ZM116 209V210H115ZM148 209V210H147ZM168 209H170V210H168ZM173 209V210H172ZM179 209H181L182 211H179ZM27 211V213L25 212V211ZM42 210V211H41ZM82 210L84 211H86L88 214L87 215H89V217L87 216V217H85L84 216V219L86 218H88L87 220H89V218L90 217H93L92 218V220H89V221H87L86 219H85V225L86 226H88L87 228L88 229H86V230H84L81 226H78L77 225V218L78 217H80V216H78V215H80L79 213H81L82 215L84 214V213H82ZM106 210V211H105ZM151 210V212H149ZM153 210V211H152ZM155 210H156V212H155ZM177 210V211H176ZM6 211V212H5ZM24 211V212H23ZM48 211V212H47ZM57 211H59L60 212V214H61V212H63V214H62V216L63 217H66L67 219H68V217H69V219L67 220L70 224H72V222H73V224L72 225H74V223H76L75 224V226H73V227H76V225L78 226L77 227V229L76 228H72L71 227V225L66 221V220H63L64 218H62V221H61V219L59 220V217H58V219H57V216H59L60 214L57 212ZM80 211V212H79ZM115 211V212H114ZM136 212L134 215L132 214V213H134V212ZM165 211V212H164ZM171 211V212H170ZM18 212V213H17ZM19 212H20V214H19ZM31 212V213H30ZM64 212H67L66 214H64ZM79 212V213H78ZM86 212H85V214H86ZM101 212V213H100ZM119 212L121 213V215H122V217L120 218L119 216H121L120 214H119ZM128 212V213H127ZM130 212H132L131 214H130ZM141 212V214L142 213H144V214H142V216H140L141 214H139ZM147 212H149V213H147ZM164 212V213H163ZM17 213V215H16V217L18 216V214H19V217H17L16 219L17 220H15L14 219V217H13V219L15 220V222L17 221V222H19L20 221V219L18 220V218H21V224H24L25 223V225H27V226H23L22 227V225L20 226H18V223H16L17 224V226H16V224L15 225H13L14 224V222H12L11 223V221H9L10 220V218H9V216L10 217H12V215L11 214H13V216H14V214H16ZM24 213L26 214L25 216H27L28 215V217H29V215H30V220L32 221L31 223H30V221H29V219L28 220H25L27 217H25L24 216ZM56 213V214H55ZM76 213H78V215L76 214ZM101 214V217L99 216L100 214ZM114 213H115V216H114ZM153 215H152V214ZM167 213V214H166ZM23 214V215H22ZM46 216H45V215ZM59 214V215H58ZM84 214V215H85ZM96 214H99L98 216L100 217V218H96V217H98V216H95ZM118 214V215H117ZM129 214V215H128ZM139 214V215H138ZM157 214H158V216H157ZM163 214H164V216H163ZM9 215V216H8ZM23 216V217H20V216ZM34 215V216H33ZM37 215V216H36ZM39 215H41L42 217H44V218H42L41 216H39ZM53 215H54V217H53ZM75 215H77L78 217L76 218V216ZM81 215V218H82V220H81V222H80V220H79V223L78 224H80V223H82V225H83V216ZM133 215V216H132ZM161 215V216H160ZM166 215H168V216H166ZM262 215H263V213H262ZM262 215H260V217H257V220H259V218L261 219V221L258 223V227L260 228H262V230H261V228H260V232L259 233H261L260 235H263L264 236V232H263V230H264V225H262V224H264V221H263V223H262V218H263V220H264V216H262ZM6 216V217H5ZM34 217V219H33V217ZM35 216H36V218H35ZM72 216H74L75 218H76V220H75V218L73 219L72 218ZM114 216V217H113ZM116 216H118V217H116ZM145 216V217H144ZM150 216V217H149ZM165 216H166V218H165ZM243 217V219L245 220L247 217H246V215H238V216H236V217H238L239 219H240V221L239 220H237V221H239V222H241V218ZM60 217H61V215H60ZM113 217V218H112ZM115 217H116V219H115ZM136 217V218H135ZM138 217V218H137ZM139 217H142V221H140L141 220V218H139ZM144 217V218H143ZM163 218L162 220H161V218ZM220 217H222V218H220ZM228 217V216H227ZM250 216H248V219H247V221L250 219V224L252 223L253 224V222H255V220H256V218H255V220L253 221V216H251L252 218H249ZM2 218V219H1ZM9 218V219H8ZM25 218V219H24ZM39 218H41V220L39 219ZM96 218V219H95ZM108 218V217H107ZM122 219V220H120V219ZM146 218V219H145ZM154 218V219H153ZM218 219L220 218V220H217V219H215V220H217L216 221V223H215V225H217V227H218V229L221 227V229H220V232H221V234H220V232H219V236L218 235H216V232H213L215 235H213V233H212V231L210 232V229H209V231H207V230H205L206 231V234H207V239H208V243H209V245H208V251L206 252V254H209L210 253V250H211V252L213 253L214 252V255L212 254V255H210L209 254V257L210 256H212V258L214 259V256H215V259L214 260H216V259H218L219 258V253H217V249H219V252H221V254H222V252H224V253H226L227 255H230L233 259H230L231 260V262L232 263H239V262H245V263H248V261H249V263H251V261L252 262H255L256 260L254 259L255 257H254V254H252V252L251 251H249V246L251 245L250 244V241H249V239L246 237V236H244V235H242V234H239L238 232H237V230H236V228L234 227L235 225H233L231 222L230 223H228L227 221L229 220V217L228 218H226V216H219V217H217ZM226 218V219H225ZM237 218V219H238ZM12 219V218H11ZM53 219V220H52ZM55 219H57V220H59V221H61V223H60V225L57 223V226H55L54 227V225L56 224V222H55ZM71 219V220H70ZM100 219V220H101ZM103 219H105V218H103ZM115 219V220H114ZM119 219V220H118ZM135 219V220H134ZM138 219H139V221H138ZM156 219H157V221H156ZM172 219H174V220H172ZM223 219H225V220H223ZM230 219H232V218H230ZM236 219V218H235ZM2 220H5V221H3L2 222ZM22 220H24V221H22ZM33 220L35 221L34 223H33ZM40 220V221H39ZM52 220V221H51ZM93 220H96V221H93ZM107 221L109 220V219H106ZM148 220V221H147ZM153 220H155V222L153 221ZM10 223H9V222ZM13 221V220H12ZM43 221V222H42ZM51 221V222H50ZM53 221H54V223H53ZM66 221V222H65ZM70 221H72V222H70ZM76 221V222H75ZM104 221V224H106L105 223V220H103ZM119 222V223H117V222ZM129 221V222H128ZM147 221V222H146ZM153 221V222H152ZM166 222V227L165 226H163L162 224L164 223L165 224V222ZM219 221L221 222H223V226H222V224H220L219 223ZM226 221V222H225ZM243 221V220H242ZM246 221V220H245ZM246 221V222H247ZM4 222L5 223H7L8 225H4ZM23 222V223H22ZM27 222L29 223V225L27 224ZM40 222H42V224L40 223ZM64 222L65 223H68L67 225H68V227H67V225L65 226H63V224H64ZM124 223L122 226L120 225V223ZM136 222H138V224L136 223ZM152 224H150V223ZM158 222V223H157ZM221 222V223H222ZM45 223V224H44ZM52 224V226H51V224ZM63 223V224H62ZM91 223V224H90ZM103 223V222H102ZM114 223V224H113ZM121 223V224H122ZM129 223H131L130 225H129ZM161 223V224H160ZM225 223V224H224ZM248 223H249V221H248ZM262 223V224H261ZM10 224V225H9ZM12 224V225H11ZM38 224V225H37ZM48 224H50V225H48ZM89 224V225H88ZM96 224V225H95ZM103 224V225H104ZM116 224V225H115ZM134 224V225H133ZM157 224H159V225H161L160 227L158 226V228H156V226H157ZM230 224V225H229ZM233 226H232V225ZM261 224V225H260ZM1 225V224H0ZM33 225V226H32ZM47 225L48 226H51L50 227V229L51 230H49V227H48V230L49 231H46L47 229ZM58 225H59V230H58ZM130 227H129V226ZM132 225V226H131ZM155 227H154V226ZM171 225V226H170ZM7 228H6V227ZM30 227V229H28L29 227ZM61 226V227H60ZM63 226V227H62ZM86 226L84 227V228H86ZM98 226V227H99ZM118 226H120V227H118ZM139 226H141V227H139ZM162 226H163V229H162ZM225 226H229L228 228L226 227L225 228ZM9 227H10V229H9ZM20 227H22V228H20ZM28 227V228H27ZM32 227V228H31ZM46 227V228H45ZM91 227V228H90ZM127 232V230L129 231V232H127V234H126V232H124L123 231V229ZM125 227H126V229H125ZM214 227H216V226H214ZM213 227V228H214ZM224 227V228H223ZM4 228V230H2ZM67 228H69V230L68 231H66L67 230ZM79 228H81V230L83 229V231H81ZM121 230H120V229ZM130 228V229H129ZM133 228H134V230H133ZM137 228V230H135ZM148 228V229H147ZM155 229V230H153V229ZM166 228V229H165ZM167 228H168V230H167ZM233 230H231V229ZM235 228V229H234ZM13 229H15V232H16V230H17V232L15 233V235H13L12 233H13ZM21 229V230H20ZM25 229V230H24ZM33 229V231H31ZM39 229V230H38ZM53 229H54V233H53ZM62 229V230H61ZM151 231H150V230ZM223 229V230H222ZM7 230H9V233H8V231ZM27 230V231H26ZM29 230V231H28ZM43 230H44V233H43ZM63 230H64V234H62V232H63ZM77 230H80V231H77ZM143 230V231H142ZM152 230H153V232H152ZM161 232H160V231ZM166 230V231H165ZM226 230H228V232H229V234H232V235H229L228 234V232H226ZM40 231V232H39ZM71 231V232H70ZM73 231V232H72ZM112 231H111V233H112ZM136 231H137V233H136ZM149 231V232H148ZM158 231H159V233H158ZM163 231V232H162ZM12 232V233H11ZM18 232L20 233V234H18ZM30 232V233H29ZM49 232H51V234L49 233ZM79 232H80V234H79ZM83 232V233H82ZM90 232V233H89ZM99 234V235H101V236H99L97 233ZM123 232V233H122ZM132 232V234L133 233H135V234H130ZM9 235H8V234ZM21 233H22V235H23V237H24V239H26V240H24L23 239V237H22V235H21ZM42 233H43V235H42ZM57 234V236H56V234ZM66 233L68 234V237L70 236L71 237V234H73V236L72 237H74L75 235H76V240H78L77 242H75V246H74V244L72 243H68V241H69V239H71V238H68V240H67V242L66 243H63V244H65L66 246H62L61 248L63 249V250H66L67 248H68V246H67V244L68 245H72L73 247H75V250H74V248H73V250L74 251H68V250H66L67 252H65V253H67V256H66V254H65V257H68V258H63L64 257V253H60L59 251L61 250L62 251V249L61 248H57V249H59V251L57 252V250L54 252H51L52 251V249H53V246H54V244H55V246H54V249L56 248V244H57V242L56 241H58V246L60 247V245H59V240L61 239V242H63L62 241V238L66 235ZM126 234V236H125V234ZM153 233H155V235L153 234ZM158 233V234H157ZM168 233V234H167ZM212 233V234H211ZM223 233H224V236H223ZM17 234V235H16ZM31 234V235H30ZM34 234H36V236L34 235ZM38 234V235H37ZM83 234V235H82ZM88 234H91V235H89V236H86V235H88ZM94 234V235H93ZM96 234H97V236H96ZM105 234V235H104ZM130 234V235H129ZM162 234H164V235H162ZM236 234H237V236H236ZM19 235V236H18ZM21 235V236H20ZM26 235H27V237H26ZM29 235H30V237H29ZM49 235H50V237L51 236H53V237H49ZM64 235V236H63ZM80 235V236H79ZM109 235V234H108ZM107 235V236H108ZM122 235V236H121ZM145 235V236H144ZM149 235V236H148ZM211 235V236H210ZM7 238H6V237ZM10 236V237H9ZM14 236L16 237V239L14 238ZM35 238H34V237ZM81 236H84L85 238H83V237H81ZM90 236H94V238H91ZM97 238H96V237ZM106 236V237H107ZM122 239L121 241H119L120 240V238ZM124 236H125V238H124ZM165 236H168V237H165ZM218 236V237H217ZM228 236V238H226V237ZM231 236H233V237H231ZM3 237V238H2ZM29 237V238H28ZM105 237V239H107ZM114 237V236H113ZM128 237V238H127ZM130 237V238H129ZM138 239H137V238ZM145 237H146V239H145ZM211 237V238H210ZM213 237H215V239L213 238ZM216 237H217V239H216ZM237 237V238H236ZM9 238V239H8ZM12 238V239H11ZM46 238H48L47 240H46ZM52 238H54V240L52 239ZM102 238V237H101ZM110 237H108V239H109ZM166 239L167 240V242H166V240H163V239ZM239 238H241L240 240H239ZM15 241H14V240ZM29 239V240H28ZM33 239V240H32ZM41 240V241H39V240ZM64 239V238H63ZM65 239H67L66 238V236H65ZM64 239V241H66ZM73 239V238H72ZM83 239V240H82ZM84 239H87V240H85L84 241ZM90 239H93L92 241L90 240ZM117 239H119V240H117ZM124 239V240H123ZM138 241H137V240ZM142 240V242H144V244L141 242V240ZM230 239H231V241H230ZM234 239H235V241H234ZM239 241H238V240ZM4 240V241H3ZM8 240H9V242H8ZM19 240H21V241H19ZM23 240V241H22ZM37 240V241H36ZM53 242H51V241ZM88 240H90L89 242H88ZM101 240H104V238H102ZM132 242H130V241ZM136 240V241H135ZM210 240V241H209ZM213 240V241H212ZM214 240H215V242H214ZM219 240L221 241L220 243H219ZM224 240V241H223ZM233 240V241H232ZM242 240V241H241ZM247 240V241H246ZM1 241H3V243L1 242ZM14 241V242H13ZM25 241H27V242H25ZM32 241L34 242L33 244H32ZM45 241V243H46V241H47V243H46V245H45V243H44V248H43V243L42 242H44ZM75 241V240H74ZM129 243H128V242ZM212 241V242H211ZM230 241V242H229ZM244 241V242H243ZM12 242V243H11ZM40 242V243H39ZM54 242H56V243H54ZM73 242V241H72ZM82 242V243H81ZM102 242H104V241H102ZM101 242V243H102ZM121 242H123V243H121ZM134 242V243H133ZM211 242V243H210ZM238 242H240V243H238ZM14 243V244H13ZM16 243V244H15ZM25 246V248H26V250L23 248L24 246H22V244ZM53 245H52V244ZM84 243V244H83ZM87 243V244H86ZM92 243H95V244H92ZM136 243V244H135ZM217 243H219V245L217 244ZM228 243V244H227ZM230 243H234V244H231V247H230ZM238 243V245L240 244V246H238V245H236ZM242 243V244H241ZM246 243V244H245ZM5 244V245H4ZM7 244V245H6ZM28 244H30V246L32 247V249H31V247L28 245ZM40 245V248H37L39 245ZM48 244V245H47ZM50 244L52 245V246H50ZM81 244V245H80ZM91 246H90V245ZM103 244H107V243H103ZM134 244L136 245V246H134ZM139 244V245H138ZM142 244V245H141ZM224 244V245H223ZM226 244V245H225ZM243 244H244V246H243ZM13 245V246H12ZM38 245V246H37ZM61 245H62V243H61ZM90 247H89V246ZM92 245H93V248H95L94 250H93V248H92ZM97 245V246H96ZM128 247H127V246ZM146 245V246H145ZM220 245H222V246H220ZM232 245H234L233 247H235V251H233L234 249H233V247H232ZM10 246V247H9ZM18 246V247H17ZM22 246V249L23 250H25V251H21V249L19 248V247H21ZM34 246H37V247H34ZM42 246V247H41ZM48 246H50V248L48 247ZM57 246V247H58ZM71 246V247H72ZM79 246L80 247H82L81 249H78L79 248ZM87 246L89 247V248H87ZM101 246H108V245H101ZM130 246H132V247H130ZM147 246H151L150 248L149 247H147ZM219 247V248H217L216 249V247ZM242 246V247H241ZM7 247V248H6ZM67 247V248H66ZM87 249H86V248ZM134 247V248H133ZM136 247V248H135ZM143 247V248H142ZM212 247V248H211ZM213 247H215V248H213ZM224 247V248H223ZM229 247V248H228ZM238 247H239V249H238ZM249 251V252H247L246 251V249ZM249 247V248H248ZM5 250V251H3V249ZM20 249V252H19V250H17V249ZM36 248V249H35ZM48 248V250H47V252H49V250H50V252H49V254H46L47 252H44L46 249ZM66 248V249H65ZM141 248V249H140ZM151 248H153V249H151ZM157 248V249H156ZM230 248H231V250H230ZM241 248V249H240ZM37 249H38V251L39 252H41L40 251V249L42 250V252L44 253L43 255H41L42 253H40L39 254V252L37 253ZM43 249H44V251H43ZM69 249V248H68ZM70 249H72V248H70ZM84 249H86L85 251H81V250H84ZM154 249H155V251H154ZM210 249V250H209ZM238 249V250H237ZM14 250V252H12ZM18 252V254L19 255H17V253H16V251ZM33 250H36V251H33ZM80 250V251H79ZM92 250H93V252H92ZM153 250V251H152ZM214 250V251H213ZM239 250H241V251H243V252H241V251H239ZM7 251H9V252H7ZM28 253H27V252ZM29 251H32V253H33V255H32V257H31V255L30 254H32V253H30ZM216 251V252H215ZM233 251V252H232ZM24 254H23V253ZM37 254H36V253ZM75 252V253H74ZM80 252V254L78 255V253ZM82 252H84V254L82 253ZM247 252V254L245 255V253ZM11 254V255H7V254ZM26 253V254H25ZM55 253V255H58V258L60 257V255H59V253L63 256L62 258H61V260L60 259H58L57 257H53V258H57L56 260L55 259H52V254H54ZM58 253V254H57ZM71 255H70V254ZM72 253L74 254V260H76L75 262L73 261V255H72ZM90 253H91V255H90ZM242 253V254H241ZM15 254V255H14ZM21 254L23 255L22 257L23 258H21ZM51 254V255H50ZM69 254V255H68ZM83 254V255H82ZM89 254V256L91 257V259L87 256ZM240 254H241V256L242 257H240ZM244 254V255H243ZM6 255L8 256V258L6 257ZM18 257H17V256ZM25 255H28V256H25ZM30 255V256H29ZM36 255V256H35ZM37 255H38V257H39V255H41L39 258L37 257ZM11 256L13 257H15V258H18V259H15V258H11ZM46 256H49V257H51V259L49 260V257H46ZM87 256V257H86ZM208 256V255H207ZM251 256H252V258H251ZM36 258L35 260H38L37 262H35V260H34V258ZM46 257V258H45ZM77 257V259H75ZM250 257V258H249ZM5 258H6V260H5ZM10 258L11 259H15V260H13V262H12V260H10ZM19 258H20V260H19ZM30 260L31 258V260L29 261L28 259ZM72 258V259H71ZM211 258V257H210ZM211 258V259H212ZM247 258H249V259H247ZM41 259H43L44 260V262L42 261H39V260H41ZM48 259V260H47ZM64 261H63V260ZM85 259V260H84ZM89 259H90V261H89ZM195 259V258H194ZM245 259V260H244ZM22 260V261H21ZM33 260V261H32ZM15 261V262H14ZM17 261L18 262H20V263H17ZM52 261H53V263H52ZM69 261V262H68ZM98 261V262H97ZM201 262V260H199L198 258L195 260V262ZM57 262H60V263H57ZM66 262H68V263H66ZM86 262L85 263H83V264H86ZM3 263V264H4ZM9 263V264H10ZM2 264V263H1ZM87 264H89V263H87Z\"/></svg>",
  "mask_w": 264,
  "mask_h": 264
},
{
  "label": "bare ground",
  "instance_id": "obj_2",
  "mask_svg": "<svg viewBox=\"0 0 264 264\" xmlns=\"http://www.w3.org/2000/svg\"><path fill=\"white\" fill-rule=\"evenodd\" d=\"M8 1H9V0H8ZM13 1H14V0H11V2H13ZM18 1L20 2V0H16V2L14 1V4L17 3V5H18L20 8H21L22 6L26 7V6H25L26 3H27V6H28V3H30V4H31L30 9H29V8H27V9L24 8L25 10H27V11H25L23 8H21V11H22V9H23L22 12H27V13L29 12V13H31L30 16L34 13L33 11H35V13H34L32 16L34 17V15L36 14V16H35V18H36L37 15H39L40 13L43 14V15L45 14V13H43V10L49 12L48 10H50L51 7L54 6V3H55V6H54V8H55L56 5H57V3H59L61 0H60V1L58 0L59 2L54 0V3H51L52 6H49L50 4L47 3V4H49L48 7H50L48 10H47L48 7H47L46 9H42V7L46 6L45 4H46L47 0H43V1H45L44 4L40 1L41 4L44 5V6H42V7L40 6L42 10L39 9L40 7L38 6V5H39L38 0H35V2L38 3V5H34V3H32L30 0H29L30 2H28V0H27V2L24 0L26 3H24V5H22V6H20V4H18V3H19ZM32 1H34V0H32ZM48 1H49V0H48ZM67 1H68V0H67ZM69 1H71V0H69ZM86 1H87V0H85V1L83 0V2H82V1H81V2H82V4H83V3H87V2H88V4H89V0H88L87 2H86ZM99 1H100V0H99ZM102 1H104V0H102ZM102 1H101V2H102ZM138 1L141 2L142 0H138ZM145 1H146V0H145ZM151 1H152V0H151ZM153 1H155V0H153ZM153 1H152V2H153ZM158 1H160V0H158ZM163 1H164V0H163ZM197 1H199V0H197ZM203 1H204V0H203ZM203 1H202V2H203ZM210 1H212V0H210ZM216 1H217V0H216ZM219 1H220V0H219ZM219 1H217V2H219ZM221 1H222V0H221ZM221 1H220V3H221ZM225 1H227V0H225ZM228 1H229V2L231 1V3H232V2H236V3H233V7H234V4H235V7H236V6H239V10H241V11L239 12V10L235 9V12H236V10H237V12H236L237 14H234V12H233L234 16H237L238 13H241V14L238 15V17H236V20H237L238 18H240V17H239L240 15H241V16L243 15V16L248 17V16H247L248 13H246V12L248 11V9H247V11H246L245 13H244L245 10L242 9V7H241V9H240V4L243 5V3L240 2V0H238V1H237V0H228ZM244 1H246V0H244ZM255 1H256V0H255ZM6 2H7V1H6ZM11 2H10V5L12 6ZM21 2H23V1H21ZM49 2H53V1L51 0V1H49ZM79 2H80V1H79ZM91 2H92V1L90 0V4H91ZM101 2H100V3H101ZM129 2H130V1H129ZM152 2H151V4L155 3V2H153V3H152ZM169 2H170V1H169ZM184 2H185V1H184ZM191 2H192V1H191ZM194 2H196V1H194ZM194 2H193V3H190V4H193V5H191V6H194V8H195L197 5L195 6L196 3L194 4ZM204 2H205V4H207V3L209 2V0H207V2H206V0H205ZM204 2H203V3H204ZM213 2H214V1H213ZM213 2H212V3H213ZM237 2H238V3H237ZM242 2H243V0H242ZM251 2L253 3L254 0H252ZM256 2H257V1H256ZM256 2H255V3H256ZM3 3H4V2H3ZM3 3H1V4H3ZM7 3H8V2H7ZM61 3H62V6H63V4H64L63 1H61ZM61 3H60V4H61ZM65 3H66L65 8H66V9L69 8L68 11H67L68 14H69V12H70L69 10H70L71 7H72V8H71V11H72L73 9H75V10L78 11V10H80V9H78V8H82V7H83V6H82V7L79 6V5H82V4H81V3L79 4L78 2H77L78 5L76 4V2H71L72 5H71L70 7H67V6H69V4H67V3H70V2H66V1H65ZM71 3H70V4H71ZM133 3H134V2H133ZM133 3H132V4H133ZM135 3H136V2H135ZM141 3H142V2H141ZM159 3H160V2H159ZM163 3H164V2H163ZM225 3H226V2H225ZM263 3H264V0L262 1V5H261L260 3H259V5H257L258 3H256V5H257V6H260V7H263V5H264ZM21 4H22V3H21ZM32 4H33V5H32ZM60 4H59V5H60ZM74 4H75V6H74ZM96 4H99V2H97V1L95 0V2H94V7H95V8H97V7H96ZM106 4H107V3H106ZM136 4H137V3H136ZM165 4H166V3H165ZM165 4H164V5H165ZM172 4H173V3H172ZM197 4H198V3H197ZM200 4L202 5L201 1H200ZM200 4H198V6H201ZM216 4H217V3H216ZM226 4L228 5V2H227ZM237 4H238V5H237ZM244 4H245V2H244ZM17 5H16V4L14 5V6H15L14 12L12 11L14 14H16V10H17L16 8H18ZM99 5H100V4H99ZM130 5H131V4H130ZM149 5H150V4H149ZM164 5H163V6H164ZM166 5H168V4H166ZM166 5H165V6H166ZM186 5H187V4H186ZM186 5L183 6V9L186 7ZM218 5H219V4H218ZM218 5H216V6H218ZM222 5H223V2H222ZM249 5H250V4H249ZM249 5H248V4H247V5H244V7H245V6H249ZM256 5H255V6H256ZM16 6H17V7H16ZM36 6H37V7H36ZM136 6H137V5H136ZM142 6H143V3H142ZM152 6H153V5H152ZM155 6H156V3H155ZM155 6H154V7H155ZM161 6H162V4H160V7H159V6H158V7L161 9V8H162ZM189 6H190V5H189ZM231 6H232V5H231ZM257 6H256V7H257ZM2 7H3V6H2ZM28 7H29V6H28ZM32 7H33V8L35 7L33 11H32V9H31ZM60 7H61V5H60ZM74 7H75V8H74ZM105 7H106V5H104V7H102V9H101V10H102V13L104 12L103 8L105 9V11L108 10V8H107V7L105 8ZM137 7H138V6H137ZM139 7H140V6H139ZM139 7H138V8H139ZM148 7H149V6H148ZM148 7H147V9H148ZM150 7H151V6H150ZM150 7H149V8H150ZM154 7H153L152 9H154ZM178 7H179V6H178ZM178 7H177V5H176V8H178ZM223 7H224V5H223ZM223 7H222V8H223ZM226 7H228V6H226ZM229 7H230V3H229ZM233 7H232V8H233ZM253 7H254V6H253ZM253 7L251 6V8H253ZM8 8H9V7H8ZM11 8H12V9H10V10H13L14 7H11ZM20 8L17 10L18 15H20V14L22 13V12L20 11ZM54 8H53V9H54ZM58 8H59V6H57V8H55V9L57 10ZM62 8H63V11H64V9H65L64 6H63ZM62 8H61V9H62ZM156 8H157V7H156ZM181 8H182V7H180V9H178V10H179V11H180V10L182 11ZM214 8H215V5H214ZM218 8H219V6H218ZM35 9H38V12H37V10H35ZM61 9L57 10V12L60 11V13H59L60 15H62V14H61V11H62ZM92 9L94 10V8H92ZM167 9H168V8H167ZM172 9H173V8H172ZM188 9H189V8H188ZM192 9H193V8H192ZM192 9H191V11H192ZM202 9H203V8H202ZM223 9H225V8H223ZM223 9H222V12H220L221 15H220L219 18H221V19H219V20H221V22H223V21H224V22H223V23H219V27H220V25H222V26H221L222 28L220 27L221 29H225V28H226V29H228V30H231V29L227 28V27H229L228 25H231V26H233L234 29H236V28L234 27V25H235V24H234V22H235V19H234V18H235V17L233 18L234 21L231 20V17H233V14H232V16L230 17V16H228V13L226 12L228 9L225 10V12H226L227 15L224 14L225 12H224ZM257 9H258V7H257ZM261 9H262V8H261ZM30 10H31V11H30ZM82 10H83V8H82ZM154 10L156 11V9H154ZM154 10H153V11H154ZM162 10H163V9H162ZM165 10H166V9H165ZM165 10H164V11H165ZM168 10H169V9H168ZM176 10H177V9H176ZM186 10H187V9H186ZM196 10H197V9H196ZM220 10H221V9H220ZM230 10H231V9H230ZM230 10H228V12H229ZM243 10H244V11H243ZM254 10H255V8H254ZM254 10H253V12H254ZM258 10H260V9H258ZM8 11H9V10H8ZM45 11H44V12H45ZM53 11H54V10H53ZM53 11H52V12H53ZM73 11H74V10H73ZM95 11H96V10H95ZM155 11H154V12H155ZM166 11H167V10H166ZM181 11H180V12H181ZM191 11H190V12H191ZM201 11L203 12V10H201ZM201 11H197V12L195 11V12H193V14H192V12L190 13V12L188 11L189 14H186V16H187V15L189 16L190 14H192V17H191V18H190L191 15H190L189 17H186V18L183 17V16H185V15H183V14H184L186 11L182 14L183 16H181V14H180V12H179L178 15H180L181 17L177 20V22H179V20L182 21V20H184V19H185L186 22H187V20L189 21V20H193V19H194V21H196V20H198V19H201V18H202L201 16H203V13H202ZM212 11H213V10H212ZM212 11H211V12H212ZM218 11H219V10H218ZM242 11H243V12H242ZM263 11H264V9H262L261 13H262ZM20 12H21V13H20ZM142 12H145V11H142ZM142 12H141V13H142ZM146 12H147V11H146ZM154 12H153V14H154V15L156 14L155 17L157 16V12H158L159 14H161L159 11H157V12H155V13H154ZM173 12H174V11H173ZM173 12L170 11L169 13H172V14H173ZM198 12H200V13H202V14L197 15V14H199ZM206 12H207V11H206ZM213 12H214V11H213ZM213 12H212V14H211L212 16H214ZM223 12H224V13H223ZM8 13H9V12H8ZM13 13H11V11H10V15L12 14V15H11L12 17L10 16L11 18H14L13 16H15V17L17 16V15H13ZM37 13H38V14H37ZM49 13H51V12H49ZM53 13H54V12H53ZM89 13H91V12H89ZM105 13H106V12H105ZM108 13H109V11H108ZM136 13H137V12H136ZM147 13H148V14H146V15L143 13V14H144L143 16H147V15H148V19H147V17H143V16H142V21H144V22L146 21L145 23H147V22L149 23L148 26H149V25L151 26V27H150V26H149V27L147 26V28H149V30H151V31H149V33L151 32V34H152V32H153V40H154V41L156 40L157 42H159V43H157V45H156V44H155L156 41H155V42H153V45H154L155 47H160V48H162V47H163L162 45L166 46V45H167V44H166L167 42L164 43V41H163V39H162L163 44H161V42H162L161 40H158V39H155V38H154V37H156L155 35H156L157 33H156V31L154 32L153 29L156 28V26H153V27H152V25L155 24V20H156V18L153 16V14H152V15L149 14L150 11L147 12ZM151 13H152V12H151ZM164 13H166V12H164ZM195 13H196V15L198 16V17H197L198 19H196V17L194 16ZM208 13H209V11H208ZM217 13H218V12H217ZM222 13H223L224 15H226V17L228 16L227 18L224 16L225 18H224L223 21H222V19H223V18H222V17H223V14H222ZM231 13H232V11H231ZM231 13H229V14H231ZM242 13H244V14H242ZM254 13H256V12H254ZM70 14H71V13H70ZM70 14H69V16H70ZM94 14L96 15L97 13L95 12ZM106 14H107V13H106ZM137 14H138V13H137ZM162 14H163V13H162ZM166 14H168V11H167ZM206 14H207V13H206ZM249 14H251V13H249ZM259 14H260V13H259ZM262 14H264V12H263ZM6 15H7V13H6ZM27 15H29V14H25V15H24V17L26 16V18H24V17L21 18V23H22V24L27 23V22H24L25 20L27 21V18H28ZM63 15H65V14H63ZM66 15H67V14H66ZM128 15H129V14H128ZM149 15H150V18H149ZM168 15H169V14H168ZM207 15H208V14H207ZM209 15H210V14H209ZM209 15H208V17H211V18H212V16H209ZM254 15H256V17L258 16V14H253V16H254ZM30 16H29V17H30ZM67 16H68V15H67ZM67 16H66V18H67ZM71 16H73V15L71 14ZM75 16H76V15H75ZM77 16H78V15H77ZM77 16H76V17H77ZM85 16H86V15H85ZM93 16H94V15H93ZM98 16H99V12H98ZM103 16H104V15H103ZM130 16H131V15H130ZM140 16H141V14H140ZM140 16H139V19H140V21H141V17H140ZM152 16H153V18H155V20L151 18ZM170 16H172V15H170ZM170 16H169V17H170ZM174 16H176V15L174 14ZM174 16H172V20H174L173 22L175 23V18H174ZM193 16H194L195 18H194ZM216 16H217V15H216ZM263 16H264V15H263ZM8 17H9V15H8ZM8 17L6 16L7 19H8ZM50 17H51V16H50ZM63 17H65V16H63ZM63 17H62V20H64ZM89 17H90V16H89ZM91 17H92V16H91ZM178 17H179V16H178ZM199 17H200V18H199ZM254 17H255V16H254ZM258 17H259V16H258ZM35 18H34V20H35ZM45 18H46V19H45ZM45 18H44V21H48V20L50 19V18L48 17L49 19L47 20L46 15H45ZM51 18H52V17H51ZM57 18H59V15H58ZM73 18H74V17H73ZM94 18H95V17H94ZM103 18L105 19V16H104ZM109 18H110V17H109ZM109 18H108V22H109L110 20H112L113 17L110 18V19H109ZM125 18H126V17H125ZM137 18H138V15H137ZM144 18H146V20H145ZM158 18H159V19H158V22H159L158 25H160V26H158V28L160 27V29L157 31L158 34H159V35L157 34V36H160V37L162 36V38L165 39L166 37H165L164 35H165V34H169V32H171L172 34H171V33H170V34L173 36V31H174V30L171 31V29L173 28V25H172V27L170 26L171 29H170V27L167 26V25L171 24V23H169V22H171V21H170L171 19L168 18L165 14H164V15H161V16L158 15ZM173 18H174V19H173ZM188 18H189V19H188ZM214 18H215V16H214ZM216 18H217V17H216ZM216 18H215V19H216ZM228 18H229V19H228ZM259 18H260V17H259ZM262 18H263V17H262ZM262 18H261V20H262ZM22 19H24V21H23ZM29 19H30V18H29ZM29 19H28V20H29ZM38 19H39V18H38ZM127 19H128V18H127ZM129 19H130V17H129ZM143 19H144V20H143ZM151 19H152V20H151ZM186 19H187V20H186ZM225 19H226V20L228 19L227 22H225V21H226ZM245 19H246V18H245ZM249 19H251V17H250ZM15 20H16V18L13 19V21H15ZM31 20H32V18H31ZM52 20H53V19H52ZM65 20H67V19H65ZM74 20H75V21L72 20L73 22L71 21L73 24H77V25H80V24H81V23H80V24L78 23V20H76V19H74ZM79 20H80V19H79ZM105 20L107 21V19H105ZM130 20H131V19H130ZM132 20H134V19L132 18ZM132 20H131V21H132ZM135 20H136V19H135ZM149 20H150V21H149ZM213 20H214V19H213ZM217 20H218V18H217L215 21H217ZM229 20H230V21H229ZM239 20H240V19H239ZM255 20H256V19H255ZM255 20H254V21H255ZM258 20H259V19H258ZM22 21H23L24 23H23ZM101 21H102V20H100V22H99L98 24L101 23V25H102L103 22H101ZM114 21H115V20H114ZM114 21H113V22H114ZM120 21H121V19H120ZM138 21H139V20H138ZM152 21H154V23H150V22H152ZM203 21H204V20H203ZM210 21H211V20H210ZM215 21H214V22H215ZM246 21H247V20H246ZM248 21H250V20H248ZM263 21H264V18H263L262 22H263ZM5 22H6V21H5ZM8 22H9V23H8ZM10 22H11V20L9 19V21H7V25L9 24V26H7L6 24H3V25H4V26H3V25H1V24H2V23H1V24H0V27H1V28H0V29H2L3 27H5V28L8 27V28H10V27L12 26V24H13V26H14L15 23H12V22L10 23ZM18 22H19V21H17V23H18ZM52 22L55 23V21H52ZM144 22H143V23H144ZM173 22H172V23H173ZM177 22H176V23H177ZM189 22L191 23L192 21H189ZM189 22H188V23H189ZM259 22H260V21H259ZM262 22H261V24H262ZM59 23H60V22H59ZM59 23L57 22V24H59ZM65 23H66V22H65ZM67 23H68V22H67ZM69 23H70V22H69ZM84 23L86 24V22H84ZM88 23H89V22H88ZM167 23H168V24H167ZM174 23H173V24H174ZM188 23H187V24H188ZM192 23H193V22H192ZM197 23H198V22H197ZM209 23H210V22H209ZM227 23H228V24H227ZM235 23L237 24V22H235ZM239 23H240V22H239ZM251 23H252V21H251ZM263 23H264V22H263ZM46 24H48V26H49V25L51 24V22H46ZM57 24H56V26H58ZM85 24H84V25H85ZM89 24H90V23H89ZM89 24H88V25H89ZM103 24H104V23H103ZM106 24H107V23H106ZM110 24H111V23H110ZM151 24H152V25H151ZM185 24H186V23H185ZM212 24H213V22H212ZM224 24H226V27H225ZM253 24H254V23H253ZM261 24H260V25H261ZM10 25H11V26H10ZM31 25H32V24H31ZM60 25H61V23L59 24V27H60ZM62 25H65V24L62 23ZM67 25H68V24H67ZM82 25H83V24H82ZM84 25H83V26H84ZM96 25H97V24H96ZM96 25H94V26H96ZM113 25H114V24L112 23V26H113ZM115 25H116V24H115ZM122 25H123V24H122ZM145 25H146V24H145ZM176 25H178V24H176ZM200 25H201V24H200ZM210 25H211V23H210ZM210 25H208V27H211ZM213 25H214V24H213ZM217 25H218V24H217ZM238 25H239V24H238ZM2 26H3V27H2ZM6 26H7V27H6ZM13 26H12V27H13ZM21 26H22V25H21ZM21 26L19 25L18 28H20ZM23 26H24V25H23ZM32 26H34V25H32ZM38 26H39V25H38ZM38 26H37V27H38ZM40 26H41V24H40ZM53 26H55V24H54ZM53 26L50 27V29H51L52 31H53V29H54V31H55V29H58V28H59V27H57V28H53ZM65 26H66V25H65ZM69 26H71V25H69ZM85 26H86V25H85ZM98 26H99V25H98ZM109 26H110V25H109ZM112 26H111V27H112ZM165 26H167L169 29H168L167 27L165 28ZM174 26H175V25H174ZM178 26H180V25H178ZM185 26H186V25H185ZM193 26H194V28H191L192 30H190V29L188 28V29H189L188 31H191V33H189V34H190V36H192L191 38L188 36V38H190V41H191V39H192V41H193V40H196L197 37H199V38H203V39H204V37H201V36H200V34H201V33L203 34V32H200V31L198 32V31H197L199 36H195V35H197L196 30H200V29H201V28L198 29V27H200V26H198V27L196 26V28H195V25H193ZM235 26H236V25H235ZM255 26H256V25H255ZM46 27H47V25H46ZM62 27L64 28V26H61V28H62ZM90 27H91V26H90ZM114 27H115V26H113V28H114ZM175 27H176V26H175ZM182 27L184 28V26H182ZM202 27H203V26H202ZM224 27H225V28H224ZM236 27H238V26H236ZM239 27H241V26L239 25ZM259 27H261V26H259ZM259 27H258V30H259ZM5 28H3V31H2V32H3L4 34H7V35H8V33H6L7 30H9V32H10V30L12 31V30L15 29V28H14V29H12V28H10V29L7 28V29H5ZM21 28H22V27H21ZM40 28H41V27H40ZM52 28H53V29H52ZM63 28H62V29H63ZM80 28H81V27H80ZM82 28H83V29H82ZM82 28H81V30H80L81 32H80V31H78V30H75V27H74V28L72 27L73 30L71 29V27H69V28L65 27V28L63 29V31H61V33H62L61 35L64 36L63 38H64L66 41H69L68 39H70V37H67V34H69L68 32H70V30H72V32H73L74 30H75V31H74L72 34L70 33L69 36H71V35L74 34L73 37H75L76 35L79 36V35L81 34V36L79 37V39H78L77 41H75V40H71V39H73V37L70 39V40L72 41V43H71V41H69L68 43H71V44H73L74 42H75V43L77 42V43H76V46H75V44L71 45V47L68 49L69 52H68V51H67V52L70 53V55H71V54L73 53V51L76 50V51L72 54V55H75V54L79 51V53L81 54V55H80L81 58H82V56H83V58H86V60H89L90 62H91V61H92V62L90 63V62H88V61H87V62L84 61L85 63H89V64H85V63L83 64V63H81L82 60L79 61V58H78V59H77V62H76V65H77V63H78L77 67H79V68L81 69V71H80L79 68H76V65L74 64V62H75L74 60H73V62H72V65H73V64L75 65V66H74L75 69H71V68L66 69L67 71L64 70L66 73L63 72V71H61L62 74H60V73L58 72V71L60 70V68H59L58 71L55 69V70L58 72V73H57V72H56V73L54 72L55 74H57L56 76H59V77H60V76L62 75V76H61L62 81H63L64 78L67 80L68 76H69V78H71V74L74 73L75 70H77V71H76V72L78 73L77 75H80V76H82V75H86V77L88 76V77H87V81L90 82V80H93V73H95V74H94V77L97 78V76H95V75L98 74V73H96V72H98V69L100 70L99 65H100L101 63H102L101 66H104V65H105V64H103L102 61L99 62L98 59H96V56H97L96 53L99 52V51H97L96 48H95L96 50L93 49V48H94V47H97L98 43H97V45L94 43V44H95V45L93 44L94 46H93V45H90L91 43H90L89 45L87 44V43H89L91 40H92V41H95V42H97V40L100 41V40H99L100 36H98V35H101L102 33H101V32H100L99 34H98V32H97V34L95 33V32L97 31V28H98V27H97V28L95 27V30H93V29H89V31L92 30V31H90V33L93 32V31H95V32H93L92 34H93V35L96 34V36L99 37V38L97 37V38H98L97 40H94V39H96V38L94 37L95 35H94V36H91V37L89 36V38H86L85 41L87 42V39H89L90 41L87 42V43L85 42V44L82 43L83 46H84V45L86 46V44H87L89 47L92 46V48H90V49H91V50L93 49V52H94V50H95V54H94V56H89L88 54L90 53L89 51H91V50H89V48H88L87 46H86L85 48H86V49L88 48V49H87L88 51H87V50H86L81 44H80V45L82 46L81 48L79 47L80 45L77 46L78 41H80L81 37H84V38H85L87 35H89V33L87 34V31L85 32V29H84V28H86V27H82ZM108 28H109V27H108ZM115 28H116V27H115ZM121 28H122V26H121ZM124 28H125V27H124ZM147 28H146V29H147ZM152 28H153V29H152ZM180 28H181V27H180ZM206 28H207V27H206ZM214 28H215V26H214ZM243 28H244V27H243ZM262 28H263V31H264V25H263V24H262ZM33 29H34V28H33ZM41 29H42V28H41ZM48 29H49V28H48ZM62 29L59 28V30H62ZM65 29H66L67 31H65ZM68 29H69V30H68ZM76 29H77V28H76ZM87 29H88V27L86 28V30H87ZM99 29H100V28H99ZM101 29H102V27H101ZM109 29H110V28H109ZM167 29H168V32L165 31V30H167ZM174 29H175V28H174ZM176 29L179 30L178 27H176ZM176 29H175V31H176ZM210 29H211V28H210ZM218 29H219V28H218ZM239 29H240V28H239ZM4 30H6V31L4 32ZM19 30L21 31L22 29H19ZM27 30H28V29H27ZM34 30H35V29H34ZM43 30H44V29H43ZM59 30H58V31H59ZM107 30H108V29H107ZM119 30H120V29H119ZM119 30H117V32H118ZM143 30H144V28H143ZM154 30H155V29H154ZM181 30H182V29H180V31H178V33H177L180 37H182V38L179 37L180 40L182 41L183 39H185V40H183V42L188 41V43H190L189 40H186V39H187V35H189V34L186 32V33H187V35H186L185 32H184V31H181ZM183 30H186V31H187V29H185V28H184ZM193 30H195V31H193ZM202 30H203V29H202ZM236 30H237L236 33H234V32H235L234 30H233L234 32L231 30V35H233V33H234L235 35H238V34H239V30H238V29H236ZM245 30H247V29H245ZM245 30L240 29V32L242 33V35H243V33L245 32ZM0 31H1V30H0ZM20 31L17 30L16 32H18V33H15V34H16V35L19 34ZM38 31H39V30H38ZM54 31H53V32H54ZM58 31L56 30L55 32H57L58 36H60V35H59L60 32L58 33ZM76 31H77V32H80V34H79V33L76 34V33H77ZM83 31H84L85 33H83ZM89 31H88V32H89ZM102 31H103V30H102ZM104 31H105V30H104ZM115 31H116V30H115ZM120 31H121V30H120ZM120 31H119V32H120ZM125 31H126V30H125ZM134 31H135V30H134ZM192 31H193V35H194V37H193V35H192ZM207 31H208V29H207ZM212 31H213V29H212ZM215 31H216V30H214L213 33H215ZM218 31H219V30H218ZM222 31L225 32V36H226V35L228 36V32H230V31H227V34H226V31H225V30H222ZM243 31H244V32H243ZM252 31H253V30H252ZM260 31H262V30H260ZM2 32H1V33H2ZM7 32H8V31H7ZM30 32H31V35H32L33 32H32V31H30ZM119 32H118V33H119ZM128 32H129V31H128ZM128 32H127V33H128ZM179 32H181V34H179ZM255 32H256L257 35H259V34L257 33V30H256V29H255ZM255 32H253V33L255 34ZM3 33H2V34H3ZM26 33H28V31H26ZM40 33H41V32H40ZM135 33H137V32L135 31ZM155 33H156V34H155ZM183 33H184V34H183ZM194 33H195V34H194ZM217 33L219 34V32L216 31V35H217ZM220 33H221V32H220ZM245 33L248 34V30H247ZM259 33H260V32H259ZM262 33H264V32H262ZM4 34H3V35H4ZM11 34H12V32H11ZM11 34H10V36L8 35L10 38H11ZM24 34H25V33H24ZM28 34L30 35V33H28ZM28 34H26V37L29 36ZM54 34H55V33H54ZM57 34H56V35H57ZM92 34H91V35H92ZM103 34H104V32H103ZM103 34H102V36H103ZM107 34H108V33H107ZM160 34H162V35H160ZM170 34L168 35L167 38L172 37ZM202 34H201V35H202ZM206 34H210V32H209V33H206ZM206 34H205V35H206ZM247 34H244V35H243V37H244L243 40H244V41L246 40L245 38H248V36H249V35H247ZM250 34H251V32H250ZM0 35H1V34H0ZM3 35H1V36H3ZM39 35H40V34H39ZM56 35H55V36H56ZM118 35H119V34H118ZM123 35H124V40H125V38H127L128 36H127V34H126V36H125V33H124ZM143 35H144V34H143ZM149 35H150V34H149ZM178 35H177V37H178ZM231 35H229V36H231ZM8 36H7V37H8ZM14 36H15V35H14ZM23 36H24V35H23ZM23 36L20 35V36H19L20 38H18V40L20 39V41H21V37H23ZM33 36H34V33H33ZM102 36H101V39H103V38L105 37V36H103V37H102ZM138 36L140 37L139 34H138ZM138 36H137V39L139 38ZM174 36H175V35H174ZM183 36H184V37H183ZM185 36H186V37H185ZM202 36H203V35H202ZM214 36H215V35H214ZM218 36H221V37H222V39L219 38V40L221 39V41H223V42H225L226 40H227V42H228V39L230 38V37L228 36L229 38L226 39V38L223 37L224 35L222 36V34H220V35H218ZM240 36H241V35H240ZM240 36H239V38H240ZM246 36H247V37H246ZM261 36H262V35H261ZM263 36H264V34H263ZM31 37H32V36H31ZM31 37H30V40H31ZM52 37H54L53 34H52ZM65 37H67L68 39H66ZM92 37H93V38H92ZM106 37H108V36H106ZM120 37H121V36H120ZM120 37H119V38H120ZM211 37L213 38L212 33H211ZM232 37H233L234 41H233V39H231V40H232L231 42H233V44H234V43H237V46H236V44H235V46H236V47L234 46L235 49H234V48H231V47H227V48H228V49L230 48L229 50H231V49L237 50V51H236L237 55H238L239 53H242V57H244L243 52L245 51V50H244L245 48H244L242 45L245 44L247 41H246L245 43H243V44H239V43L243 42V40L240 39V40H242L241 42H240V41H239V42H236V41L239 40V39L237 38L238 36H234V35H233ZM235 37H236L238 40H237ZM249 37H250V36H249ZM254 37H255V35H254ZM257 37H258V36L255 37L256 41H257L258 38H259V37H258V38H257ZM24 38H25V37H23L22 39H24ZM61 38H62V37H61ZM76 38H77V37H76ZM76 38H74V39H76ZM141 38H142V36H141ZM141 38H140V39H141ZM148 38H149V37H148ZM151 38H152V36H151ZM156 38H157V37H156ZM179 38H177V39H179ZM199 38H198V41L201 40V39H199ZM217 38H218V37H217ZM241 38H242V37H241ZM25 39H26V38H25ZM64 39H63V40H64ZM107 39L109 40V38H106V40H107ZM173 39H174V38H173ZM203 39H202V40H203ZM205 39H206V38H205ZM260 39H261V38H260ZM8 40H9V39H8ZM8 40H7V41H8ZM81 40H82V39H81ZM104 40H105V39H104ZM104 40H102V41H100V42L102 43ZM124 40H123V41H124ZM151 40H152V39H151ZM151 40H149V41H151ZM153 40H152V41H153ZM175 40H176V39H175ZM175 40H174V41H175ZM180 40H177V41L180 42ZM229 40H230V39H229ZM235 40H236V41H235ZM248 40H249V39H248ZM252 40H253V38H252ZM262 40H264V39H262ZM7 41H5L4 45H5V44L7 45ZM26 41H27V42H23V43H28L29 39H26ZM32 41H33V39L31 40V42L29 41V43L32 44ZM60 41H62V39H61ZM60 41H59V42H60ZM66 41H64V42H66ZM137 41H138V40H137ZM160 41H161V42H160ZM177 41H175V42H176V43H174L175 45L178 44ZM192 41H191V43H192ZM211 41H212V40H211ZM211 41H210V42H211ZM216 41H217V40H216ZM249 41H250V40H249ZM259 41H260V40H259ZM259 41H258V42H259ZM35 42H36V41H34L33 44H34ZM80 42H82V41H80ZM80 42H79V43H80ZM109 42H110V41H109ZM125 42L127 43V45H126V49H125V47H124L123 51H126L127 49H128V50L130 49L129 51L133 50V51L136 53V50H137L136 48H137V47H135V43L132 44V43L128 42L127 40H126ZM135 42H136V41H135ZM171 42H173V41H171V39H170V42H169V43L171 44ZM206 42H208V41H206ZM218 42H219V41H218ZM218 42H217V43L212 42V43H214V44H218ZM223 42H222V43H223ZM227 42H226V43H227ZM231 42H229V44H232ZM262 42H264V41H262ZM262 42H261V44H259V43H258V44H259V45H263ZM36 43H37V42H36ZM36 43H35V45H36ZM39 43H40V41H39ZM128 43H129V45H131V47H132V45H134V48H135L136 50H134V48H130V46L128 45ZM150 43H151V42H150ZM150 43H149V44H150ZM169 43H168V44H169ZM180 43H182V42H180ZM180 43H179L178 45H180ZM203 43L205 44V42H203ZM208 43H209V42H208ZM220 43H221V42H220ZM220 43H219V44H220ZM251 43L253 44L252 41H251ZM256 43H257V42H256ZM256 43H255V44H256ZM20 44H21V42H19V45H20ZM31 44H30V45H31ZM33 44H32V45H33ZM62 44H64V43H62ZM149 44H148V45H149ZM159 44H160V45H159ZM206 44H207V43H206ZM214 44H212V45L210 44V45H211V46H214ZM233 44H232L231 46H233ZM249 44H250V42H249ZM255 44H253V45H255ZM258 44H257V45H258ZM6 45H5V46H6ZM8 45H9V44H8ZM8 45H7V46H8ZM35 45H34V47H35ZM37 45H38V43H37ZM105 45L107 46V44H105ZM124 45H125V44H124ZM141 45H142V44H141ZM141 45H140L139 47H142ZM148 45H146V46L148 47ZM158 45H159V46H158ZM182 45H183V46H182V47H183V51H182L183 53H182V55H181V54L176 55L177 58H178L179 56L181 57V60H180V61H181V63H180V68H182V69H180L177 73L174 72L176 76H177V74L181 73L182 70L184 71L185 68H186V70H187V66L191 68V69H190V70H191L190 72H194V73L196 74L197 69H198V71H199L200 69L202 70V68L204 69V67L207 68L208 65L205 66V65H204V62L207 61V64H209V63L212 62V60H209V58H211V57H209V58L206 57V56H205L206 54L203 53V54H204V55H203L202 53L198 52V51H197L198 49H197V50L195 49V50H196V51H195V50H193L192 47L189 46V45H188V47H187V45L184 44V43H182ZM196 45H197V44H196ZM198 45H199V44H198ZM198 45H197V46H198ZM207 45H208V44H207ZM238 45H239V46H238ZM240 45H241V50H244V51H241V50L238 51V50H239L238 47H240ZM250 45H251V44H250ZM250 45H248V46H250ZM257 45H256V46H257ZM27 46H29V45H27ZM27 46H26V49H27V52H26V50L24 49L25 46L23 45V46H22L23 48H22L21 45H20V47H21L23 50H22L21 48H19V50L21 49L22 51H24V53H23V54H24V57H23V55H21V56H22V57H21L22 60L25 59V55H27L28 57H30L29 54L31 53V54H30L31 56H32V54H33V53H32L33 51L31 52V50H30L31 47L28 48ZM47 46H48V45H47ZM73 46H74V47H77V48L79 47V49H80L81 51H80L79 49L77 50V49L73 48ZM127 46H128L129 48H127ZM137 46H138V45H137ZM149 46H150V45H149ZM171 46H172V45H171ZM208 46H209V45H208ZM223 46H225V45L223 44ZM246 46H247V45H246ZM248 46H247L246 52H247V50L249 49ZM263 46H264V45H263ZM263 46H262V47H263ZM15 47H16V46H15ZM68 47H69V45H68ZM139 47H138V48H139ZM147 47H146V49H147ZM151 47H152V46H151ZM151 47L148 48V49H149V50H147L148 53H143V52L146 51V50H144V51L142 52L143 55H145V54H148V56H149V54L152 55V56H150V59H151V58H152V59H153V58H156V59H154V60H155V61L157 60V62H158V63H155V61H154V63H153L152 60H151V65H152V66H150V68H148L147 71H146V70H145V71L143 70V69H145V68H143V67H144V65H143V67H142V68H143V69H142V72H143V73H147V74H145V75H149V73L152 72V75L150 74V75H149V78H150V76H153V77H154V75L157 76V75L159 74V73H158L159 71H157V73H158L157 75H156V72H155V74H154V70H153V68H154V67L156 68V66H155L156 64H158L157 66H159V61L161 62V61H162L161 59L164 60V59H165V54H166V52L169 51V50H168V51H166V52H165V51H163V52L161 51V52H160V51H157V50H152ZM169 47H170V46H168L167 49H168ZM177 47H179V50L181 49L180 46H176V47L173 46V48H170V49H172V52H173V50L175 51V50L177 49ZM189 47H191V48H189ZM193 47L195 48L196 46H193ZM201 47H202V46H201ZM220 47H222V45H221ZM251 47H252V46H251ZM257 47H258V46H257ZM16 48L18 49V47H16ZM16 48H15L14 50H16ZM36 48H37V47H35V49H36ZM64 48H65V47H64ZM97 48H98V47H97ZM99 48H100V47H99ZM243 48H244V49H243ZM259 48H260V47H259ZM1 49H2V48H1ZM35 49L32 48V50H35ZM37 49L39 50V47H38ZM45 49H47V48H45ZM48 49H49V48H48ZM82 49H85V50L87 51V54H86L85 50H82ZM144 49H145V48H144ZM212 49H213V48H212ZM218 49H219V48H218ZM218 49H213V50H218ZM225 49H226V48H225ZM228 49H226V50H228ZM260 49H262V48H260ZM260 49H259V51H260ZM263 49H264V47H263ZM19 50H18V51H19ZM29 50H30V51H29ZM38 50H37V51H38ZM49 50H50V49H49ZM49 50H48V51H49ZM138 50H139V49H138ZM138 50H137V52L140 53V51H138ZM161 50H163V49H161ZM192 50L195 51V52H198V53H196V55H195V54H194L195 52H194V53H193L194 56H192L191 54H189V53H192V52H193ZM201 50H203V49H201ZM201 50H200V51H201ZM219 50H220V49H219ZM226 50H225V51H226ZM229 50H228V52H229ZM257 50H258V49H257ZM257 50H255V51H257ZM35 51H36V50H35ZM37 51H36L35 53H37ZM65 51H66V50H65ZM70 51H71V52H70ZM149 51H150V52L152 51V52L150 53ZM153 51H154V52H153ZM176 51H177V50H176ZM191 51H192V52H191ZM206 51H208V49H207ZM209 51H211L210 48H209ZM221 51H223V50H221ZM231 51L233 52V50H231ZM248 51H249V50H248ZM250 51H251V50H250ZM259 51H258L257 54H259ZM263 51H264V50H262V53H263ZM16 52H17V50H16ZM20 52H21V51H20ZM67 52H65V54H66ZM83 52H84L85 54H84ZM131 52H132V51H131ZM164 52H165V54H164ZM178 52H179V51H178ZM204 52H205V51H204ZM214 52H215V51H213V53H214ZM217 52H218V51H217ZM25 53H27V54H25ZM153 53H154V54H153ZM180 53H181V51H180ZM199 53L202 54V56H205V57H203V58H205V59L207 58V60L205 61V59H204V61H203L202 59H200L201 57L198 56ZM206 53H207V52H206ZM220 53H221V52H220ZM234 53H235V52H233V54H234ZM244 53H245V52H244ZM77 54H78V53H77ZM91 54H92V53H91ZM99 54H100V53H99ZM128 54H129V53H128ZM197 54H198V55H197ZM209 54H210V53H209ZM221 54H222V53H221ZM221 54H220V55H221ZM224 54H226V53H224ZM16 55H18V53H17ZM95 55H96V56H95ZM103 55H104V54H103ZM212 55H213V54H212ZM230 55L232 56V53H231ZM230 55H229V56H230ZM234 55H235V54H234ZM234 55H233V56H234ZM237 55L235 56V57H236V60H234L235 57H234L233 59L230 60V61H232L231 64H233L232 67L235 68L234 65H237L236 68L238 69V71H240L239 69H244L245 67L247 68L249 65H246V64H245V61H248V60L243 61V59H242V57H241V54L239 55V58L241 57V60H242L243 63L241 62V60H240V63H242L241 65L243 66V68H241V67L239 68V67H238V64H239V63H237V62L235 63V61H239V58L237 59V57H238ZM246 55H247V54H246ZM260 55H262V54H261V51H260ZM260 55H259V56H260ZM0 56H1V55H0ZM14 56H15V54H14ZM27 56H26V57H27ZM84 56H85V57H84ZM88 56H89V57H88ZM106 56H107V55H106ZM127 56H128V55H127ZM195 56H197V58H196ZM207 56H208V55H207ZM213 56H214V55H213ZM222 56H223V55H222ZM226 56H227V54H226ZM226 56H225V58H226ZM231 56H230V57H231ZM255 56H256V54H255ZM90 57H91V59H90ZM94 57H95V58H94ZM98 57H99V56H98ZM167 57L169 58V54H168V56L166 55V60H170V59H167ZM170 57H171V56H170ZM174 57H175V56H174ZM174 57H173V58H174ZM198 57H199V58H198ZM218 57H219V56H218ZM227 57H228V56H227ZM246 57H248V56H246ZM257 57H258V56H257ZM257 57H256V58H257ZM0 58H1V57H0ZM30 58H32L33 62H35L34 59H33V56L30 57ZM81 58H80V59H81ZM100 58H102V57H100ZM127 58H128V57H127ZM177 58H175V59H177ZM195 58H196V59H200V60H199V61H198V60H195ZM213 58H214V57H213ZM221 58H222V57H221ZM225 58L223 57L224 62H225L226 60L228 61V58H227V59H225ZM231 58H232V57H231ZM252 58H254V60H255V57H254V56H253ZM15 59H16V57H15ZM15 59H14V61H15ZM92 59H93V60H92ZM107 59H109V58L105 57V60H107ZM146 59H147V58H146ZM171 59H172V58H171ZM179 59H180V58H179ZM179 59H178V60H179ZM245 59H246V58H245ZM248 59H249V58H248ZM262 59H263V57H262ZM17 60H18V59H17ZM30 60H31V59H30ZM30 60H29V61H30ZM32 60H31L30 63L25 62V61H27V60H25L24 62L27 63V64H30V65H31V63H32V65H33ZM96 60H97V62L100 63V64H98L97 67H96L97 64L94 65V61H96ZM201 60L203 61V63L200 62ZM208 60H209V63H208ZM214 60H215V58H214ZM221 60H222V59H221ZM252 60H253V59H252ZM71 61H72V60H71ZM108 61H109V60H108ZM137 61H138V60H137ZM142 61H143V60H142ZM171 61H172V60H171ZM197 61H198V64H197ZM210 61H211V62H210ZM217 61L220 62L219 59H218ZM222 61H223V60H222ZM15 62H16V61H15ZM17 62H20V60H18ZM21 62H22V61H21ZM21 62H20V63H21ZM97 62H96V63H97ZM140 62H141V61L139 60V63H140ZM143 62H144V61H143ZM162 62H163V61H162ZM224 62H223V63H224ZM228 62H229V61H228ZM260 62L263 64L262 61H257L256 63H259V64H260ZM22 63H23V62H22ZM79 63H81V64L79 65ZM107 63H108V62H107ZM148 63H149V62H148ZM164 63H165V61H164ZM170 63H172V62H170ZM173 63H177V60L174 62V59H173ZM173 63H172V65H173ZM178 63H179V61H178ZM213 63H215V62H213ZM221 63H222V62H221ZM229 63H230V62H229ZM256 63L254 64L255 67L258 66ZM27 64H26V65H27ZM69 64H71V63L69 62ZM91 64H93L94 66H92ZM153 64H155V65H153ZM161 64H162V63H161ZM200 64H202V65H200ZM211 64H212V63H211ZM215 64H216V63H215ZM217 64H218V63H217ZM227 64H228V63H227ZM247 64H251V63L248 62ZM15 65H16V63H15ZM19 65H20V64H19ZM19 65H18V66H19ZM26 65H25L26 69L29 68L30 65H29V66H28V65L26 66ZM32 65H31V66H32ZM86 65H87V66H86ZM107 65L109 66V63H108ZM138 65H139V64H138ZM141 65H142V63H140V66H141ZM145 65H146V64H145ZM149 65H150V64H149ZM198 65H200V67H199ZM220 65H221V64H220ZM225 65H226V64H225ZM228 65H229V64H228ZM228 65H227V66H228ZM244 65H245V67H244ZM12 66H13V64H12ZM31 66H30V67H31ZM67 66H68V65H67ZM67 66H66V68H67ZM83 66H84L86 69H85ZM108 66L105 65L104 67H108ZM153 66H154V67H153ZM164 66H165V65H164ZM164 66H163V68H165ZM175 66H176V68H178L177 65H175ZM175 66H174V68H175ZM211 66H212V65H211ZM227 66H226V67H227ZM9 67H10V66H9ZM13 67H14V66H13ZM21 67L24 68L23 66H21ZM90 67H91V68H90ZM98 67H99V68H98ZM109 67H110V66H109ZM209 67H210V66H209ZM249 67H250V66H249ZM260 67H261V66H260ZM11 68H12V67H11ZM16 68H17V67H16ZM49 68H50V67H49ZM82 68H84V69H82ZM97 68H98V69H97ZM140 68H141V67H140ZM155 68H154V69H155ZM192 68H193V70H195V71H192ZM195 68H196V69H195ZM220 68H223V67H220ZM227 68L229 69V67H227ZM227 68H225V66H224V69H226V71H227ZM246 68L244 69L245 71H248V72H250V70L253 71V69H249V70H248V69H246ZM251 68H252V66H251ZM253 68H254V66H253ZM258 68H259V67H258ZM9 69H10V68H9ZM9 69H8V70H9ZM14 69H15V67H14ZM30 69H32V68H30ZM30 69H29V70H30ZM64 69H65V68H64ZM78 69H79V71H78ZM96 69H97V70H96ZM102 69H103V68H102ZM105 69H108V68H105ZM136 69H137V68H136ZM150 69H151V70H150ZM157 69H160V68L158 67ZM165 69H166V71H167V68H165ZM178 69H179V68H178ZM211 69H212V68H211ZM214 69H216V67H215ZM224 69H223V71H224ZM254 69H255V68H254ZM256 69H257V68H256ZM10 70H11V69H10ZM12 70H13V68H12ZM20 70H21V69H20ZM20 70H18V71H20ZM29 70H26V71L30 72ZM36 70H37V69H36ZM70 70H71V72H69ZM83 70H84V71H83ZM86 70H87V71H86ZM94 70H95V71H94ZM134 70H135V69H134ZM137 70H140V69H137ZM152 70H153V71H152ZM170 70H171V69H170ZM173 70H174V69H173ZM206 70H207V69H206ZM208 70H209V69H208ZM244 70H241L242 72L239 73V74L243 75V74H244L243 72H245ZM5 71H6V70H5ZM23 71H24V69H23ZM26 71H24L23 73H25ZM38 71H40V70H38ZM45 71H46V70H45ZM49 71H51V68H50V70L47 69L46 72H48V74H50ZM101 71H102V70H100V73H101V74L99 73L100 77L105 75V74H103ZM106 71H107V70H106ZM116 71H118V70H116ZM126 71H128V70H126ZM135 71H136V70H135ZM135 71H134V72H135ZM140 71H141V70H140ZM155 71H156V70H155ZM175 71H176V70H175ZM254 71H256V70H254ZM254 71H253V72H254ZM3 72H4V71H3ZM6 72H7V71H6ZM14 72H15V71H14ZM14 72H12V73H14ZM35 72H37V71H35ZM67 72H68V74H69V73H71V74L68 75ZM82 72H83V73H82ZM84 72H85V73H84ZM114 72H115V71H114ZM118 72H119V71H118ZM128 72H129V71H128ZM164 72H165V71H164ZM167 72H169V71H167ZM184 72H185V71H184ZM190 72H189V73H190ZM208 72H209V71H208ZM208 72H207V73H208ZM210 72H211V71H210ZM221 72H222V71H221ZM248 72H245V76H246L247 78L250 76V75L247 74ZM15 73H16V75H14V76H17V72H15ZM38 73H39V72L35 73L36 76H37ZM64 73H65V74H64ZM87 73H88V75H87ZM91 73H92V75H91ZM111 73L113 74V72H111ZM119 73H121V72H119ZM119 73H117V74H119ZM143 73H142V74H143ZM165 73H166V72H165ZM182 73H183V72H182ZM197 73H198V72H197ZM228 73H229V72H228ZM228 73H227V75H228ZM4 74H6V73H3V75H4ZM9 74H10V73H9ZM21 74H22V73H21ZM28 74H29V73H28ZM51 74H53V70H52ZM58 74H59V75H58ZM81 74H82V75H81ZM102 74H103V75H102ZM106 74H108V73H106ZM112 74H111V75H112ZM127 74H128V73H127ZM153 74H154V75H153ZM163 74H164V73H163ZM183 74H184V73H183ZM183 74H182V77H183ZM234 74L236 75V74H238V73H236V71H234ZM239 74H238V75H239ZM0 75H1V73H0ZM12 75H13V74H12ZM18 75H19V74H18ZM25 75H27V74L25 73ZM25 75H24V74L20 75L21 79H22V77H26ZM38 75H40V74H38ZM45 75H46V74H45ZM45 75H44V76H45ZM67 75H68V76H67ZM90 75H91L92 77H91ZM99 75H98V76H99ZM111 75H108V76L105 75V77L108 79V77L111 76ZM114 75H115V74H113L112 76H114ZM125 75H126V74H125ZM165 75H166V74H165ZM167 75H169V74H167ZM202 75H203V74H202ZM204 75H205V74H204ZM211 75H212V73H211ZM220 75H221V73H220ZM229 75H230V74H229ZM229 75H228V77H229ZM241 75H239V76H241ZM254 75H255V74H254ZM257 75H258V74H257ZM263 75H264V74H263ZM263 75H262V76H263ZM5 76H6V75H5ZM7 76H8V74H7ZM27 76L29 77L30 75H27ZM42 76H43V75H42ZM54 76H55V75H54ZM73 76H74V75H72V77H73ZM89 76H90V77H89ZM115 76H116V75H115ZM158 76H160V74H159ZM184 76H185V75H184ZM188 76H189V75H188ZM195 76H196V75H195ZM195 76H194V77H195ZM197 76H198V75H197ZM197 76H196V77H197ZM207 76H208V75H207ZM209 76H210V75H209ZM221 76H222V75H221ZM223 76H224V75H223ZM233 76H234V75H233ZM245 76L243 75V78H245ZM259 76H260V75H259ZM262 76H261V77H262ZM8 77H10V76H8ZM40 77H41V76H40ZM48 77H50V79H51V78H52V75H51V76L48 75ZM63 77H64V78H63ZM66 77H67V78H66ZM74 77H75V76H74ZM74 77H73V79H74ZM116 77H117V76H116ZM122 77H123V76H122ZM122 77H121V78H122ZM153 77H152V78H153ZM196 77H195L194 79L191 78V80H190V84H189V85H191V86L193 85V86H192L193 88H191V86H190V88H191L192 91H190V92H189L187 95H185V96L183 95V97H182V99H181V100H182L181 103H182V105L184 106V109H185V107L188 105V104L186 103V101H188L189 99L192 101V99L195 98V101H196V102H199V104H201V103H200L201 101H202V102L204 101V102L206 103V101H207L206 98H209V97H210L211 99L214 98V97H213V94H212L211 92H210V93H207V92H209V91H212V89L210 90V89L208 88V90L206 89V91H205V90H202V91L200 92L199 89H202V86H201V85H202V84H201L202 81H201V83H198V82L200 81V79H199V78H196ZM198 77H199V76H198ZM230 77H232V76L230 75ZM241 77H242V76H241ZM241 77H238V78L236 77V79H238V81H239V80L241 79ZM1 78H2L3 80H2ZM12 78H13V77H12ZM18 78H19V77H18ZM34 78L36 79V77H34ZM43 78H44V82H43V84H46V87H45L43 84H42L43 86H41L40 84H41L42 82L40 81V78H37V79H39V81H40V84H37L38 86L36 85L37 88H38L37 91H39V85L42 87V88L40 87V89L42 90L44 87H45V89H48L47 87H48L49 85H51L52 83H53L52 85H54L53 88L55 89V87L57 86V84H59L58 78L55 79V78L53 77L54 80H53V79H52L51 81H50V80H47L46 83H45V80H46L45 78H47V77H43ZM101 78H102V77H101ZM106 78H105V79H106ZM131 78H132V77H131ZM147 78H148V77H147ZM160 78H161V77H159V79H160ZM171 78H172V80H175V78L173 79V76H172ZM176 78H177V77H176ZM179 78H181V77H179ZM188 78H189V77H187V79H188ZM203 78H205V77H203ZM203 78H202V79H203ZM206 78H207V77H206ZM9 79H10V78H6V77L3 78V77H0V80H1V82H2V83H0L1 86H2L3 84L5 85L4 82H9V81H7V80H9ZM19 79H20V78H19ZM59 79H60V78H59ZM65 79H64V80H65ZM76 79L80 80L78 77L74 79L75 81L73 80V81L75 82V83L73 82V83L75 84L74 86H76V89H75V87L73 86V88H74L75 90L71 91V89H70V90L67 89V88H69L68 83H65L66 86L68 85L67 88L64 87V88L66 89V91H68V92H65V89H63V88H61V87H60L59 90H60V91H61V89L63 90V91H62L63 95H64V92H65L66 94L68 93V94H67V97H68V98H69V97H73V95H74V97L77 96V97H79V98H82V97H80V94H81V95H84V97L82 98V99H84L86 95H85V94H82V92H81V87L78 86V85H79L78 83H79L81 80L78 82V80L76 81ZM88 79H90V80H88ZM94 79H95V78H94ZM105 79H103V80H105ZM116 79H119V78L117 77ZM137 79H138V78H137ZM139 79H141V78H139ZM162 79H163V78H162ZM226 79H227V78H226ZM232 79H233V78H232ZM255 79H257V78H255ZM255 79L248 80L247 83L250 82V81H253V80L256 81ZM261 79H262V78H261ZM11 80H12V79H11ZM16 80H18V79H16ZM33 80H34V79H33ZM56 80H57V81H56ZM66 80H65V81H66ZM71 80H72V78H71ZM96 80H97V79H96ZM103 80H101V81L103 82ZM114 80H115V79L112 80V77H111V78L109 77V81H114ZM124 80L126 81V79H124ZM127 80H128V79H127ZM144 80H146V79L144 78ZM149 80H150V79H149ZM155 80H156V79H155ZM155 80H154V81H155ZM157 80H158V79H157ZM157 80H156V81H157ZM172 80H171V82H172ZM206 80H207V79H205L204 81H206ZM210 80H211V79H210ZM219 80H221V79H219ZM230 80H231V79H230ZM241 80H242V79H241ZM263 80H264V79H263ZM27 81L29 82V79H28ZM35 81H36V80H35ZM55 81L57 82L56 84L54 83ZM62 81H61V82H62ZM65 81H64V82H65ZM67 81H68V80H67ZM99 81H100V80H99ZM99 81H98V85H99ZM135 81H136V80H135ZM156 81H155V82H156ZM176 81H177V79H176ZM207 81H208V80H207ZM207 81H206V82H207ZM214 81H215V80H214ZM221 81H222V80H221ZM223 81H224V80H223ZM226 81H227V80H226ZM233 81H234V80H233ZM254 81H253L252 83H254ZM11 82L13 83V81H11ZM11 82H10V83H11ZM16 82H17V81H16ZM16 82H15V83H16ZM22 82H23V80H22ZM22 82L20 81V84H21ZM69 82H70V81H69ZM76 82H78L77 85H76ZM83 82H84V81H83ZM89 82H88V83H89ZM132 82H133V81H132ZM142 82H143V81H142ZM146 82H147V81H146ZM146 82H145V83H146ZM148 82H149V81H148ZM159 82H162V80H161V81L159 80ZM174 82H175V81H174ZM188 82H189V81H188ZM191 82H192V83H191ZM258 82H259V80H258ZM261 82H262V81H261ZM12 83H11L10 85H12ZM15 83H14V84H15ZM29 83H30V82H29ZM31 83H32V82H31ZM31 83H30V86H31ZM48 83H49V85H47ZM73 83L71 82L70 85H72ZM81 83H82V81H81ZM88 83H84V84L87 85ZM90 83L93 84V85H92V86H89V85H91V84H88V86H86V87H88L89 89L91 88V89H90V90H91V95H92V93H93L94 96L92 95V97H94V98L97 100V99L99 98V97H98L99 94L96 95V94L94 93V90H96V87H95V86H97V85H96L97 83H96V81H95L96 84L93 83L92 81H91ZM112 83H113V82H112ZM117 83H119V81H118ZM138 83H140V82H138ZM166 83H167V82H166ZM208 83H209V82H208ZM214 83H215V82H214ZM217 83H220V81H218ZM224 83H225V82H224ZM226 83H227V82H226ZM228 83H229V82H228ZM232 83H233V82H232ZM234 83H237V82H234ZM234 83H233V84H234ZM252 83H250V84H251V85H250L251 88H253V87L255 86V85L252 84ZM262 83H263V82H262ZM14 84H13V85H14ZM25 84H26V81H25ZM25 84H23V85H25ZM103 84H104V83H103ZM140 84H141V83H140ZM140 84L138 85V87L144 89V86H140ZM143 84H144V82H143ZM143 84H142V85H143ZM152 84H155V83H152V81H151V85H150V83H149L150 87L153 86ZM164 84H165V82H164ZM164 84H160V83H159V86H158V87H161L163 90H164V89H165V90H169V89H170V91L172 90L173 92H176V91H174V90H175L174 88H176V87L178 86V84H177V86L175 85L176 87H171V86H170V83L168 82L167 84H168V86L171 87V88H167V89H166L165 87H163V86L166 85V84H165V85H164ZM200 84H201V85H200ZM203 84H204V83H203ZM233 84H232V85H233ZM245 84H246V83L243 84V88H242L243 90H242V89H240V90L244 92V89H245V92H247V95H248V92L250 93V95H253V93H251V90H252V89H251L250 91H248V90L246 89V88H247L246 85H248L249 83L246 84V85H245ZM255 84H256V86H257V81L255 82ZM8 85H9V84H8ZM8 85H7V84L5 85V86H7V87L3 86V88H4L3 91L9 88ZM10 85H9V86H10ZM16 85H18V84L16 83ZM16 85H14V86H16ZM94 85H95V86H94ZM130 85H131V84L129 83V86H130ZM146 85H147V84H146ZM162 85H163V86H162ZM185 85H186V84H185ZM198 85H200L201 87L198 86ZM210 85H211V84H210ZM219 85H220V84H219ZM230 85H231V83H230ZM232 85H231V86H232ZM240 85H242V84H240ZM252 85H253V86H252ZM258 85H259V84H258ZM14 86H12V87H14ZM25 86H26V85H25ZM36 86H34V87H36ZM81 86H83V84H82ZM93 86H94V87H93ZM104 86H105V84H104ZM106 86H107V85H106ZM112 86H115V84L112 85ZM155 86H156V88H153V87H152V89H154V91L157 89V85H155ZM173 86H174V85H173ZM250 86L248 85V87H250ZM256 86H255V87H256ZM260 86H263V85H260ZM19 87H20V86H19ZM22 87L25 88L24 86L21 85V88H22ZM26 87H29V86L27 85ZM71 87H72V86H71ZM77 87H79L80 90H78ZM97 87H98V86H97ZM99 87H100V85H99ZM99 87H98V89H100ZM124 87H125V86H124ZM130 87H131V86H130ZM135 87H137V86H135ZM181 87H182V86H181ZM213 87H214V85H213ZM216 87H220V86L217 85ZM221 87H222V86H221ZM227 87H228V86H227ZM232 87H233V86H232ZM237 87H238V86H237ZM244 87H245V88H244ZM0 88H1V87H0ZM5 88H6V89H5ZM10 88H11V86H10ZM49 88H50V87H49ZM84 88H85V87H84ZM94 88H95V89H94ZM105 88H106V87H105ZM110 88H111V87H110ZM113 88H114V87H113ZM113 88H112V89H113ZM128 88H129V87H128ZM128 88H127V89H128ZM140 88H138V91H139V92H140V90H139ZM146 88H147V86H146ZM172 88H173L174 90H173ZM179 88H180V87H179ZM184 88H185V87H184ZM210 88H212V86H211ZM230 88H231V87H229L228 90H231ZM17 89H18V88H17ZM33 89H34V88H33ZM45 89H44V91H45ZM89 89H86V90L89 92V91H90ZM93 89H94V90H93ZM115 89L118 90V88H115ZM115 89H114V90H115ZM121 89H122V88H121ZM121 89H120V90H121ZM159 89H160V88H159ZM159 89L156 90V92L159 91ZM182 89H183V88H182ZM203 89H204V88H203ZM213 89L215 90V88H213ZM216 89H217L216 92H218V94L215 93V95H216L217 97H218V96L220 97V93H219V91H218L219 88H216ZM220 89L223 90L222 92L225 91V90L222 89V88H220ZM233 89H234V88H233ZM233 89H232V90H233ZM235 89H236V88H235ZM248 89H250V88H248ZM8 90H9L10 92H9V91H8V92L5 91V93H4V92L2 91V88H1V89H0V93H1V92H2V93L0 94V96H2V97L5 96V97H3V98L8 97L7 94L9 95V94L12 92V89H8ZM14 90H15V89H14ZM19 90H20V88H19ZM76 90H77L78 92L80 91V92H79L80 94L75 95L76 92H77ZM82 90L84 91L83 88H82ZM101 90H103V87H102ZM101 90H98V92L101 93V92H102ZM117 90H115L114 92H118V93H119L120 90H119V91H117ZM134 90H136V89L134 88ZM134 90H133V91H134ZM144 90H146V89H144ZM165 90H164V91H165ZM179 90H180V89H179ZM195 90H197L199 93H197V91H195ZM221 90H220V91H221ZM228 90H227V91H228ZM240 90H239V91H240ZM246 90H247V91H246ZM253 90H254V89H253ZM44 91H43V92H44ZM70 91H71V92H70ZM96 91H97V90H96ZM104 91H105V90H104ZM104 91H103V92H104ZM122 91H123V90H122ZM129 91H131V90H129ZM136 91H137V90H136ZM149 91H150V90H149ZM160 91H161V90H160ZM177 91H178V90H177ZM187 91H188V90H187ZM187 91H186V92H187ZM235 91L238 92L237 89H236ZM45 92H46V91H45ZM52 92H53V90H52ZM69 92H70L71 94H72V92H75V94H72V96H69ZM84 92H86V91H84ZM84 92H83V93H84ZM98 92H97V93H98ZM112 92H113V91H112ZM114 92H113V96H114ZM120 92H121V91H120ZM131 92H132V91H131ZM161 92H162V91H161ZM166 92H167V91H166ZM182 92H183V91L181 90V93H182ZM184 92H185V91H184ZM184 92H183V93H184ZM193 92H194V93H193ZM212 92H213V91H212ZM225 92H226V91H225ZM225 92H224V93H225ZM230 92H231V94H229V95H232V91H230ZM245 92H244V93H245ZM13 93H15V91H14ZM13 93H12L11 95H13ZM29 93H30V92H29ZM50 93H51V92H50ZM54 93L56 94V90H55V92L52 93V96H51V97L53 98V100H56L57 97H55L56 95H54ZM60 93H61V92H60ZM106 93L109 94V92H107V91H106ZM118 93H117V95H118ZM128 93H129V92H128ZM137 93H138V92H137ZM137 93H136V94H137ZM149 93H150V92H149ZM152 93H153V92H152ZM162 93H163V92H162ZM162 93H161V94H162ZM167 93H168V92H167ZM171 93H172V92H171ZM190 93H191V95L189 96ZM195 93H197V94H195ZM200 93H201V94H200ZM202 93H203V94H202ZM206 93H207V94H206ZM213 93H214V92H213ZM227 93H229V92H227ZM233 93H234V92H233ZM244 93H243V94H244ZM254 93H255V92H254ZM256 93H257V92H256ZM260 93H261V91H260ZM2 94H3V95H2ZM21 94H22V93H21ZM35 94H36V92L34 93V96H37V98L34 97L35 99H34V98H33V99H34L35 101H37L36 103H39V102H40V103H41V102L43 103V102H45V100L48 99V97L50 96V95H49V96L43 95V94H42V91H41V93H40V91H39V94H40V95H41V94L43 95V97H42V95H41L40 98H42V99L44 98L45 100H44V99H43V100L41 99V101L38 102V100L40 99V98H38V97H39V94H38V92H37L36 95H35ZM71 94H70V95H71ZM87 94H88V93H87ZM108 94H107V97L110 98V96H108ZM121 94H122V93H121ZM121 94H120V95H121ZM131 94H132V93H131ZM131 94H130V95H131ZM150 94H151V93H150ZM155 94H156V93H155ZM164 94L166 95V93H164ZM192 94H193L194 96H193ZM210 94H211V95H210ZM222 94H223V93H222ZM239 94H241L239 99L242 100V101H246L245 103H247V99H248V98H245L246 96L244 97V95H243L244 98H242V97H241V96H242V92H241V93L239 92ZM239 94L236 93V95H237V99H236L237 103H238V102L241 103L240 101H238V96H239ZM15 95H16V93H15ZM57 95H58V94H57ZM63 95L61 96L62 98H64ZM95 95H96L97 97H95ZM109 95H110V94H109ZM132 95H133V94H132ZM134 95H135V94H134ZM143 95H145V94H143ZM143 95H141V96L143 97ZM147 95H149V94H147ZM151 95H152V94H151ZM153 95H154V94H153ZM159 95H160V92H159ZM169 95H170V93H169ZM172 95H173V94H172ZM174 95H175V94H174ZM176 95H177V94H176ZM179 95L182 96V94H179ZM179 95H177V96L179 97ZM203 95H204V96H203ZM205 95H208V96L206 97ZM209 95H210V96H209ZM245 95H246V94H245ZM250 95H249V96H250ZM263 95H264V93H263ZM263 95L261 94V96H263ZM17 96H18V95H17ZM19 96H22V95L19 94ZM44 96H46V97H44ZM99 96H100V95H99ZM115 96H116V95H115ZM121 96H122V95H121ZM136 96H137V95H136ZM154 96L158 97L157 95H154ZM167 96H168V95H167ZM211 96H212V97H211ZM226 96H227V94H226ZM54 97H55V99H54ZM61 97H60V101H61L60 104H61V105H64V102H65V101H64V99L61 100ZM77 97H76V98H77ZM105 97H106V96H105ZM126 97H127V99H128V100H127V99H126V100H127L128 102H130V100H129L130 98H128V96H126ZM131 97H133V96H131ZM160 97H161V96H159V98H156V100L159 99V100L161 101L162 98H164L163 95H162L161 98H160ZM168 97H169V96H168ZM171 97H172V96H171ZM173 97H174V96H173ZM175 97H176V96H175ZM203 97H204V98H203ZM205 97H206V98H205ZM219 97H218V98H219ZM224 97H225V95H224ZM231 97H232V96H231ZM233 97H234V98H233ZM233 97H232L233 99L236 98L234 95H233ZM12 98H13V97H12ZM20 98H21V97H20ZM49 98H50V97H49ZM65 98H66V97H65ZM68 98H67V99H68ZM76 98H71V99L69 98L70 100L68 99L69 101L66 102V104L69 103V105L67 104V108H68L69 110H68L67 108L64 109V110H65L66 113H68L69 115H72V114L69 113V112H71L70 108H72V107H70V104H71V103H72V104H75V103H76L75 101H77V99H78V98H77V99H76ZM86 98H87V96H86ZM100 98H101V97H100ZM119 98H120V97H119ZM133 98H135V97H133ZM210 98H209V100H210ZM220 98H222V95H221ZM226 98L229 99L230 97L228 96V97H226ZM232 98H231V99H232ZM241 98H242V99H241ZM253 98H254V97H253ZM261 98H263V97H261ZM1 99H2V98H1ZM1 99H0V100H1ZM58 99H59V97H58ZM74 99H76V100H74ZM104 99H105V98H104ZM110 99H111V98H110ZM112 99H113V98H112ZM122 99H123V98H122ZM124 99H125V98H124ZM138 99H139V98H138ZM152 99H153V98H152ZM172 99H174V98H172ZM199 99H200V100H199ZM216 99H217V98H216ZM222 99H223V98H222ZM227 99H225V100H227ZM243 99H245V100H243ZM249 99H250V97H249ZM249 99H248V101H249ZM17 100H18V99H16V101H17ZM48 100H49V103H50V99H48ZM65 100H66V99H65ZM72 100H74V103L72 102ZM84 100H86V99H84ZM91 100H92V99H91ZM91 100H89V101H91ZM96 100H95V101H96ZM100 100H101V99H100ZM102 100H103V99H102ZM131 100H132V99H131ZM170 100H171V99H170ZM205 100H206V101H205ZM213 100H214V99H213ZM225 100H224V101H225ZM251 100H252V98L250 99V101H251ZM16 101H15V99H14V102H13V99H11V100H10L11 105H12L13 103L16 105ZM18 101H19V100H18ZM46 101H47V100H46ZM51 101H52V100H51ZM62 101H64V102H62ZM78 101L80 102L81 100H78ZM93 101H94V100H93ZM98 101H99V100H97V102H98ZM109 101H110V100H109ZM114 101H117V99H115ZM118 101H119V99H118ZM118 101H117V102H118ZM127 101H126V102H127ZM177 101H178V100H177ZM216 101H218V100H216ZM229 101L231 102L230 99H229ZM8 102H9V101H8ZM53 102H54V101H53ZM83 102H84V101H83ZM85 102H86V101H85ZM104 102H106V101H104ZM110 102H111V101H110ZM110 102H108V103H110ZM119 102H120V101H119ZM133 102H134V101H133ZM137 102H138V101H137ZM148 102H149V101H148ZM153 102H154V99H153ZM172 102H174V100H173ZM179 102H180V101H179ZM26 103H27V102H26ZM31 103H32V102H31ZM47 103H48V101L45 102L46 105H47ZM49 103H48V105H47L46 107H45L44 105H42V106H43V109H44L43 111H45V112L48 111V108L50 107V106H49ZM89 103H90V102H89ZM91 103H92V102H91ZM98 103H99V102H98ZM115 103H116V102H115ZM120 103H121V102H120ZM122 103H123V102H122ZM124 103H125V102H124ZM134 103H135V102H134ZM138 103H141V100H140V102H138ZM154 103H155V102H154ZM156 103H157V101H156ZM160 103H162V102H160ZM181 103H180V104H181ZM208 103H209V102H208ZM211 103H212V102H211ZM211 103H210V104H211ZM220 103H222V102L220 101L219 104H220ZM231 103H233V102H231ZM231 103H228V104L231 105L230 108H233V106H232ZM243 103H244V102H243ZM245 103H244V104H245ZM249 103H250V102H248V105H249ZM251 103H252V102H251ZM2 104H3V103H2ZM14 104H13V106H14ZM43 104H44V103H43ZM51 104H54V105H55L56 103L54 102V103H51ZM66 104H65V105H66ZM72 104H71V106H72ZM79 104H80V103H79ZM79 104H78V106H79ZM83 104H84V103H82V105H83ZM106 104H107V103H106ZM110 104H111V103H110ZM118 104H119V103H117V105H118ZM130 104H133V103H130ZM135 104H136V103H135ZM162 104H163V103H162ZM176 104H177V103H175V104H172V103H171V105L168 104V108H167V106H166L165 109H166V110H167V109L169 110V109H171L172 107H173V108H177V107L180 108V107H181V106H178L179 104H177V105H176ZM196 104H197V103H196ZM203 104H204V103H203ZM223 104L225 105V103H223ZM228 104H226V107H227ZM252 104H253V103H252ZM28 105H29V104H28ZM65 105H64V106H65ZM80 105H81V104H80ZM87 105H88V103H87ZM92 105H93V103H92ZM125 105H126V104H125ZM127 105H128V104H127ZM137 105H138V104H137ZM143 105H144V104H142V106H143ZM148 105H149V104H148ZM151 105H152V104H151ZM151 105H150V107H151ZM153 105L155 106V104H153ZM157 105H158V103H157ZM160 105H161V104H160ZM173 105H174L175 107H174ZM193 105H194V104H193ZM193 105H192V103H191V105L189 106V108H191L190 110H188L190 114L192 113L191 110H192V106H193ZM201 105H202V104H201ZM208 105H209V104H208ZM236 105H237V104H236ZM239 105L242 106V103L239 104ZM239 105L237 106L238 109L241 107V106L239 107ZM246 105H247V104H246ZM263 105H264V104H263ZM13 106H12V108H14ZM55 106H56V105H55ZM74 106H75V107H78V106H77V103H76V105H74ZM74 106H73V107H74ZM83 106H84V105H83ZM83 106H82V107H83ZM88 106L90 107V104H89ZM98 106L100 107V106H103V105L100 104V105H98ZM109 106H111V105H109ZM114 106H115V105H114ZM128 106H129V105H128ZM145 106H147V105H145ZM154 106H153V108H155ZM164 106H165V105H164ZM170 106H172V107H170ZM176 106H177V107H176ZM211 106H213V105H211ZM220 106H221V104H220ZM254 106H255V105H254ZM23 107H24V106H23ZM31 107H32V106H31ZM40 107H41V106H40ZM51 107H52V105H51ZM56 107H57V106H56ZM58 107H59V109H56V113H57V110L59 111V110H61L62 108H64L63 106H58ZM75 107H74V108H75ZM134 107H135V106L133 105L132 108H134ZM139 107H141V105H140ZM139 107L137 106L136 108H134L135 110H133V109H132V110H129V111H131V112L134 111V112H132L133 115H132L131 117H129L130 115L128 114V115H129L128 117L130 118V121H131V118H132V117H133V121H135V120H134V117L138 114V113H136V112H137V111H139V112L142 111L141 108L138 109ZM156 107H157V108H158V107L160 108V106H156ZM193 107H194V106H193ZM228 107H229V106H228ZM228 107H227V108H228ZM247 107H248V106H247ZM247 107L245 108V107L242 106V108H245L246 112L248 111V108H247ZM249 107H250V105H249ZM251 107H252V106H251ZM256 107H257V106H255L254 109H256ZM260 107H263V106H260ZM260 107H259V108H260ZM9 108H10V107H9ZM45 108H46V110H45ZM79 108H81V107H79ZM94 108H95V107H94ZM130 108H131V106H130ZM142 108H143V107H142ZM147 108H148V107H147ZM147 108L145 109V107H144L143 110H144L145 112H147V111H148ZM161 108H162V107H161ZM161 108H160V109H161ZM163 108H164V107H163ZM173 108H172V109H173ZM189 108H188V109H189ZM209 108H210V107H209ZM211 108H212V107H211ZM235 108H236V107H235ZM252 108H253V107H252ZM257 108H258V107H257ZM19 109H20V108H19ZM39 109H40V108H39ZM72 109H73V108H72ZM82 109H83V108H82ZM137 109H138V110H137ZM150 109H151V108H150ZM150 109H149V110H150ZM155 109H156V108H155ZM199 109H200V108H199ZM202 109H203V108H202ZM225 109H226V108H225ZM233 109H234V108H233ZM238 109H237L236 111H239ZM262 109H263V108H262ZM20 110H21V109H20ZM20 110H19V111H20ZM87 110H88V109L86 108V105H85V111H87ZM101 110H102V109H101ZM113 110H114V109H113ZM146 110H147V111H146ZM166 110H165V112L168 111V110H167V111H166ZM178 110H179V109H178ZM180 110H181V109H180ZM194 110H195V109H194ZM227 110H228V109H227ZM243 110H244V109H242V111H243ZM23 111H24V109H23ZM32 111H33V110H32ZM49 111H50V110H49ZM52 111H53V110H52ZM54 111H55V109H54ZM67 111H69V112H67ZM89 111H90V109H89ZM102 111H104V109H103ZM111 111H112V110H111ZM144 111H142V112H144ZM150 111H151V110H150ZM150 111H149V112H150ZM152 111H153V110H152ZM162 111H163V110H162ZM162 111H161V112H162ZM170 111H171V110H170ZM181 111H183V108H182ZM184 111H185V110H184ZM184 111H183V112H184ZM190 111H191V112H190ZM199 111H200V110H199ZM204 111H205V109H204ZM210 111H211V110H210ZM240 111H241V108H240ZM263 111H264V110H263ZM13 112H14V111H13ZM28 112H30V111L28 110ZM33 112H35V111H33ZM33 112H32V113H33ZM59 112H60V113H64L63 109H62V111H59ZM73 112H74V111H73ZM104 112H105V111H104ZM107 112H108V111H107ZM168 112H169V111H168ZM177 112L180 113V111H177ZM195 112H196V111H195ZM195 112L193 113V116H194ZM208 112H209V110H208ZM221 112H222V111H221ZM224 112H225V111H224ZM231 112H232V111H231ZM246 112H245V113H246ZM4 113H5V112H4ZM32 113H31V114H32ZM40 113H41V112H40ZM40 113H39V115H40V116L42 115L40 118L44 117L45 119H46L48 116L51 115V114H49V115L44 114V115H43V113H41V114H40ZM50 113H51V112H50ZM56 113H55L54 116L57 117ZM71 113H72V112H71ZM75 113H77V112H75ZM75 113H74V114H75ZM84 113H85V112H84ZM88 113H90V112H88ZM88 113L86 112V114H84V115H85V116H88V115H87ZM102 113H103V112H102ZM102 113H101V115L104 114V113H103V114H102ZM135 113H136V115H135ZM140 113H141V112H140ZM151 113H152V112H151ZM158 113H159V112H158ZM158 113H157V115L160 114V113H159V114H158ZM196 113H197V112H196ZM210 113H211V112H209V115H213V114H215L214 112H213L212 114H210ZM227 113H228V111H227ZM227 113H224V114H227ZM234 113H236V112H234ZM256 113H257V111H256ZM31 114H30V115H31ZM53 114H54V113H52V115H53ZM64 114H65V113H64ZM78 114H79V113H78ZM80 114H81V113H80ZM80 114H79V116H80ZM109 114H110V113H109ZM143 114H144V113H143ZM164 114H165V113H163V116H165ZM169 114H171V113L169 112ZM181 114H182V112H181ZM183 114H184V113H183ZM232 114H233V113H232ZM239 114H241V113H239ZM249 114H250V108H249V113H247L248 116L246 115L247 118L250 117ZM252 114H253V113H251V115H252ZM262 114H263V113H262ZM23 115H25V114H23ZM36 115H37V114H36ZM36 115L34 114L35 117H36ZM59 115H60V114H59ZM62 115H63V114H62ZM69 115H66V116L68 117V119H70L69 117H72V116H73V118H71V119H73V122H74V123H75V121H74L75 119L82 118V116H80V117L78 116V117H77V114H75L76 118L74 117V115H72V116H69ZM110 115H111V114H110ZM145 115H146V114H144V116H145ZM161 115H162V114H161ZM184 115H185V114H184ZM196 115H197V114H196ZM222 115H223V114H222ZM241 115H243V113H242ZM260 115H261V113H260ZM12 116H13V115H12ZM32 116H33V115H32ZM54 116H50V117H52V118H51L50 120H48V119L50 118V117H49V118L46 119V120H47V121H52V119L55 118ZM63 116H65V115H63ZM63 116L60 115V117H63ZM66 116H65V118H66ZM103 116H104V117H103ZM103 116H101V119H104V118L108 119V118H109V117H107V113H106V112H105V114H104ZM112 116H113V113H112ZM138 116H139V115H138ZM138 116H136V117H138ZM151 116H155V117H151ZM177 116H178V113H177ZM187 116H188V115L186 114L185 117L182 118V115H181V119L184 120ZM193 116L190 115V118H191V117L193 118ZM214 116H215V115H214ZM214 116H213V117H214ZM223 116H224V115H223ZM225 116H226V115H225ZM230 116H231V115H230ZM233 116H234V115H233ZM253 116H254V115H252V116L250 117V119H249V118H248V119L253 121V119H251ZM257 116H259V114H257ZM24 117H26V116H24ZM24 117H23V118H24ZM93 117H94V116H93ZM113 117L115 118V116H113ZM125 117H127V115H125ZM194 117H195V116H194ZM210 117L212 118V116H210ZM220 117H221V116H220ZM227 117H228V115H227ZM239 117H240V115H239ZM242 117H243V116H241L240 119L237 118L238 120H240V123H241V121H243V123H245L246 126H247V124H248V127H251V126H249V125H252V127H253V124H251L252 122H251V123H247V122H245V119H244L245 116L243 117V119H242ZM246 117H245V118H246ZM263 117H264V116H263ZM29 118H30V117H29ZM44 118H43V119H44ZM63 118H64V117H63ZM74 118H75V119H74ZM110 118H111V117H110ZM114 118H113V119H114ZM145 118H146V117H145ZM145 118H144V120H145ZM148 118H151L150 120H155V118H156V120H157V116L154 114V111H153V114L150 115V117L148 116ZM152 118H153V119H152ZM159 118H160V116H159ZM161 118H162V116H161ZM161 118H160V120H161ZM164 118H165V117H164ZM166 118H167V119H165V120H168L169 115H166ZM211 118H210V119H211ZM214 118H215V117H214ZM232 118H233V117H232ZM258 118H260V116H259ZM6 119H7V118H6ZM71 119H70V120H71ZM86 119H88V118H86ZM89 119H90V117H89ZM89 119H88V120H89ZM101 119H100V120H101ZM115 119H116V118H115ZM115 119H114V120H115ZM136 119H138V118H136ZM178 119H180V118H178ZM181 119H180V121L182 122ZM226 119H227V118H226ZM235 119H236V118H235ZM241 119H242V120H241ZM248 119H247V120H248ZM256 119H257V118H256ZM261 119H262V116H261ZM7 120H9V119H7ZM13 120H14V119H13ZM54 120H55V119H54ZM56 120L58 121L57 118H56ZM60 120H62V119H60ZM121 120H122V119H121ZM124 120H126V121H125V123H126L127 120H129V119H128V118H127V119L124 118V119L122 120L121 127H122V124H125V123H124ZM148 120H149V119H148ZM148 120H147V121H148ZM150 120H149V123L151 122L153 125L157 124L156 120H155L156 123H153L154 121H150ZM165 120H163V122H164ZM170 120H171V115H170ZM185 120H186V119H185ZM208 120H209V118H208ZM218 120L220 121V123H222V121H223L224 119H222V118H221V119H216V121H213V122L216 124ZM262 120H264V119H262ZM22 121H23V120H22ZM39 121H40V120H39ZM39 121H38V122H39ZM47 121H46V123H48ZM62 121H63V120H62ZM71 121H72V120H71ZM84 121L87 122V120H85V119H84ZM119 121H120V120H119ZM130 121H129V123H130ZM147 121H146V123H147ZM175 121H176V123H177V119H176ZM203 121H204V120H203ZM203 121H202V122H203ZM210 121H211V120H209V122H210ZM219 121H218V123H219ZM224 121H225V120H224ZM224 121H223V123L226 124V122H224ZM234 121H235V120H234ZM6 122H7V121H6ZM28 122H30V121H28ZM59 122H60V121H59ZM67 122H68V121H67ZM73 122L71 123V126L73 125L74 129H77V128H75L76 125L73 124ZM102 122H103V121H102ZM106 122H107V121H106ZM106 122H105V123H106ZM110 122H111V120H110ZM114 122H115V121H114ZM166 122H167V121H165V123H166ZM189 122L192 123L191 121H189ZM206 122H207V121H206ZM227 122H228V121H227ZM229 122H230V120H229ZM255 122H256V121H255ZM14 123H15V122H14ZM44 123H45V122H44ZM50 123L53 124V121L50 122ZM63 123L65 124L64 121H63ZM63 123H62V126H64ZM76 123H78V120H77ZM88 123H89V122H88ZM91 123H92V122H91ZM137 123H138V122H137ZM146 123L144 124V127H145V128H147V126L149 125V124H146ZM169 123H170V122H169ZM169 123H168V126L170 125ZM173 123H174V122H173ZM190 123H189V125H190ZM194 123H195V122H193L192 125L189 126V128L187 127L188 130H186V129H185V126H184V130H185V131H183V130L181 129V133H180V134L183 136L184 134H187V131H188V134H189V133L192 134L193 131H192V133H191V131H189V130H191V128L194 127V126H193ZM196 123H197V122H196ZM199 123H200V122H199ZM211 123H212V121H211ZM214 123H213V124H214ZM223 123H222V124H219V126L223 127V125H224ZM230 123H231V122H230ZM230 123H229L228 125H230ZM232 123H233V122H232ZM234 123H235V122H234ZM234 123H233V124H234ZM237 123H239V121H238ZM246 123H247V124H246ZM10 124H11V122H10ZM10 124L7 123V125H5V127H9ZM34 124H35V123H34ZM51 124H49V126H51V129H52V128H53V125H51ZM92 124H93V123H92ZM113 124H114V123H113ZM118 124H119V123H118ZM131 124H132V126L134 125V127L136 126V122H135L134 124H133V122H132ZM138 124H139V123H138ZM215 124H214V125H215ZM44 125H45V124H44ZM67 125H68V123H67ZM78 125H79V124H77V126H78ZM88 125H90V123H89ZM116 125H117V123H116ZM142 125H143V124H142ZM146 125H147V126H146ZM153 125H152V126L150 125L151 128L153 127ZM178 125H180V124H178ZM178 125L176 124L175 127H177ZM181 125H182V123H181ZM241 125H242V126H241ZM241 125H238V126H241V128H239V127H234V129H233V127L231 128V125H230V127L227 126L228 128H225V127H223V128H224L225 130H226V129L228 130L229 128H231V129L235 130L234 132H232V133H235V134H236V131H237V130H238L237 132H239V129H241L240 132H241V134H242V131L245 132V130H246L248 127H243V124H241ZM17 126H19V125H17ZM17 126H14V129H16ZM31 126H32V125H31ZM37 126H38V125H37ZM41 126H42V124H41ZM54 126H55V125H54ZM60 126H61V125H60ZM69 126H70V125H68L67 127H69ZM80 126H81V125H80ZM84 126H86V125H84ZM103 126H104V124H103ZM105 126H106V124H105ZM117 126H118V125H117ZM140 126H141V125H140ZM140 126H138V127L140 128ZM150 126H149V127H150ZM160 126H161V125H160ZM160 126H159V128H160ZM166 126H167V125H165V128H166ZM182 126H183V125H182ZM202 126H203V125H202ZM208 126H209V125H207L206 128H208ZM210 126H211V125H210ZM210 126H209V127H210ZM219 126H218V127H219ZM225 126H226V125H225ZM257 126H258V125H257ZM257 126H256V127H257ZM5 127H4V128H5ZM11 127H12V125H11ZM15 127H16V128H15ZM22 127H23V126H22ZM65 127H66V126H65ZM86 127H87V126H86ZM108 127H109V125H107V128H106V129H108ZM111 127H112V126H111ZM134 127H133V129H134ZM144 127H142V128H144ZM169 127H170V126H169ZM180 127H181V126H180ZM195 127H196V125H195ZM197 127H199V124H198ZM200 127H201V125H200ZM200 127H199V129H200ZM211 127H212V126H211ZM256 127H254V129H255ZM18 128H20V127H18ZM26 128H27V127H26ZM26 128H25V129H26ZM44 128H45V130H46V128H48V127L45 125ZM44 128H43V129H44ZM49 128H50V127H49ZM49 128H48V129H49ZM59 128H60V127H59ZM70 128L73 130L72 127H70ZM70 128H69V130H70ZM97 128H99V127L97 126V127L95 128V129L97 130V132H98V129H97ZM112 128H113V127H112ZM114 128L116 129V130L114 129V131H116V132H117V129L120 130V128H116V127H114ZM122 128H123V127H122ZM122 128H121V129H122ZM124 128H125V125H124ZM126 128H128V125L126 126ZM139 128H138V130H139ZM156 128H158V127L156 126ZM161 128L163 129V126H161ZM161 128H160V129H161ZM206 128L204 129V127H202L201 129L206 130ZM235 128H237V129H235ZM238 128H239V129H238ZM262 128H263V127H262ZM262 128H261V129H262ZM9 129H11V128H8V130H7V131H9V132H8V136H9V138H10V136H11L10 133H11L14 129H13L12 131H10ZM28 129H29L28 131H30V133H32V130H34L35 127H34V129H33V128L31 129L30 127H29ZM30 129H31V130H30ZM128 129H129V132H130L131 127L128 128ZM128 129H127V131H128ZM160 129H158V130L156 129L155 132L160 131ZM177 129H179V128H176V130H177ZM208 129H209V128H208ZM208 129H207V131H208ZM220 129H221V128H220ZM220 129H218V130H220ZM231 129H230V131H231ZM243 129H245V130H243ZM249 129L251 130V131H250L251 134H253V133H255V132L257 131V128L255 129V130H256L255 132H254V130H253V132H252V129H251V128H249ZM249 129H247V130L249 131ZM1 130H2V129H1ZM18 130H19V129H17V132H18ZM20 130H21V129H20ZM26 130H27V129H26ZM35 130H36V129H35ZM35 130H34L33 132L36 133L37 131H35ZM37 130H39V129H37ZM45 130H44V131H45ZM53 130H54V129H53ZM61 130H62V129H61ZM64 130H67V129H64ZM64 130H63V131H64ZM72 130H71V131H72ZM77 130H78V129H77ZM91 130H92V128H91ZM140 130H141V129H140ZM140 130H139V131H140ZM196 130H197V128H196ZM210 130H211V129H210ZM210 130H209V131H210ZM222 130H223V129H222ZM225 130H224V131H225ZM233 130H232V131H233ZM28 131H26L28 134L25 132V133H26V135H25V133L23 132V133H24V134H22L23 136H22V135L19 136V137H21L20 140H19V137H18V136L14 137V135H13V140L16 141V142L18 143V144H16L17 146H15L16 151L18 150L19 152H21L24 148H26L25 145H26L27 143H26L25 145H23V142H24V140L26 139V138L24 139V136L27 137V135H30ZM46 131H47V130H46ZM59 131H60V130H59ZM71 131H70V132H71ZM111 131H113V130H111ZM111 131H110V127H109V130L107 131L108 134H110ZM121 131H122V130H121ZM123 131H126V129L123 130ZM127 131H126V133H127V136H128L129 133H128ZM134 131H137V128H135ZM139 131H138V132H139ZM144 131H145V130H143V132H144ZM152 131H153V130H152ZM164 131H165V130H164ZM207 131H206V132H207ZM209 131H208V134H209ZM214 131H215V129H212V135H214V133H213ZM220 131H221V130H220ZM224 131H223V133H224ZM259 131H260V130H259ZM15 132H16V130H15ZM15 132H14V133H15ZM17 132H16V133H17ZM20 132H21V131H20ZM20 132H19V133H20ZM60 132H61V131H60ZM78 132H80V131H77V133H78ZM86 132H87V131H86ZM90 132H92V131H90ZM93 132H94V130H93ZM107 132L105 131V133H107ZM116 132H115V134H114V132H112V134H114V135H113V137H111V138H113L114 141L116 140V136H115V135L118 134V133L116 134ZM153 132H154V131H153ZM172 132H174V130H173ZM176 132L178 133V131H176ZM196 132L199 133V131H196ZM196 132H195V133H196ZM215 132L217 133V131H215ZM227 132H229V130L226 131L225 133L227 134ZM240 132H239V134H240ZM260 132H261V134H262L263 129H262V131H260ZM6 133H7V132H6ZM19 133H18V135H19ZM38 133H39V132H38ZM38 133H36V134H38ZM40 133L42 134V131H41ZM77 133H75V134H77ZM80 133H81V132H80ZM83 133H84V132H83ZM103 133H104V132H103ZM105 133H104V135H105ZM122 133H124V132H122ZM126 133H125V134H126ZM130 133H132V132H130ZM159 133H160V132H159ZM170 133H171V132H170ZM221 133H222V132H220V134H221ZM9 134H10V135H9ZM20 134H21V133H20ZM32 134H33V133H32ZM44 134H45V133H44ZM69 134H70V136H71V133H69ZM69 134H67V138H68ZM75 134H74V132L72 133V135H75ZM91 134H92V133H91ZM108 134H107L105 137H108ZM112 134H110V135H112ZM132 134H133V133H132ZM132 134H131V135H132ZM149 134H152V133H149ZM155 134H157V133H155ZM172 134H173V133H172ZM172 134H171V135H172ZM188 134H187V136L190 135V134H189V135H188ZM218 134H219V133H218ZM226 134H225V136H228V134H227V135H226ZM239 134H238V135H239ZM249 134H250V133H249ZM256 134H258V133H256ZM15 135H17V134H15ZM38 135H39V134H38ZM86 135H87V137H89L88 134H85V136H86ZM89 135H90V134H89ZM94 135H95V134H94ZM129 135H130V134H129ZM131 135H130V137H132ZM135 135L137 136V133H136ZM171 135H170V136H171ZM173 135H174V134H173ZM192 135H194V134H192ZM197 135H199V134H197ZM223 135H224V134H223ZM232 135H233V134H232ZM238 135H236V136H238ZM244 135H245V134H242V135L240 136L241 139H242V136H244ZM254 135H255V134H254ZM35 136H36V135H35ZM44 136H46V135H44ZM95 136L98 137L99 134H97V135H95ZM138 136H139V135H138ZM138 136L136 137V140H134V142L132 141V143L137 142V143H135V144H138V141H137ZM144 136H145V135H144ZM148 136H149V135H148ZM153 136H154V135H153ZM153 136H152V137H153ZM155 136H156V135H155ZM155 136H154V138H155ZM166 136H167V135H166ZM168 136H169V135H168ZM177 136H178V137H177L176 140H178V138H179L180 135L177 134ZM182 136H181V137H182ZM194 136H195V135H194ZM194 136H193V137H194ZM208 136H209V135H208ZM208 136H206V137H208ZM210 136H211V135H210ZM215 136H216V137L213 138V139H212V138L210 139V137H209V139H210L211 141L213 140L214 142L211 143V141H209V142H208V147H209V146L212 147L214 143H215L214 146H215L216 144H218V140L216 141V139H220V138H217V137H218L217 135H215ZM225 136H223V137L228 141L227 137H225ZM245 136H246V135H245ZM245 136H244V138H246ZM247 136H248V135H247ZM259 136H261V135H259ZM263 136H264V134H263ZM11 137H12V136H11ZM17 137H18V141L15 140V138H17ZM33 137H34V136H33ZM33 137L31 138V140L33 139ZM72 137H73V136H71V138H72ZM78 137H79V139H78L77 137H75V138H77L78 140L82 141V140H81V137H80V136H78ZM97 137H96L95 139H97ZM103 137H104V136H103ZM117 137H119V136L117 135ZM150 137H151V135H150ZM150 137H149V140H150ZM152 137H151V138H152ZM157 137H158V136H157ZM174 137H175V136H174ZM189 137H190V136H189ZM191 137H192V136H191ZM200 137H201V136H200ZM206 137H205V138H206ZM212 137H213V136H212ZM223 137H222V138H223ZM233 137H234V136H233ZM251 137H252V138H251ZM251 137H249V138H247V139H248V140H249L250 138L252 139V142H250V144L252 143V144H251V146H252L253 143H254V142H253L254 138H253L252 135H251ZM22 138H23V139H22ZM27 138H29V136H28ZM46 138H47V137H46ZM67 138H64V139H67ZM92 138H93V137H92ZM114 138H115V139H114ZM128 138H129V137H128ZM168 138H169V137H167L166 139L168 140ZM201 138H202V137H201ZM205 138H203V139H204V142H206ZM228 138H229V137H228ZM236 138H237V137H236ZM236 138H235L234 141H236ZM244 138H243V141H242V142H241V141H238V142L240 143V145H241V143H242L243 146L247 145V144L244 143ZM260 138H261V137L258 138V141H259V140H260V141L262 140V139H260ZM21 139H22V141H21ZM35 139H36V138H35ZM42 139H43V138H42ZM58 139H61V138L58 137ZM68 139H69V138H68ZM77 139H74V141H76ZM85 139H86V138H85ZM134 139H135V138H134ZM152 139H153V138H152ZM152 139H151V140H152ZM171 139H172V136H171ZM171 139H169V140L171 141ZM179 139H181V138H179ZM183 139H184V138H183ZM197 139H198V138H197ZM199 139H200V138H199ZM251 139H250V141H251ZM256 139H257V138H256ZM263 139H264V138H263ZM0 140H1V138H0ZM11 140H12V139H11ZM62 140H63V139H62ZM78 140H77V141H78ZM89 140H91V138H90ZM92 140H94V139H92ZM101 140H102V137L100 138V141H101ZM111 140H112V139H111ZM113 140H112V142H114ZM117 140H118V139H117ZM130 140H131V139L129 138V142H130ZM143 140H144V139H143ZM158 140H160V138H159ZM184 140H185V139H184ZM226 140H224V141L227 142ZM237 140H238V138H237ZM248 140H247V141H248ZM2 141H3V139H2ZM19 141H20L21 143H20ZM57 141H58V140H57ZM69 141H71V140H69ZM77 141H76V142H77ZM84 141H85V140H84ZM103 141H105V142H102V141H101V142H102V143H106V140H103ZM194 141H195V140H194ZM197 141H198V140H197ZM200 141H201V140H200ZM230 141H231V140H230ZM31 142H32V141H31ZM33 142H34V141H33ZM43 142H44V141H43ZM45 142H47V141H45ZM45 142H44V143H45ZM48 142H49V141H48ZM82 142H83V141H82ZM93 142H95V143L93 144V145H95V144H96V141H92L91 143H93ZM97 142H98V145L101 144V142H100V143H99V141H97ZM116 142H117V141H116ZM116 142L113 143V144H116ZM153 142H154V141H153ZM175 142H176V141H175ZM177 142L180 143L179 140H178ZM181 142H182V141H181ZM183 142H184V141H183ZM183 142H182V143H183ZM202 142H203V140H202ZM204 142H203V143H204ZM216 142H217V143H216ZM221 142H222V143H221ZM256 142H257V141H256ZM2 143H3V142H2ZM13 143H14V142H11V143H10V144L12 145V147H13ZM28 143H30V141H29ZM58 143L60 144V143H61V140H60ZM63 143H64V142H63ZM63 143H61V144H63ZM66 143H67V142H66ZM69 143H70V142H69ZM71 143H72V142H71ZM160 143H161V142H160ZM160 143H159V144H160ZM178 143H176L177 146H178ZM191 143H192V140H191ZM220 143H221V145H222L223 147L225 146V143H223V141H221V139L219 140V144H220ZM228 143H229V142H228ZM230 143H232V142H230ZM236 143H237V142H236ZM19 144H20V145H19ZM61 144H60L59 146H62ZM77 144H79V141L76 143V146L74 145V143L72 144V145L75 146V152H76V149H80V148H81V147H80L79 145H77ZM85 144H86V143H84V145H85ZM106 144H107V143H106ZM110 144H112V143H109L108 146H109ZM113 144H112V145H113ZM139 144H140V143H139ZM148 144H149V143H148ZM148 144H147V147H146V148H145L144 145L142 144V145H143V149H144V150L142 149V151H143V154H145L146 156H148V152H149L150 154H152V152H151L152 150H150V148H149V147H151V146H149ZM159 144H158V145H159ZM162 144H163V143H162ZM168 144H170V143L168 142ZM176 144H175V145H176ZM194 144H195V143H194ZM196 144H198V143H196ZM200 144H201V143H200ZM200 144H199V146H200ZM250 144H249V145H250ZM255 144H256V143H255ZM261 144H264V143H259V145H261ZM21 145H22V146H21ZM30 145H31V144H30ZM36 145H38V144H36ZM43 145H44V144H43ZM43 145H42V146H43ZM57 145H58V144H57ZM57 145H55V146H57ZM66 145H67V144H66ZM93 145H92V146H93ZM98 145L96 144V146H98ZM117 145H119V142L116 144V146H117ZM150 145H154V146H156L155 143H154V144H150ZM171 145H172V144H171ZM173 145H174V144H173ZM181 145L183 146V144H181ZM202 145H203V144H202ZM231 145H232V144H231ZM233 145H234V143H233ZM238 145H239V144H235V145H234V146L236 147V149H237V146H238ZM240 145L238 146V148L243 147L242 145H241V147H240ZM256 145H257V144H256ZM259 145H257L256 147H258ZM19 146H21V147H23V148H21V149L19 150V149H18ZM27 146H29V145H27ZM34 146H35V144H34ZM34 146H33V147H34ZM49 146H50V145H49ZM49 146L47 145V148H48ZM59 146H57V147H59ZM67 146H69V144H68ZM67 146H66V148H67ZM77 146H79L80 148H77ZM103 146H104V150L106 151V148H105L106 145L104 144ZM103 146H101V147H103ZM110 146H111V145H110ZM125 146H127V144H126ZM129 146H130V145H129ZM148 146H149V147H148ZM154 146H153V147H154ZM166 146H167V145H166ZM166 146H165V147H166ZM168 146H169V145H168ZM177 146H174V147L177 149ZM182 146H181V147H182ZM191 146H192V145H191ZM227 146H229V144H228ZM227 146L225 147L226 149L224 148V149H225V153H226V155H229V154H230L231 156H233V154L236 155V153H237L239 150H240V152H242V151L246 148V147H245L244 149H242V151H241V149H237L235 152H233V150H234V147H233V149H231V151L227 152V150H228V149H227ZM17 147H18V148H17ZM70 147L72 148V146H70ZM101 147H100V148H101ZM106 147H107V146H106ZM111 147H114V148H109V149H112V153H113V152H116V151L120 152V148H118V147H120V146H118V147L116 148L115 145H113V146H111ZM131 147H132V146H131ZM156 147H157V146H156ZM160 147H161V146H160ZM170 147H171V146H170ZM174 147H171V149H172L171 152H173V150L175 149ZM181 147H180V148H181ZM184 147H185V146H184ZM203 147L206 148V146H204V145H203ZM203 147L201 146V148H203ZM253 147H254V145H253ZM256 147H254V149H255ZM262 147L264 148V146H262ZM6 148H8V147L6 146ZM39 148H41V147H39ZM39 148H38V149H39ZM45 148H46V147H45ZM54 148H55V147H54ZM60 148H61V147H60ZM60 148H59L58 150H60ZM63 148H65V146L61 148V151H62ZM66 148H65V149H66ZM68 148H69V147H68ZM68 148H67V149H68ZM71 148H70V149H71ZM84 148H85V146H84ZM84 148L82 147V151H83ZM96 148H97V147H96ZM128 148H129V147H127L126 149H128ZM158 148H159V147H158ZM161 148H162V147H161ZM163 148H164V147H163ZM197 148L199 149V147H197ZM201 148H200V149H201ZM214 148L216 149L217 147L215 146ZM229 148H230V147H229ZM231 148H232V147H231ZM249 148H250V147H249ZM258 148H259V147H258ZM260 148H261V147H260ZM260 148H259V150H260ZM263 148H262V149H263ZM12 149H13V148H12ZM12 149L10 148V150H12ZM65 149H63V151L60 152V153H63ZM67 149H66V150H67ZM101 149H102V148H101ZM109 149H108V147H107V150H109ZM113 149H114V151H113ZM117 149H118V150H117ZM126 149H125V150H126ZM133 149H134V148H133ZM136 149H138V148H136ZM147 149H148V151H147ZM154 149H155V148H154ZM168 149H170V148H169V147H168V148L166 147V150H168ZM171 149H170V150H171ZM176 149H175V150H176ZM182 149H183V148L178 149V151L182 153V151H180V150H182ZM187 149H188V148H187ZM191 149H192V148H191ZM198 149H197V150H198ZM217 149H219V148H217ZM217 149H216V150H217ZM250 149H251V148H250ZM256 149H257V148H256ZM6 150H7V149H6ZM13 150H14V149H13ZM13 150H12V151H13ZM33 150H34V149H33ZM72 150H73V148L71 149V151H72ZM104 150H103V151H104ZM145 150H146L147 154L145 153ZM164 150H165V149H164ZM185 150H186V149H185ZM185 150H184V151H185ZM188 150H189V149H188ZM188 150H186V151H188ZM192 150H195V149H192ZM192 150H191V151H192ZM202 150H204V149H202ZM211 150H212V148H211ZM219 150H220V153H222L221 151H223V149H219ZM229 150H230V149H229ZM247 150H248V149H247ZM7 151H9V150H7ZM18 151H17V154H19ZM29 151H30V150H29ZM68 151H69V149H68ZM71 151H70V152H71ZM86 151H87V150H86ZM109 151H110V150H109ZM127 151H128V150H127ZM153 151H155V150H153ZM184 151H183V152H184ZM199 151H200V150H199ZM207 151H208V150H207ZM207 151H205V152H207ZM213 151H214V150H213ZM244 151H245V150H244ZM255 151H256V150H255ZM9 152H10V151H9ZM13 152H14V151H13ZM30 152H31V151H30ZM33 152H34V151H33ZM65 152H66V153H65L64 157H65L66 154L68 153L67 151H65ZM75 152H74V154H73L74 156H75ZM83 152H85V151H83ZM83 152H82V153H83ZM91 152H95V155H96V153H97L96 151H91ZM125 152H126V151H125ZM134 152H135V151H134ZM158 152H159V151H158ZM164 152H165V151H163V153H164ZM166 152H167V151H166ZM179 152H178V154L180 155L181 153H179ZM195 152H196V151H195ZM215 152H216V151H215ZM240 152H238V153L240 154ZM256 152H259V151L257 150ZM260 152H262V150H261ZM2 153H3V152H1V154H0L1 156H2ZM23 153H26V152H23ZM27 153H28V151H27ZM72 153H73V151H72ZM72 153H71V154H72ZM76 153H77V152H76ZM79 153H80V152H79ZM88 153H89V152H88ZM88 153H86L85 155H87ZM103 153H104V152H103ZM110 153H111V152H110ZM127 153H128V152H127ZM153 153H154V152H153ZM169 153H170V151H169L168 153H166V154L164 153V154H165V155L168 154L167 156L170 157ZM197 153H198V152H197ZM197 153H196V154H197ZM217 153H218V152H217ZM3 154H5V153H3ZM13 154H14V153H13ZM63 154H64V153H63ZM68 154L71 155L70 153H68ZM68 154H67V156H66L67 158H63V156H61L62 159H65V160L68 159V157H69ZM105 154H106V155H107V154L110 155L109 153H105ZM113 154H114V153H113ZM115 154H116V153H115ZM118 154H119V153H118ZM120 154L122 155L123 153L120 152ZM155 154H156V157H155L154 154H152V156L155 157V158L153 157V159H151L152 156H148V159L150 158V160H151V163H150L151 165H150L149 162H148V167H149V166H153L154 163L157 164L156 166L152 167V170H154L155 173H152V172H151V174H149L150 171H151V170L149 169V172H147L148 170L146 171L148 174L145 172V175H146V174H147V175H146V176L144 175V176H145V177H148V176H149V180H150V177H151V180H152V179H155V180H156V179H164V178H166V177H170V176H168V174H167V176H166V174H165V175L160 174L161 166H162L163 169H164V170H162V171H165L166 169H165V167L163 166V164H164V162L162 163L163 160L161 161V159H160V158H161V155H159V156H160V157H159V156L157 155V153H155ZM158 154H159V153H158ZM171 154H172V153H171ZM176 154H177V151H176ZM178 154H177L176 156H174V157H177ZM183 154H184V153H183ZM205 154H206V153H205ZM222 154H224V153H222ZM255 154H256V153H255ZM259 154H260V153H259ZM261 154H262V153H261ZM261 154H260V155H261ZM263 154H264V152H263ZM20 155H21V154H20ZM61 155H62V154H61ZM77 155H78V153H77ZM106 155H105V156H106ZM145 155H144V156H145ZM173 155H174V153H173L172 156H171L172 159H173ZM181 155H182V154H181ZM224 155H225V154H224ZM240 155H242V154H240ZM256 155H257V154H256ZM256 155H255V156H256ZM14 156H15V155H14ZM88 156H90V154H89ZM92 156H93V154H92ZM92 156H90V157H92ZM102 156H103V155H102ZM132 156H133V155H132ZM134 156H135V155H134ZM167 156H164V157L166 158ZM185 156H186V155H185ZM185 156H184V157H185ZM187 156H188V155H187ZM198 156H199V154H198ZM206 156H207V154H206ZM238 156H239V155L237 154V156H236V161H233V160L235 159V156H233L234 158L232 159V163H233V162H234V163H233L231 166H230V164H229L230 168L228 169L227 174L224 172V173L227 175V178H225V177H223V178H222V177H218V178H217V177L214 175V176L217 178V180H216L217 182H214V181H215L214 179H213L214 181H211V179H209V181H208V179H207L206 183H205V181H203V184H205V187L207 186V188H206L207 190H208V187H209V188H211V190H213L214 193H216V192L219 193V192H220V193H219V196H218V194H217V195L215 194L214 196H212V195L209 196L210 194L207 195L206 193H205V195L202 193V194H203V195H202V194L199 193L198 190H197V191H198L199 195L196 194L197 191L195 192V189H194V188H195V187H197V188L200 187V188H201V189L199 188V189L201 190L200 192H202V187L196 185V183L194 184L192 180H190L191 182H189V180H188V178H187V175H186V174H188L187 171L189 170V167L182 166V164H181L182 167H181L179 170L176 168V171L173 172V173H178V171H179V172H182V175H180V176H182V177H179V178H178V180L180 179V182H181V183L179 184V181L176 180V181H177V184H179V185H176V186H175V187H178V188H179L180 192H179V194H176V196H174V197H175V200H174V199H173V200H174V202L177 203L178 205H180V204H182V203H187V206H186L185 204H184V205H185L186 208H188V210H190V214H189V215H185V218H184V220H183V222H182V227H179L176 231L171 230V231L169 232V233H175V234H177V237H176V238H175V236H174L173 238H169V239L171 240V242H173V243H177V246H174V245H172V244H168L167 246H164V248H161V249H157V248H156V249H157L156 251H155V249H154V251H155L154 253H150L151 251H150V252H149L148 250L146 251V249L143 250V251H140V252H139V251H136V250H133V249H126V247H125V248L123 247V246L125 245V243L122 244V245H123L122 247H119V245H118V247H115L113 244H115V243L118 244V243H119V242H115V238L117 237L116 235H117L118 232H119L118 229L116 230L118 224H117V225L115 224V225H116V228H115V226H113L114 229H115V235H114V233H113V231H112L113 229H110V227H109V228H106V230H111V231H112V233H111V231H109V233H108V231H107V233H105V234H107V235L109 234L108 236L104 234L105 236L103 237V236H101V235H99V234L97 233V232L100 233V230H101V228H102L101 225L104 226L103 229L105 230V227H106V226L108 227L107 224H109V226H110V223H111V222H114V221H112V220L110 221V218H111L112 214L108 215V214H109V213H108V210H107V213H105V212L103 211V208H102V213H101V212H100V213L102 214V216H104L103 213H105V215L107 214V215H108V216H107L108 218L105 216V217H102V219H101V218H100V217H101V214H100V213H99L100 215H99V214H96L95 216H98V215L100 216V217H99V216L96 217L97 219H98V218L101 219V220H100V219L97 220L98 223H99V221L101 222V223H99L100 226L97 224V226H93V225H92V228L90 227L91 229H93V231H95V229H94L93 227L98 228V231H97L96 233H97L99 236H101L102 238H104V240H101V239H102L101 237L98 238V239H100V240H98V241H100V242H99V244L97 243V245H100V248L97 249L96 254H95V251H94V253H92V254L94 255L93 259H94L95 261H96V259L99 260L102 264H264V236H263V235H260L262 232L259 233V232L262 230L261 227H260L261 230H260V228L258 227V223L261 221V219L259 218V220H257V217H260V215H262V213H263L262 216H264V184H263L264 174H263V177H261L260 175H258V177L260 176L261 179H258V180L256 179V181L254 180V182H253V180H251V178L253 179L254 177H252V175H251V176L249 175V176L251 177V178L249 179L250 182H248V181L245 182L244 179H243V182H242V180H240V177L242 176V178H243V176H244V175H243V171H245V170H243V169H244V167L247 166L248 164L245 165V164H246V163H245V164L243 165V166H244L243 169H242V167H241L242 164H241V166H240L241 168L237 167V166H236V162H237ZM245 156H247V155L244 154V156L241 157V158H243L244 160H243V159L241 160V159L239 158V159L241 160V162H242V161L245 162V159H246ZM249 156H251V154H250ZM249 156H247V160L249 159ZM20 157H21V156H20ZM20 157H19V158H20ZM28 157H29V156H28ZM71 157H72V156H71ZM71 157H70V158H71ZM75 157H76V156H75ZM75 157H74L73 160L75 161V163L78 162V164H79V162H81V160L78 158V156H77L76 158H75ZM95 157H96V156H95ZM125 157H126V156H125ZM164 157H163V158H164ZM182 157H183V156H182ZM182 157H181V158H182ZM191 157H192V156H191ZM194 157H195V155H194ZM209 157H210V156H209ZM216 157H217V155H216ZM222 157H224V156H222ZM228 157H229V156H228ZM253 157H254V156H253ZM260 157L263 158V156H260ZM3 158H4V157L0 158V159H1L0 162L2 161ZM26 158H27V157H26ZM43 158H44V157H43ZM46 158H47V157H46ZM82 158H83V156L81 157V159H82ZM86 158H88V157H86ZM96 158H98V155H97ZM145 158L147 159V157H145ZM157 158H158V159H157ZM165 158H164V159H165ZM177 158H178V160H177L176 158H174V159H175V160H174L175 162H173L172 160L169 161L170 158H167V159H165V160H168V163L171 162V163H170L171 165H175L176 162L179 163V160H180V157H179V156H178ZM207 158H208V157H207ZM217 158H219V157H217ZM231 158H232V157H231ZM255 158H256V157H255ZM28 159H29V158H28ZM56 159H57V157H55V161H56ZM77 159H78L79 161H78ZM92 159H93V158H92ZM98 159H99V158H98ZM98 159H97V160H98ZM108 159H109V157H108ZM120 159H121V158H120ZM122 159H123V158H122ZM124 159H125V158H124ZM132 159H133V158H132ZM132 159H131V160H132ZM159 159H160V160H159ZM208 159H209V158H208ZM208 159H207V160H208ZM210 159H211V157H210ZM220 159H221V157H220ZM21 160H22V158H21ZM36 160H37V159H36ZM58 160L61 161V159H58ZM58 160H57V161H58ZM68 160H70V159H68ZM68 160H67V161H68ZM76 160H77V162H76ZM84 160H85V159H84ZM99 160H100V159H99ZM106 160H107V158L105 159V161H106ZM112 160H113V158H112ZM118 160H119V159H118ZM129 160H130V159H129ZM134 160H135V159H134ZM134 160H133V161H134ZM150 160H149V161H150ZM176 160H177V161H176ZM193 160H194V159H193ZM257 160H258V156H257ZM262 160H263V159H262ZM22 161H23V160H22ZM88 161H89V159L86 160V162H88ZM124 161H125V160H124ZM127 161H128V159H127ZM133 161H132V162H133ZM201 161H202V160H201ZM224 161H225V160H224ZM226 161H228V160H226ZM249 161H250V160H249ZM253 161H254V160H253ZM255 161H256V160H255ZM255 161H254V162H255ZM258 161H259V160H258ZM3 162H4V161H3ZM20 162H21V161H20ZM52 162H53V160H52ZM52 162H51V165H52ZM62 162H63V163H62ZM86 162H85V163H86ZM90 162H91V160H90ZM132 162H130V163H132ZM143 162H144V161H143ZM159 162H161L162 165H160ZM181 162H182V160H181ZM215 162H216V160H215ZM241 162H240V163H241ZM246 162H247V161H246ZM263 162H264V160H263ZM16 163H17V162H16ZM18 163H19V160H18ZM22 163H23V162H22ZM38 163H39V162H37V164L35 163V165H36L35 167H38V166H37ZM56 163H57V165H58V166L56 165V166L58 167V169H59V167H61V165H63V166H65V165H67V166H68V165L71 166V165H72V164L69 163V162H68V163L64 162V160H62L60 163H59V162H56ZM58 163H59V164H58ZM61 163H62V164H61ZM82 163H83V162H81L80 165H83V167H87L86 165H84V164H82ZM103 163L105 164V162H104V157H103ZM103 163H102V164H103ZM109 163H110V162H109V160H108V164H109ZM123 163H124V162H123ZM182 163H183V162H182ZM217 163H218V162H217ZM230 163H231V162H230ZM257 163H258V162H257ZM24 164H25V163H24ZM32 164H34V163H32ZM47 164H48V163H47ZM47 164H43V166H44V165H47ZM64 164H65V165H64ZM70 164H71V165H70ZM91 164H92V163H90V167H91ZM94 164H95V163H94ZM104 164L102 165L103 167H104L107 163H106L105 165H104ZM108 164H107V165H108ZM111 164L113 165V163H111ZM114 164H115V163H114ZM158 164H159V165H158ZM179 164H180V163H179ZM179 164H178V165L176 164V165H177L178 167H180ZM193 164H194V162H193ZM20 165H21V164H20ZM96 165H97V164H96ZM107 165H106V166H107ZM124 165H125V164H124ZM126 165H128V164H126ZM164 165H165V164H164ZM176 165H175V166H176ZM183 165H184V164H183ZM210 165H211V164H210ZM253 165H254V164H253ZM253 165H252V166H253ZM262 165H264V163H262ZM262 165H259V166H262ZM1 166H2V165H1ZM29 166H30V165H29ZM39 166H41V164H39ZM49 166H50V165H49ZM56 166H55V164L53 163V165L50 166L51 168H50V167H49V168H50V170H51V169L53 170L52 167L55 168ZM63 166H62V168H64ZM69 166H68V168H69ZM159 166H160V167H159ZM177 166H176V167H177ZM200 166H201V165H200ZM218 166H220V165L218 164ZM222 166H223V165H222ZM224 166H225V165H224ZM226 166H227V165H226ZM229 166H228V167H229ZM238 166H239V164H238ZM257 166H258V165H257ZM257 166H255V168H257ZM31 167H32V165H31L29 168H31ZM65 167H66V166H65ZM72 167H73V166H72ZM74 167H76V166H74ZM74 167H73V169H74ZM97 167H99V166L97 165ZM121 167H123V166H121ZM125 167H126V166H125ZM125 167H124V168H125ZM148 167H147L146 169H148ZM211 167H212V166H211ZM228 167H227V168H228ZM248 167H249V170H250V166H249V165H248ZM248 167H246V168L248 169ZM262 167H263V166H262ZM0 168H1V167H0ZM18 168L20 169L19 171H22V170H21L22 168H20L19 165H18ZM18 168H15L16 171H17ZM41 168H43V167H40V170H41ZM45 168H46V170L48 171V169H47L48 166H47V167L45 166ZM62 168H60V169L62 170ZM68 168H67V169H68ZM100 168L102 169L101 165H100ZM133 168H134V167H133ZM143 168H145V164H144V167H143ZM212 168H213V167H212ZM263 168H264V167H263ZM263 168H261V169H263ZM25 169H26V168H24L25 173H24L23 175L20 174V175H22L21 178H23L24 175H26L27 170H25ZM27 169H28V167H27ZM33 169H35V168H33ZM33 169H32V170H33ZM55 169H56V168H55ZM58 169H57V170H58ZM69 169H70V168H69ZM69 169H68V170H69ZM75 169H77L78 171H80L78 168H75ZM75 169H74V170H75ZM81 169H82V168H81ZM88 169H90L89 166H88ZM88 169H87V170H88ZM97 169H98V168H97ZM169 169H170V168H169ZM215 169H216V168H215ZM247 169H246V170H247ZM259 169H260V168L258 167V170H259ZM261 169H260V171H263V170H261ZM29 170H30V169H29ZM38 170H39V168H38ZM40 170L37 171V172H41V173H42V176H43V173H44V172H42V170H41V171H40ZM43 170H45V169L43 168ZM61 170H60V171H61ZM70 170H71V169H70ZM98 170H99V169H98ZM113 170H114V169H113ZM129 170H130L129 172H132V173H133L131 167L129 168ZM135 170H136V169H135ZM167 170H168V168H167ZM170 170H171V169H170ZM172 170H173V168H172ZM220 170H221V169H220ZM226 170H227V169H226ZM1 171H4V170H1ZM16 171H15V172H16ZM24 171H23V172H24ZM30 171H31V170H30ZM54 171H55V170H54ZM58 171H59V170H58ZM88 171H89V170H88ZM93 171H95V173H94ZM104 171H105V170H104ZM104 171H103V172H104ZM120 171H121V170H120ZM136 171H137V170H136ZM168 171H169V170H168ZM189 171H190V170H189ZM192 171H193V170H192ZM213 171H214V170H213ZM215 171H216V170H215ZM217 171H218V170H217ZM224 171H225V170H224ZM247 171H248V170H247ZM247 171H246V172H247ZM251 171H252V174H253V172L255 173V171L258 172L257 169H256L255 171H253V169H251ZM260 171H259V173H264V172H260ZM12 172H14V171H13V168H12ZM33 172L37 173L35 170H34ZM50 172H51V171H50ZM55 172L57 173V171H55ZM62 172L64 173V172H66V171H62ZM69 172H70V171H69ZM69 172H68V173H69ZM76 172H77V171H76ZM81 172H83V171L81 170ZM91 172H92L93 174H96V173L98 172L97 174H99V171H96L95 168L93 169V167H91ZM108 172H109V171H108ZM113 172H114V171H113ZM115 172H118V171H115ZM125 172H126V171H125ZM165 172H167V171H165ZM171 172H172V171H171ZM190 172H191V171H190ZM220 172H221V171H220ZM246 172H245V173H246ZM248 172H250V171H248ZM5 173H6V172H5ZM5 173H4V174L2 173V174H3V175H6L7 173H6V174H5ZM19 173H20V172H19ZM27 173H29V171H28ZM46 173H48V172H46ZM46 173H44V174H46ZM59 173H60V172H59ZM72 173H73V172H72ZM121 173H123V172H121ZM134 173H135V171H134ZM136 173H137V172H136ZM140 173H141V172H140ZM163 173H164V172H163ZM173 173H172V174H173ZM218 173H219V172H218ZM250 173H251V172H250ZM9 174H10V173H8V175H9ZM52 174H53V173H52ZM64 174H65V173H64ZM69 174H70V173H69ZM75 174H76V173H75ZM75 174H74V175L71 174L70 177L68 178V179H69L68 181L65 180L64 178H63V179L65 180V182L74 181V184L76 183V184L80 185V184H79V183L81 182V181H80V178H79V182L77 183L76 181H78V180H76V179H77L76 176H78V177H79V176L82 177L83 174L81 175V173H78L79 175H76V176H75ZM86 174H88V173H86ZM104 174H105V173H104ZM118 174H119V173H118ZM189 174H190V173H189ZM193 174H194V173H193ZM219 174H221V173H219ZM246 174H249V173H246ZM256 174H257V173H256ZM8 175H7V176H8ZM20 175L18 174V176H20ZM37 175L39 176V174H37ZM37 175H36V176L33 175V176L36 177V181H37V183L41 184V186H42V183H40V181H39L40 179L38 178ZM46 175H47V174H46ZM46 175H45V176H46ZM48 175H49V174H48ZM56 175H57V174H56ZM58 175H60V174H58ZM66 175H67V173H66ZM99 175L102 177V180H101V181L106 182L105 179H103V177H104V176L106 177V175H103V176H102V173H100ZM132 175H133V174H131L130 176L132 177ZM191 175H192V173H191ZM194 175H195V174H194ZM216 175H218V174H216ZM33 176H32V178H33ZM49 176H51V174H50ZM64 176H65V175H64ZM74 176H75V177H74ZM86 176H87V175H86ZM94 176H95V178H94L93 176L89 175V177H91V179L93 178V180H94V179L96 180L97 178H99L98 175H94ZM97 176H98V177H97ZM110 176H111V175H110ZM110 176H108V179H111ZM116 176H117V175H116ZM133 176H134V175H133ZM138 176H139V174H138ZM140 176H141V175H140ZM195 176H196V175H195ZM195 176H191V177L194 178ZM219 176H221V175H219ZM223 176H224V175H223ZM245 176H246V175H245ZM245 176H244V178H245ZM249 176H248V178H249ZM256 176H257V175H256ZM0 177H1V176H0ZM5 177H6V176H5ZM26 177H27V176H26ZM26 177H25V179H26ZM28 177H29V176H28ZM28 177H27V178H28ZM35 177H34V179H35ZM43 177H44V176H43ZM57 177H58V176H57ZM72 177H73V178H72ZM83 177H84V175H83ZM83 177H82V179L85 178V177H84V178H83ZM89 177H86L85 179H87V178H89ZM105 177H104V178H105ZM111 177H112V176H111ZM145 177H144V178H145ZM188 177H189V176H188ZM198 177H199V176H198ZM198 177H197V178H198ZM215 177H214V178H215ZM260 177H259V178H260ZM14 178H15V177H14ZM29 178H30V177H29ZM37 178H38V180H37ZM40 178H41V177H40ZM49 178H50V177H49ZM52 178H53V177H52ZM52 178H50V179H52ZM65 178L67 179V177H65ZM74 178H75L76 181H75V180H72V179H74ZM181 178H182V179H181ZM195 178H196V177H195ZM200 178H201V177H199V179H200ZM211 178H213V175H212ZM262 178H263V180H262ZM12 179H13V178H12ZM16 179H17V178H16ZM43 179H44V178H43ZM43 179L41 178V181H42V182H43ZM46 179H48V178H46ZM46 179H44V180H46ZM55 179H56V177H55ZM55 179H54V180H49V179H48V180L50 181V183L54 181V183H52V184H50V185H48V184H49L48 182H46L47 184L45 183V185H47V186L50 187V188H48L49 191H50V189L53 190L52 187L55 188V187L57 186L56 182L58 183V186H59L58 188H60V189H58V190H61V191H58L56 194L61 193V194H64V195L66 196L67 193H69V190L71 191V190L73 189L72 187H70L71 189H70L69 187H68L69 189L66 188L67 185H68L69 183L66 185V183H65L64 181H63V182H64V183H63V182H61V181H59V180L56 181ZM57 179H58V178H57ZM60 179H61V178H60ZM116 179H119V178H116ZM116 179H115V181H117ZM124 179H125V178H124ZM137 179L140 180L141 177H139V178H137ZM172 179H174V178H172ZM190 179H192V178H190ZM10 180H11V179H10ZM19 180H20V177H19L18 181H19ZM48 180H46V181H48ZM89 180H90V178L87 179V183H88V184L91 182V180H90V181H89ZM93 180H92V181H93ZM95 180H94V181H95ZM98 180H100V178L97 179L95 183L101 182V181H98ZM113 180H114V177H113ZM133 180H134V179H133ZM145 180L147 181L148 179H145ZM18 181H17V182H18ZM20 181H22V179H21ZM20 181H19V182H20ZM29 181H30V180H29ZM82 181H83V183H85L84 180H82ZM110 181H111V180H110ZM110 181H109V182H110ZM119 181H120V179H119ZM122 181H123V177H122ZM168 181H169V179L166 180V181H165V179H164L163 184H162V180L160 181V184H159V185H160V188L162 187L161 185H163V187H165V191H167V193H168V187H169V186H168ZM172 181H173V180H172ZM174 181H175V180H174ZM201 181H202V179H201ZM251 181H252L253 183H252ZM0 182H1V184L3 183V181H0ZM23 182H25L24 179H23ZM34 182H35V180H34ZM60 182H61V184H60ZM104 182H102V184H103ZM109 182H108V183H109ZM143 182H144V181H143ZM149 182L151 183L152 181H149ZM153 182H154V181H153ZM155 182L157 183V182H159V181L156 180ZM165 182H166V183H165ZM169 182H171V181H169ZM194 182H195V181H194ZM208 182H209V183H208ZM12 183H14V182H12ZM15 183H16V182H15ZM20 183H21V182H20ZM25 183H26V182H25ZM43 183H44V182H43ZM91 183H92V182H91ZM91 183H90V184H91ZM95 183H93V184H95ZM108 183H107V184H108ZM112 183H115V182H112ZM125 183H126V182H125ZM144 183H145V182H144ZM150 183H149V184H150ZM197 183H198V182H197ZM3 184L5 185V183H3ZM17 184H19V183H16V185H17ZM21 184H22V183H21ZM32 184H33V183H32ZM54 184H55V186H52V185H54ZM59 184H60V185H59ZM107 184H106V185H107ZM110 184H111V183H109L108 186H110ZM120 184H121V185H120V188H121V187L123 186V183H121V181H120ZM128 184H129V183H128ZM169 184H170L171 187H173V186L171 185V183H169ZM71 185H72V184H71ZM84 185H85L86 187H88L86 183H85ZM98 185H99V183H98ZM98 185L96 184V186H98ZM113 185H114V184H113ZM144 185H145V184H144ZM180 185H181V187H180ZM200 185H201V184H200ZM30 186H33V185H30ZM30 186H29V188H30ZM43 186H44V185H43ZM43 186H42V187H43ZM60 186H61V187H60ZM80 186L82 187V185H80ZM91 186H92V185H91ZM91 186H90V188H89V187H88V188L91 189ZM93 186H94V185H93ZM93 186H92V187H93ZM99 186H100V185H99ZM99 186H98V187H99ZM135 186H136V185H135ZM135 186H134V187H135ZM150 186H151L152 188H153V187H156V186H155V183H154L153 186H152V185H150ZM45 187H46V186H44V188H45ZM62 187H63V188H66V189H63ZM98 187H97V188H98ZM100 187H101V186H100ZM106 187H107V186H106ZM116 187H117V190H118V185H117ZM142 187H143V186H142ZM151 187H150V192H151V189H152ZM166 187H167V188H166ZM0 188H2V187H0ZM6 188H7V187H6ZM56 188H57V187H56ZM61 188H62L63 190H62ZM83 188H84L85 192H84ZM101 188H102V187H101ZM107 188H108V187H107ZM107 188H105V189H107ZM110 188H111V187H110ZM158 188H159V187H158ZM158 188H157V189H158ZM9 189H10V187H9ZM13 189H18V187H17V188H13ZM46 189H47V188H46ZM103 189H104V188H103ZM105 189H104V190H105ZM133 189H134V188H133ZM147 189H148V188H147ZM155 189H156V188H155ZM157 189H156V190H157ZM170 189H171V188H170ZM170 189H169V190H170ZM203 189H205V188H203ZM4 190H5V189H4ZM6 190H7L8 192L13 191L12 189H11V191H9L8 189H6ZM30 190L32 191V188H31ZM43 190L45 191V189H43ZM56 190H57V189H56ZM73 190H74V189H73ZM82 190H83L82 192H84V193H82V194L85 195V193H88L89 195L87 194V196H88V197L91 196V198H90L91 201H92V199L94 200V198H92V196L95 195V193L97 192L96 190H95L96 192L94 191L95 193H90V192H91L90 190H89V192L86 191L87 189H85V187H82ZM107 190H108V189H107ZM110 190H111V189H110ZM110 190H108V191H110ZM113 190L115 191V189H113ZM113 190H111V192H112ZM117 190H116V191H117ZM152 190H154V188H153ZM158 190H159V189H158ZM158 190H157V191H158ZM177 190H178V189H176V191H175V190H174V191H175V192H178ZM65 191H66L67 193H66ZM100 191H101V190H100ZM100 191H99V193H98V194H100V196H101V194H103L104 196H105L107 193L109 194V192H107V193H102V192H101V193H100ZM118 191H119V192H118ZM118 191H117L118 194H117V192H116V194H117L116 196H115V192H113V196L116 197V202H117V203H115V204H116V207H117V204H118V205H119L118 210H121L122 208L124 209V207H122L121 205L124 203V201H123L124 198H123V197H124V194H125L124 192H125V191H124V192H123L122 190H121V191L118 190ZM132 191H133V190H132ZM170 191H171V190H170ZM215 191H216V192H215ZM1 192H4V191L2 190ZM37 192H38V191L36 190L35 193H36V195H39V198H38V199H40V200H41L40 196L43 195V194H46L45 192L42 193L43 191H42V192L39 191V192H41L42 194H39V193H37ZM55 192H56V191H55ZM71 192L74 193V194H72ZM71 192L68 194V197H70V198L67 199L68 197H66V200L64 201V202H66V204H65L64 202H62L61 204H62L63 206L59 203L60 206H61L62 208H64V205H65V207H66V205H67V203H68L67 208H68L69 210H68L67 208H66V210L71 211L70 209L74 208V206L78 208V205H79V210L81 211V208H80V207H81V204L84 205V203H86V202L88 201V200H87V197L85 196V198H84V196L81 195L79 200H81V199H82V196H83L82 201H83L84 199H86V200H84L85 202L83 201V203L81 202V204H80V202H79L78 200H77V201L75 200L77 203L73 202V204H74V206H73V204H71L69 201H70V200L73 201V199H71V197L74 196V195H76V194H78L79 192L77 191L78 193H76V194H75V192H73V191H71ZM80 192H81V191H80ZM104 192H106V190H105ZM133 192H134V191H133ZM143 192H144V191H143ZM152 192H153V191H152ZM175 192H174V194H175ZM205 192H206V190H205ZM213 192H209V191H208L207 193H213ZM4 193H7V192L5 191ZM28 193H29V192H28ZM29 194H30V196H32L31 193H29ZM29 194H28V197H29ZM50 194H51V192H50ZM50 194H49V195H50ZM53 194H54V192H53ZM71 194H72V195H71ZM91 194H93V195H91ZM108 194H107V195H108ZM127 194H128V193H127ZM140 194H141V193H140ZM151 194H152V193H151ZM159 194H161V192H160ZM170 194H171V193H169V195H170ZM172 194H173V193H172ZM3 195L5 196V194H3ZM6 195H7V194H6ZM54 195H55V194H54ZM79 195H80V193H79ZM79 195L76 196V197L79 198ZM107 195H106L105 197H104V196H103V197L106 198ZM111 195H112V194H111ZM132 195L135 197V194H134V193H133ZM155 195H157V194H155ZM161 195H162V194H161ZM167 195H168V194H167ZM248 195H250V197L253 196V199H255L256 202H255L253 199H249V200H248ZM0 196H2V194H1ZM8 196H9V195H8ZM44 196H45V198H46V196L48 197V194H46V195H44ZM50 196H51V195H50ZM59 196H60V195H59ZM113 196H112V197H113ZM151 196H152V195H151ZM179 196H180V197H179ZM208 196H209V197H208ZM9 197H10V196H9ZM53 197H54V196H53ZM56 197H58V196H56ZM62 197H63V195L61 196V198H62ZM94 197H95V199L97 200V198H96L97 196H94ZM103 197H102V198H103ZM114 197H113V198H114ZM128 197H130L129 194H128ZM128 197L125 196L126 203H128V206H126V207H127V210H131V211H132L135 205H134V203L132 202L133 198H131L132 200L129 199L130 201L127 202V199H126V198H128ZM160 197H161V196H160ZM165 197H166V201H168V200H167V199H168L167 196H165ZM168 197H169V196H168ZM31 198H34L33 200H35V197H31ZM45 198H44V199H45ZM48 198H49V197H48ZM48 198H47V199H48ZM73 198L75 199V197H73ZM78 198H76V199H78ZM109 198H111V197L109 196ZM151 198H152V197H151ZM151 198L149 199V201L151 200ZM155 198H157V197L155 196ZM169 198H170V197H169ZM251 198H252V197H251ZM6 199H7V198H6ZM44 199L41 200L40 203H43V202L45 201V202H44L45 204H44V205L42 204L41 206H43V207L46 206L45 208H47V207H48V204L46 205V202H48V201H47L46 199H45V200H44ZM51 199H52V198H51ZM51 199H50V200H51ZM62 199H65V197L62 198ZM88 199H89V198H88ZM90 199H89V200H90ZM98 199H101V197H98ZM114 199H115V198H114ZM153 199H154V197H153ZM170 199H171V198H170ZM29 200H30V199H29ZM33 200H31L29 203H31ZM36 200H37V199H36ZM36 200H35V201H36ZM58 200H59V199H58ZM68 200H69V201H68ZM96 200H95V201H92V203H91L90 201H88V203L90 202L88 207H90L94 202H95V203H94V205H93L92 207H95L96 203L98 204V202H99L98 200H97V201H96ZM106 200H107V199H106ZM109 200H110V199H109ZM111 200H112V199H111ZM111 200H110V201H111ZM155 200H156V199H155ZM163 200H164V199H163ZM163 200H162V201H163ZM37 201H39V200H37ZM37 201L35 202L36 205H37ZM42 201H43V202H42ZM62 201H63V200H62ZM107 201H108V200H107ZM107 201H106V202H107ZM110 201H108L109 204H110ZM113 201H114V200H113ZM113 201H112V203H113V208H114V202H113ZM139 201H140V200H139ZM144 201H145V199L143 200V202H144ZM149 201H148V202H149ZM152 201H153V203L156 204V202H154V200H152ZM164 201H165V200H164ZM164 201H163V202H164ZM166 201H165V202H166ZM246 201H247V203H248L249 201H253V202H255V204H257V205H255V207H251V205H250V206L248 205V204H250V203L247 204ZM1 202H2V200H1ZM15 202H16V200H15ZM33 202H34V201H33ZM33 202L31 203L32 205H33ZM78 202H79V203H78ZM100 202H102V200H101ZM100 202H99V203H100ZM103 202H104V201H103ZM103 202L101 203V205H102V206H103V205L105 206L106 203L104 202V203H105V204H104ZM160 202H161V201H160ZM174 202L171 201V202L169 203V205L171 206V203H174ZM2 203H3V202H2ZM9 203H10V202H9ZM27 203H28V202H26V203H24V204L27 205ZM29 203H28V204H29ZM88 203H87V204H88ZM145 203H146V205H147V202H145ZM158 203H159V201H158ZM4 204H5V203H4ZM7 204H8V203H7ZM17 204H18V203H17ZM17 204H16V205H17ZM38 204H39V203H38ZM51 204H52V203H51ZM54 204H55V203H54ZM70 204L73 206L72 208H70V206H71ZM76 204H78V205L76 206ZM87 204H85V205H87ZM107 204H108V203H107ZM109 204H108V205H109ZM155 204H153V205H155ZM8 205H9V204H8ZM8 205H7V206H8ZM10 205H11V204H10ZM16 205H15V206H16ZM22 205H23V204H22ZM52 205H53V204H52ZM57 205H58V204H57ZM69 205H70V206H69ZM101 205H100V206H101ZM110 205L112 206V204H110ZM123 205H124V204H123ZM126 205H127V204H126ZM141 205H142V204H141ZM151 205H152V204H151ZM153 205H152V206H153ZM159 205H160V204H159ZM230 205H231V206H230ZM18 206H19V205H18ZM23 206H24V205H23ZM28 206H30V205H28ZM60 206H58V208H59ZM97 206H98V205H97ZM97 206H96V208H97ZM148 206H150V205H148ZM162 206H164V205H162ZM167 206H168V203H167ZM167 206H166V207H167ZM252 206H254V204H252ZM1 207H2V206H1ZM12 207H13V206H12ZM19 207H20V206H19ZM24 207H25V206H24ZM31 207H32V206H31ZM31 207H30V209H31ZM34 207H37V206L34 205V206H33V209H35ZM49 207H51V206H49ZM52 207H53V206H52ZM82 207H83V206H82ZM86 207H87V206H86ZM98 207H99V206H98ZM105 207H106V206H105ZM116 207H115V208H116ZM126 207H125V208H126ZM135 207H136V206H135ZM160 207H161V206H160ZM160 207L158 206V208H160ZM176 207H177V206L175 205V208H176ZM182 207H183V206H182ZM7 208H8V207H7ZM9 208H10V207H9ZM17 208H18V207H17ZM17 208L14 207V209H17ZM40 208H41V207H40ZM54 208H55V207H54ZM99 208H100V207H99ZM109 208H110V207H109ZM111 208H112V207H111ZM146 208H147V207H146ZM148 208H149V207H148ZM161 208H164V207H161ZM161 208H160V209H161ZM172 208H173V207H172ZM186 208H185V210H186ZM3 209H4V208H3ZM3 209H1V210H3ZM14 209H12V210H14ZM28 209H29V208H28ZM30 209H29V211H30ZM33 209H31V212H32ZM43 209H44V208H43ZM43 209H42V210H43ZM92 209H93V208H92ZM92 209H91V210H90V209L88 210V211L91 212V213H89L90 216H91V214H92V212H93ZM94 209H95V208H94ZM116 209H117V208H116ZM116 209H115V210H116ZM123 209H122V210H123ZM134 209H136V208H134ZM142 209H143V208H142ZM152 209H153V207H152ZM36 210H37V209H36ZM42 210H41V211H42ZM46 210H47V209H46ZM74 210H75V209H74ZM109 210H112V213H113V209H109ZM122 210H121V211H122ZM147 210H148V209H147ZM168 210H170V209H168ZM172 210H173V209H172ZM24 211H25V210H24ZM24 211H23V212H24ZM72 211H73V209H72ZM80 211H79V212H80ZM95 211H96V213H97V211H101V210L96 209V210H94L93 214H95ZM105 211H106V210H105ZM124 211H125V213H122V214H125V215H126V210H123L122 212H124ZM152 211H153V210H152ZM176 211H177V210H176ZM179 211H182V210L179 209ZM5 212H6V211H5ZM25 212L27 213V211H25ZM31 212H30V213H31ZM47 212H48V211H47ZM50 212H51V208H50ZM57 212L60 214L59 211H57ZM73 212H74V211H73ZM79 212H78V213H79ZM85 212H86L85 210H84V211L82 210V213L85 214ZM114 212H115V211H114ZM133 212H134V211H133ZM149 212H151V210H150ZM149 212H147V213H149ZM155 212H156V210H155ZM164 212H165V211H164ZM164 212H163V213H164ZM170 212H171V211H170ZM3 213H4V211H3L2 213H0V216H1V217H2L3 215L6 214V213H5V214H3ZM17 213H18V212H17ZM17 213L14 214V216H13V214H11L12 217H10V216L8 215L9 218H10L9 221H11V223L14 222V224L12 223L13 225H15L16 223H18V226H19V225H20V226L22 225V227H23V226L25 225V223H24V224H21V218H18V220L20 219L19 222H17V221L15 222V220H17L16 218L19 217L20 212H19L18 216L16 217ZM28 213H29V212H28ZM28 213H27V214H28ZM66 213H67V212H64V214H66ZM78 213H76V214L78 215ZM127 213H128V212H127ZM131 213H132V212H130V214H131ZM135 213H136V212H134V213H132V214L134 215ZM1 214H3V215H1ZM55 214H56V213H55ZM59 214H58V215H59ZM62 214H63V212H61V214H60L61 217H60V215L57 216V219H58V217H59V220L61 219V221H62V218H64L63 220H66V221H67V220L69 219V217H68V219H67L66 217H63ZM79 214H80V215H78V216H80V217H78L77 215H75L76 218L78 217V218H77L78 221L76 220V218H75L74 216H72V218L74 217L75 220H76L78 223H79V220H80V222H81V220H82V218H81V215H82V214H81V213H79ZM84 214L82 215V216H83V219H84V216H85V217H87V216L89 217V215H87V214H88L87 212H86L85 215H84ZM93 214H92V215H93ZM119 214L121 215L120 212H119ZM139 214H141V212H140ZM139 214H138V215H139ZM142 214H144V213H142ZM142 214H141L140 216H142ZM151 214H152V213H151ZM166 214H167V213H166ZM6 215H7V214H6ZM22 215H23V214H22ZM22 215H21L20 217H23ZM25 215H26V214L24 213V216H25ZM44 215H45V214H44ZM117 215H118V214H117ZM128 215H129V214H128ZM133 215H132V216H133ZM152 215H153V214H152ZM238 215H246V217H247V218L245 219L246 221H247V219H248V216H250L249 218H252L251 216H253V221L255 220V218H256V220H255V222H253V224H252V223L250 224V222H251L250 219L248 220V221H249V223H248V221L246 222V221L243 219L244 216H243V217L241 216V217H242V218H241V222H239L240 219H239L238 217H236V216H238ZM33 216H34V215H33ZM33 216H32V217H33ZM36 216H37V215H36ZM36 216H35V218H36ZM39 216H41V215H39ZM45 216H46V215H45ZM114 216H115V213H114ZM114 216H113V217H114ZM157 216H158V214H157ZM160 216H161V215H160ZM163 216H164V214H163ZM166 216H168V215H166ZM166 216H165V218H166ZM219 216H226V218L229 217V220H228L227 222H228V223L231 222L233 225H235L234 227H235V228L237 227V228H236L237 232H238L239 234H242V235L246 236V237L249 239L251 245L249 246L250 248H249V247H248V248H249V251H251L252 254H254V257H255L254 259L256 260L255 262H252V261H251V263H249V261H250V260H249L248 263H245V262L232 263L230 259H233V258H232L230 255H227V254L224 253V252H222V254H221V252H219V249H217V248H219V247H216V246H215V247H216V249L218 250L217 253H219V258H218V259L214 260V259H215V256H214V259L212 258V256H210L212 259L209 257V254H210V255H212V254L214 255V252L212 253L210 249H209V250H210V253H209V254H206V252L208 251V248H209V247H208L209 243H208V239H207V234H208V233L206 234V231H205V230L209 231V229H210V232H211V231H212V233H213V232H216V235H218L219 232H220L221 227L218 229V227H217V225H215V223H216L217 220H220V218H222V217H220V218L218 219L217 217H219ZM227 216H228V217H227ZM5 217H6V216H5ZM13 217H14L15 220L13 219ZM25 217H27L26 219L24 218L25 220H28V219H29L30 223L32 222V221H31L32 219L30 220V215H29V217H28V215L25 216ZM41 217H42V216H41ZM53 217H54V215H53ZM109 217H110V218H109ZM113 217H112V218H113ZM116 217H118V216H116ZM116 217H115V219H116ZM119 217L121 218L122 215L119 216ZM144 217H145V216H144ZM144 217H143V218H144ZM149 217H150V216H149ZM9 218H8V219H9ZM11 218H12V219H11ZM42 218H44V217H42ZM74 218H73V219H74ZM92 218H93V217H90L89 220H92ZM96 218H95V219H96ZM103 218H105V219H103ZM120 218H119V219H120ZM135 218H136V217H135ZM137 218H138V217H137ZM139 218H141L140 221H142V217H139ZM160 218H161V217H160ZM226 218H225V219H226ZM230 218H232V219H230ZM235 218H236V219H235ZM237 218H238V219H237ZM1 219H2V218H1ZM33 219H34V217H33ZM36 219H37V218H36ZM39 219L41 220V218H39ZM57 219H55V222L57 221L55 225L53 224L54 221H53V223H52V224L54 225V227L57 226V223H58V222H59V223H58L59 225H60V223H61V221H59V220H57ZM85 219H86V218H85ZM85 219L83 220V222H84L83 225H82V223H80V224L77 223V225H78V226H81L84 230H86V229L89 228L88 226L85 225V224H86V223H85ZM87 219H88V218H87ZM87 219H86V220H87ZM106 219H109V220L107 221ZM115 219H114V220H115ZM119 219H118V220H119ZM145 219H146V218H145ZM153 219H154V218H153ZM162 219H163V218H161V220H162ZM215 219H217V220H215ZM225 219H223V220H225ZM12 220H13V221H12ZM34 220H35V219H34ZM34 220H33V223L35 222ZM40 220H39V221H40ZM52 220H53V219H52ZM52 220H51V221H52ZM70 220H71V219H70ZM89 220H87V221H89ZM103 220H105V223H106V224H104V221H103ZM120 220H122V219H120ZM134 220H135V219H134ZM163 220H164V219H163ZM172 220H174V219H172ZM237 220H239V221H237ZM242 220H243V221H242ZM0 221H1V220H0ZM3 221H5V220H2V222H3ZM9 221H8V222H9ZM22 221H24V220H22ZM51 221H50V222H51ZM66 221H65V222H66ZM76 221H75V222H76ZM93 221H96V220H93ZM97 221H96V222H97ZM138 221H139V219H138ZM147 221H148V220H147ZM147 221H146V222H147ZM153 221L155 222V220H153ZM153 221H152V222H153ZM156 221H157V219H156ZM258 221H259V222H258ZM263 221H264V220H263V218H262V223H263ZM24 222H25V221H24ZM42 222H43V221H42ZM42 222H40V223L42 224ZM65 222H64V224L62 223L63 226H64L65 224L67 225V224L69 223L68 221H67L68 223H65ZM70 222H72V221H70ZM102 222H103V223H102ZM116 222H117V221H116ZM128 222H129V221H128ZM164 222H165V221H164ZM166 222H167V221H166ZM166 222H165V224H164V223L162 224V225L165 226V227L167 226V225H166ZM214 222H215V223H214ZM217 222H218V221H217ZM221 222H222V221H221ZM221 222L219 221V223L222 224V226H223V222H222V223H221ZM225 222H226V221H225ZM9 223H10V222H9ZM22 223H23V222H22ZM117 223H119V222H117ZM121 223H122V222H121ZM121 223H120V225L122 226L125 222L122 223V224H121ZM136 223L138 224V222H136ZM149 223H150V222H149ZM157 223H158V222H157ZM262 223H261V224H262ZM0 224H1L0 227L2 228L3 223H0ZM5 224L8 225L7 223L4 222V225H5ZM12 224H11V225H12ZM27 224L29 225L28 222H27ZM44 224H45V223H44ZM50 224H51V223H50ZM50 224H48V225H50ZM52 224H51V226H52ZM69 224H70V223H69ZM69 224H68V225H69ZM72 224H73V222H72ZM72 224H70L71 227L77 229V227H78L77 225H76V227H73V226H75L76 223H74V225H72ZM90 224H91V223H90ZM103 224H104V225H103ZM113 224H114V223H113ZM130 224H131V223H129V225H130ZM150 224H151V223H150ZM160 224H161V223H160ZM224 224H225V223H224ZM232 224H231V225H232ZM261 224H260V225H261ZM9 225H10V224H9ZM37 225H38V224H37ZM48 225H47V228L45 227V228L47 229L46 231H49V230L52 229V228L50 229L51 226H48ZM59 225H58V227H57L58 230H59ZM66 225H65V226H66ZM68 225H67V227H68ZM88 225H89V224H88ZM95 225H96V224H95ZM105 225H106V226H105ZM129 225H128V226H129ZM133 225H134V224H133ZM151 225H152V224H151ZM229 225H230V224H229ZM233 225H232V226H233ZM262 225H264V224H262ZM16 226H17V224H16ZM25 226H27V225H25ZM32 226H33V225H32ZM63 226H62V227H63ZM85 226H86V228H84ZM98 226H99V227H98ZM123 226H124V225H123ZM131 226H132V225H131ZM153 226H154V225H153ZM158 226L160 227L161 225L157 224L156 228H158ZM163 226H162V229H163ZM170 226H171V225H170ZM214 226H216V227H214ZM3 227H4V226H3ZM5 227H6V226H5ZM7 227H8V226H7ZM7 227H6V228H7ZM22 227H20V228H22ZM28 227H29V226H28ZM28 227H27V228H28ZM48 227H49V230H48ZM60 227H61V226H60ZM87 227H88V228H87ZM100 227H101V228H100ZM118 227H120V226H118ZM129 227H130V226H129ZM139 227H141V226H139ZM154 227H155V226H154ZM213 227H214V228H213ZM226 227H227V226H225V228H226ZM228 227H229V226H228ZM228 227H227V228H228ZM31 228H32V227H31ZM55 228H56V227H55ZM121 228H122V227H121ZM223 228H224V227H223ZM235 228H234V229H235ZM263 228H264V227H263ZM9 229H10V227H9ZM28 229H30V227H29ZM79 229L81 230V228H79ZM83 229H82L81 231H83ZM119 229H120V228H119ZM122 229H123V228H122ZM125 229H126V227H125ZM129 229H130V228H129ZM147 229H148V228H147ZM152 229H153V228H152ZM165 229H166V228H165ZM230 229H231V228H230ZM2 230H4V228H3ZM13 230H14L13 233H12V232H11V233H12L13 235H15V233L17 232V230H16V232H15V229H13ZM20 230H21V229H20ZM24 230H25V229H24ZM38 230H39V229H38ZM61 230H62V229H61ZM68 230H69V228H67L66 231H68ZM80 230H77V231H80ZM120 230H121V229H120ZM133 230H134V228H133ZM135 230H137V228H136ZM149 230H150V229H149ZM153 230H155V229H153ZM153 230H152V232H153ZM167 230H168V228H167ZM222 230H223V229H222ZM231 230H232V229H231ZM7 231H8V233H9V230H7ZM26 231H27V230H26ZM28 231H29V230H28ZM31 231H33V229H32ZM123 231L126 232L124 229H123ZM142 231H143V230H142ZM150 231H151V230H150ZM159 231H160V230H159ZM159 231H158V233H159ZM165 231H166V230H165ZM232 231H233V230H232ZM14 232H15V233H14ZM33 232H34V231H33ZM39 232H40V231H39ZM70 232H71V231H70ZM72 232H73V231H72ZM127 232H129V231L127 230ZM127 232H126V234H127ZM148 232H149V231H148ZM160 232H161V231H160ZM162 232H163V231H162ZM226 232H228V230H226ZM263 232H264V230H263ZM8 233H7V234H8ZM29 233H30V232H29ZM43 233H44V230H43ZM43 233H42V235H43ZM49 233L51 234V232H49ZM53 233H54V229H53ZM82 233H83V232H82ZM89 233H90V232H89ZM122 233H123V232H122ZM136 233H137V231H136ZM158 233H157V234H158ZM212 233H211V234H212ZM18 234H20V233L18 232ZM55 234H56V233H55ZM62 234H64V230H63ZM79 234H80V232H79ZM97 234H96V236H97ZM124 234H125V233H124ZM126 234H125V236H126ZM130 234H132V232H131ZM130 234H129V235H130ZM133 234H135V233H133ZM133 234H132V235H133ZM153 234L155 235V233H153ZM159 234H160V233H159ZM167 234H168V233H167ZM220 234H221V232H220ZM228 234H229V232H228ZM262 234H263V233H262ZM8 235H9V234H8ZM16 235H17V234H16ZM21 235H22V233H21ZM21 235H20V236H21ZM30 235H31V234H30ZM30 235H29V237H30ZM34 235L36 236V234H34ZM37 235H38V234H37ZM82 235H83V234H82ZM89 235H91V234H88V235H86V236H89ZM93 235H94V234H93ZM127 235H128V234H127ZM162 235H164V234H162ZM208 235H209V234H208ZM213 235H215V234L213 233ZM229 235H232V234H229ZM18 236H19V235H18ZM43 236H44V235H43ZM53 236H54V235H53ZM53 236H51V237H53ZM56 236H57V234H56ZM63 236H64V235H63ZM65 236H66L67 239H65ZM65 236H64L63 238H64L66 241H64V239L62 238V241H63V242H61V239H60V240H59V241H60V242H59L60 247L58 246V241H56V242H57L56 245H57L58 247L56 246V248L54 249V246H55V244H54L53 249H52L51 252H53L54 250H55V251L57 250V252H58L59 249H57V248H61L62 246H63V247L66 246V245L63 244V243H66L67 240H68V238H71V239H69L68 243H69V242H70L71 244L73 243L74 246L76 245L75 242H77V241L79 240V239H78V240L75 239V238H76V235H75L74 237H72L73 234H71V237H70V236L68 237V234L66 233ZM79 236H80V235H79ZM96 236H95V237H96ZM106 236H107V237H106ZM113 236H114V237H113ZM121 236H122V235H121ZM121 236H120V237H121ZM125 236H124V238H125ZM133 236H134V235H133ZM144 236H145V235H144ZM148 236H149V235H148ZM210 236H211V235H210ZM218 236H219V235H218ZM218 236H217V237H218ZM223 236H224V233H223ZM236 236H237V234H236ZM0 237H1V236H0ZM5 237H6V236H5ZM9 237H10V236H9ZM22 237H23V235H22ZM26 237H27V235H26ZM29 237H28V238H29ZM33 237H34V236H33ZM49 237H50V235H49ZM51 237H50V238H51ZM81 237L85 238L84 236H81ZM90 237H91V238H94V236H90ZM105 237H106L107 239H105ZM108 237H110V238L108 239ZM118 237H119V236H118ZM120 237H119V238H120ZM134 237H135V236H134ZM165 237H168V236H165ZM217 237H216V239H217ZM225 237H226V236H225ZM231 237H233V236H231ZM2 238H3V237H2ZM6 238H7V237H6ZM14 238L16 239L15 236H14ZM30 238H31V237H30ZM34 238H35V237H34ZM72 238H73V239H72ZM96 238H97V237H96ZM127 238H128V237H127ZM129 238H130V237H129ZM136 238H137V237H136ZM210 238H211V237H210ZM213 238L215 239V237H213ZM226 238H228V236H227ZM236 238H237V237H236ZM8 239H9V238H8ZM11 239H12V238H11ZM23 239H24V237H23ZM47 239H48V238H46V240H47ZM52 239L54 240V238H52ZM137 239H138V238H137ZM137 239H136V240H137ZM145 239H146V237H145ZM240 239H241V238H239V240H240ZM0 240H1V239H0ZM13 240H14V239H13ZM24 240H26V239H24ZM28 240H29V239H28ZM32 240H33V239H32ZM38 240H39V239H38ZM41 240H42V239H41ZM41 240H39V241H41ZM74 240H75V241H74ZM82 240H83V239H82ZM85 240H87V239H84V241H85ZM90 240L92 241L93 239H90ZM90 240H88V242H89ZM117 240H119V239H117ZM121 240H122V239L120 238L119 241H121ZM123 240H124V239H123ZM136 240H135V241H136ZM140 240H141V239H140ZM163 240H166V239L164 238ZM237 240H238V239H237ZM239 240H238V241H239ZM3 241H4V240H3ZM3 241H1V242L3 243ZM14 241H15V240H14ZM14 241H13V242H14ZM19 241H21V240H19ZM22 241H23V240H22ZM36 241H37V240H36ZM47 241H48V240H47ZM47 241H46V243H47ZM50 241H51V240H50ZM72 241H73V242H72ZM102 241H104V242L107 243V244H103L104 242H102ZM129 241H130V240H129ZM137 241H138V240H137ZM209 241H210V240H209ZM212 241H213V240H212ZM212 241H211V242H212ZM223 241H224V240H223ZM230 241H231V239H230ZM230 241H229V242H230ZM232 241H233V240H232ZM234 241H235V239H234ZM241 241H242V240H241ZM246 241H247V240H246ZM8 242H9V240H8ZM25 242H27V241H25ZM51 242H52V241H51ZM56 242H54V243H56ZM85 242H86V241H85ZM101 242H102V243H101ZM114 242H115V243H114ZM127 242H128V241H127ZM130 242H131V241H130ZM141 242H142V240H141ZM166 242H167V240H166ZM211 242H210V243H211ZM214 242H215V240H214ZM220 242H221V241L219 240V243H220ZM235 242H236V241H235ZM243 242H244V241H243ZM11 243H12V242H11ZM33 243H34V242L32 241V244H33ZM39 243H40V242H39ZM42 243H43V248H44V247H45V246H44L45 241L42 242ZM46 243H45V245H46ZM52 243H53V242H52ZM52 243H51V244H52ZM61 243H62V245H61ZM70 243H69V244H70ZM81 243H82V242H81ZM121 243H123V242H121ZM128 243H129V242H128ZM131 243H132V242H131ZM133 243H134V242H133ZM142 243L144 244V242H142ZM219 243H217V244L219 245ZM238 243H240V242H238ZM238 243H237L236 245H238ZM13 244H14V243H13ZM15 244H16V243H15ZM21 244H22V243H21ZM51 244H50V246L53 245V244H52V245H51ZM83 244H84V243H83ZM86 244H87V243H86ZM92 244H95V243H92ZM135 244H136V243H135ZM135 244H134V246H136ZM227 244H228V243H227ZM231 244H234V243H230V247H231ZM241 244H242V243H241ZM245 244H246V243H245ZM4 245H5V244H4ZM6 245H7V244H6ZM28 245L30 246V244H28ZM38 245H39V244H38ZM38 245H37V246H38ZM47 245H48V244H47ZM80 245H81V244H80ZM89 245H90V244H89ZM89 245H88V246H89ZM97 245H96V246H97ZM101 245H108V246H101ZM115 245H116V244H115ZM138 245H139V244H138ZM141 245H142V244H141ZM223 245H224V244H223ZM225 245H226V244H225ZM12 246H13V245H12ZM22 246H24V245L22 244ZM22 246L19 247V248L21 249V251L23 250V249H22ZM37 246H34V247H37ZM50 246H48V247L50 248ZM67 246H68L69 249H68L67 247H66L67 249H66V248H65V249L68 250L69 252H70L71 250H72V251L75 250V247H73L72 245H68V244H67ZM71 246H72V247H71ZM88 246H87V248H89L91 245H90L89 247H88ZM126 246H127V245H126ZM145 246H146V245H145ZM220 246H222V245H220ZM233 246H234V245H232V247H233ZM238 246H240V244H239ZM243 246H244V244H243ZM0 247H2V246H0ZM9 247H10V246H9ZM17 247H18V246H17ZM30 247H31V246H30ZM41 247H42V246H41ZM63 247H62V248H63ZM127 247H128V246H127ZM130 247H132V246H130ZM147 247H149V246H147ZM150 247H151V246H150ZM150 247H149V248H150ZM215 247H213V248H215ZM241 247H242V246H241ZM6 248H7V247H6ZM19 248H18L17 250H19V252H20V249H19ZM23 248L26 250L25 246H24ZM37 248H40V245H39ZM62 248H61V249H62ZM70 248H72V249H70ZM73 248H74V250H73ZM81 248H82V247L79 246L78 249H81ZM85 248H86V247H85ZM87 248H86V249H87ZM92 248H93V245H92ZM133 248H134V247H133ZM135 248H136V247H135ZM142 248H143V247H142ZM211 248H212V247H211ZM223 248H224V247H223ZM228 248H229V247H228ZM244 248H245V247H244ZM246 248H247V247H246ZM246 248H245V249H246ZM2 249H3V248H2ZM31 249H32V247H31ZM35 249H36V248H35ZM44 249H45V248H44ZM44 249H43V251H44ZM63 249H64V248H63ZM63 249H62V251L60 250L59 252H60V253H64V254H63L64 257L59 253L60 257L58 258V255H55V253H54V254H52V255L50 254V255L52 256V259H55V258H53V257H57V258L60 259V260H61L62 257H63V258H68V257H65V254H66V256H67V253H65V252H67V251H66V250H63ZM86 249L81 250V251H85ZM94 249H95V248H93V250H94ZM140 249H141V248H140ZM151 249H153V248H151ZM233 249H234L233 251H235V247H233ZM238 249H239V247H238ZM238 249H237V250H238ZM240 249H241V248H240ZM25 250H23V251H25ZM47 250H48V248H47L44 252H47ZM93 250H92V252H93ZM230 250H231V248H230ZM3 251H5V250L3 249ZM15 251H16V250H15ZM33 251H36V250H33ZM40 251H41V252H39L38 249H37V253L39 252V254L42 253L41 255H43L44 253L42 252L41 249H40ZM55 251H54V252H55ZM72 251H71V252H72ZM75 251H76V250H75ZM79 251H80V250H79ZM152 251H153V250H152ZM213 251H214V250H213ZM233 251H232V252H233ZM239 251H241V250H239ZM246 251L249 252L247 249H246ZM0 252H1V251H0ZM7 252H9V251H7ZM12 252H14V250H13ZM26 252H27V251H26ZM29 252L32 253V251H29ZM49 252H50V250H49ZM49 252H47L46 254H49ZM51 252H50V253H51ZM71 252H70V253H71ZM215 252H216V251H215ZM241 252H243V251H241ZM247 252L245 253V255L247 254ZM16 253H17V255H19L17 251H16ZM22 253H23V252H22ZM27 253H28V252H27ZM33 253H34V252H33ZM33 253L30 254L31 257H32V255H33ZM35 253H36V252H35ZM37 253H36V254H37ZM70 253H69V254H70ZM74 253H75V252H74ZM82 253L84 254V252H82ZM243 253H244V252H243ZM3 254H4V253H3ZM3 254H0V257H2L1 255H3ZM6 254H7V253H6ZM23 254H24V253H23ZM25 254H26V253H25ZM57 254H58V253H57ZM69 254H68V255H69ZM79 254H80V252L78 253V255H79ZM83 254H82V255H83ZM241 254H242V253H241ZM241 254H240V257H242ZM7 255L9 256V255H11V254L9 253V254H7ZM7 255H6V257L8 258ZM14 255H15V254H14ZM17 255H16V256H17ZM30 255H29V256H30ZM41 255H39V257H40ZM70 255H71V254H70ZM72 255H73V257H72V258H73V261L75 262L76 260H74V254L72 253ZM90 255H91V253H90ZM207 255H208V256H207ZM243 255H244V254H243ZM247 255H248V254H247ZM22 256H23V255L21 254V258H23ZM25 256H28V255H25ZM35 256H36V255H35ZM43 256H44V255H43ZM87 256L91 259V257L89 256V254H88ZM87 256H86V257H87ZM17 257H18V256H17ZM37 257H38V255H37ZM39 257H38V258H39ZM46 257H49V256H46ZM46 257H45V258H46ZM11 258H15V257H14V256H13V257L11 256ZM11 258H10V260H12V262H13V260L18 259V258H15V259H11ZM33 258H34V257H33ZM40 258H41V257H40ZM57 258H56V259H57ZM72 258H71V259H72ZM194 258H195V259H194ZM197 258H198L199 260H201V262H199V261H198V262H197V261L195 262V260H196ZM249 258H250V257H249ZM249 258H247V259H249ZM251 258H252V256H251ZM27 259H28V258H27ZM31 259H32V258H31ZM31 259H30V260H31ZM35 259H36V258H34V260H35ZM50 259H51V257H49V260H50ZM56 259H55V260H56ZM68 259H69V258H68ZM75 259H77V257H76ZM90 259H89V261H90ZM0 260H2V259H0ZM5 260H6V258H5ZM19 260H20V258H19ZM28 260H29V259H28ZM30 260H29V261H30ZM47 260H48V259H47ZM62 260H63V259H62ZM64 260H65V259H64ZM64 260H63V261H64ZM69 260H70V259H69ZM84 260H85V259H84ZM244 260H245V259H244ZM7 261H8L9 263L11 262V261H9V260H6L5 262L8 263ZM21 261H22V260H21ZM32 261H33V260H32ZM37 261H38V260H35V262H37ZM39 261H41V262L43 261V262H44L43 259H41V260H39ZM65 261H66V260H65ZM70 261H71V260H70ZM14 262H15V261H14ZM68 262H69V261H68ZM68 262H66V263H68ZM85 262H86V261H83V263H85ZM97 262H98V261H97ZM1 263L3 264L4 262L1 261ZM1 263H0V264H1ZM9 263H8V264H9ZM17 263H20V262L17 261ZM52 263H53V261H52ZM57 263H60V262H57ZM83 263H79V264H83ZM87 263L92 264L91 262H86V264H87ZM4 264H5V263H4ZM10 264H11V263H10ZM22 264H23V263H22ZM30 264H31V263H30ZM32 264H33V262H32ZM37 264H39V262H38ZM42 264H43V263H42ZM60 264H61V263H60ZM68 264H70V263H68ZM74 264H76V262H75Z\"/></svg>",
  "mask_w": 264,
  "mask_h": 264
}]
</instances>
